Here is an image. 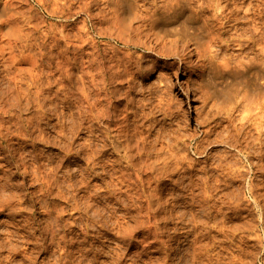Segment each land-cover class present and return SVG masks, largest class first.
Returning a JSON list of instances; mask_svg holds the SVG:
<instances>
[{
	"label": "rangeland",
	"instance_id": "374dc122",
	"mask_svg": "<svg viewBox=\"0 0 264 264\" xmlns=\"http://www.w3.org/2000/svg\"><path fill=\"white\" fill-rule=\"evenodd\" d=\"M19 1V0H18ZM16 1V5H17V7L19 6V5H21V6H19V13H18V15L16 14L14 17L16 18H14V20H15V22H14V20L12 21L13 23H11V24H14V25H12V27H16L15 29H16V31H15V29L13 30L12 29V32L14 31L15 32V34H14V32L12 33L11 31H9V32H11L13 35L12 36H10L11 34H9V32L7 33L9 36H7L5 33H3V31L4 30H6V28H4V29H2L3 31H2V35H3V37L5 38H3L2 36H1V42L3 41L4 42V40H5V42L6 43H8V45L7 44H5V42L3 43H1V48H0V50L3 48V46H7V47H4L3 48V50H1L0 51V53H1V57L2 56H4L5 58H0V62H1V60H2V62L0 63V68L1 67H3V68H1L0 69V77H1V75H3V77H1L2 79H0V80H3L4 82H3V85H2V88L4 89V91H7L8 89H12V87L14 86V88L12 89L13 91H11V94L15 91V89H19V91L21 92V89H23V90H25L26 92H28V93H25V96H26V94L28 95L27 97H25L24 95H22V96H24V98H22V96H21V101H23V102H20L19 104V106L18 105H15L14 107H11V109L12 110H10V111H8L7 113L5 112L4 113V116H3V118H1L0 117V120H2V123H3V121L5 122V123H3V128L1 129V131H0V133L2 134V136L0 137L1 139V141H0V147H7L6 145H12V147H13V151H12V154L14 155V161H16V160H19L20 158L22 159H25V160H27L29 163L28 164H30L32 167H33V163H34V161H33V159L32 158H34V156L35 155H38V157H42L41 158V160H40V162H42L41 164H42V167H41V172L46 176V175H52V173H55V174H57L58 175V177H60V176H63L64 174V176H65V178L67 179V182L65 183V184H63L62 185V187H60L59 189L57 188V186H56V184L54 185V187H52V189L50 190V193L49 194H44V193H46V191H47V187L45 186V187H43V188H39L40 186L37 184V183H35V182H32L33 180H31V178L30 177H28V181H27V183H25V186L26 187H28V189H27V196L24 198L25 200H23V205H20V207L22 206V207H24V210L21 208V209H19L20 207H19V202H17V208L15 209L14 207V209L11 207V208H9L8 206H9V204L6 202V201H2L1 200V202L2 203H0L1 205H0V207H2L3 209H4V211L5 212H7L6 214H5V212L4 211H2L3 209H1L0 208V228H1V232H3V231H5L6 229L8 230V229H10L9 227H11L8 223H6L7 221H10V219H16V218H19V215H21L23 212H25V214H27V215H29L28 217H30V218H34L33 219V221L35 222V223H33L32 225H25V227L27 226V228H28V226H29V230H30V235H32V234H34V235H32L31 237L29 236V232H26V231H28L26 228V230L24 229L23 230V232H25V234L21 231V234H19L18 235V237L19 236H21V237H19V238H14V239H8V241L9 240H11L10 241V244L11 243H13V244H11V246H13V248H10L9 250L11 251V252H9L6 248L4 249L3 248V246H1L2 247V249H3V251H2V249H1V247H0V253L2 254V257L3 258H5L7 255H9L8 253H18V255L16 256V259L15 258H13L16 262L15 263H18V262H20V261H22V259H23V261L25 262V264H29V263H31L32 262V264L34 263V264H50L51 262V264H53V261H55L54 263L55 264H77V262L78 263H80V260H81V263L80 264H141V263H143V264H170L171 262V264H197V262H198V264H219V259L222 261V263L220 262V264H225L224 262H226V264H264V194H262V193H264V176H263V174H264V160L262 159V158H264V152L261 154V152L262 151H264L263 149H264V118H263V116H264V113H263V111L262 110H258V108L257 109H255V107L253 108L252 106V109H250L251 107H250V105H254V104H256V102L255 101H258L257 102V106L259 107H262V103H264V61H263V59H264V46H263V44H264V0H198L203 6V9H205V11H204V15H206V16H209V17H211L212 19H211V24H212V28L213 29H216V30H220V31H222L223 32V39H224V43H218L216 46H217V48H216V46L214 45L213 46V48H212V50H213V53L215 54V56H216V59H218V60H221L220 59V57H221V55H224V57H223V59H222V61H227V59H228V61L229 62H226V63H228V65L226 66V67H224L223 66V69H222V67L220 68V69H218V68H216L215 66H212L210 69H208V72L204 75V76H201L198 72H194V71H185L184 70V68H182V67H179V65H176V66H173V67H168V66H166L165 65V63L162 61V59H159V57H156V56H149L148 58L146 57L145 58V63H136V56L138 55V54H142V51H137V52H135V50L134 49H131V50H127V49H125L123 46H122V44H118L114 39H112L111 37L112 36H116V34L114 35V29L111 27L110 29L108 28V27H110V26H112L113 24H112V21H111V19H109V18H111L110 16H111V12H110V10H109V7H104V5L105 6H108L107 5V3H105L106 1L105 0H70V2H69V0H65V1H62V0H21V1ZM45 1V2H44ZM56 1V2H55ZM57 1H59V3H60V5H59V3L57 2ZM61 1H62V3L63 4H61ZM67 1V2H66ZM104 1V2H103ZM196 1V0H195ZM194 1V4L197 2H195ZM205 1H207V2H205ZM218 1V2H217ZM226 1V2H225ZM236 1V2H235ZM53 2H55L54 3V5L53 4H51V3H53ZM74 2H76V3H74ZM85 2V3H84ZM92 2V3H91ZM104 3V5H103V3ZM203 2V3H202ZM206 4H205V3ZM217 2V3H216ZM58 3V4H57ZM80 3H83V5H85V6H83L82 4H80ZM89 3V4H88ZM97 3V4H96ZM99 3H101L100 5H99ZM219 3V4H218ZM222 3V5H223V3L225 4V6L223 5H220ZM25 4V5H24ZM50 4L52 5V6H50ZM197 4V3H196ZM216 4V5H215ZM31 5V6H30ZM47 7H46V6ZM27 6H30V7H27ZM45 6V7H44ZM67 6V7H66ZM93 6V7H92ZM100 6V7H99ZM217 6V7H216ZM222 7V8H224L223 10H221L219 13V15L217 14V16H213V14H214V12H215V9L217 10L218 9V7ZM50 7V8H49ZM53 9H52V8ZM101 9V10H98L99 8ZM102 7L104 8V10L105 9H107V10H105V13H104V10L102 9ZM210 7V8H209ZM213 7V8H212ZM238 7V8H237ZM28 8H30L29 10H27ZM48 8V9H47ZM92 8H96V10L95 9H92ZM229 10H228V9ZM241 8V9H240ZM247 8V9H246ZM250 8H252V9H250ZM256 8V9H255ZM52 11H50V10ZM79 9H82L81 11L83 12H81ZM85 9V10H84ZM250 9V10H249ZM21 10H23L24 12L22 13V11ZM32 10H33V12H32ZM61 10V11H60ZM26 11V12H25ZM60 11V12H59ZM79 11V13H77ZM87 11H88V13H87ZM218 11V10H217ZM246 11V12H245ZM251 11V12H250ZM21 12V13H20ZM29 14H28V13ZM68 12V13H67ZM91 12V13H90ZM97 12V13H96ZM104 13V15H106L107 17L105 18V16L103 15V13ZM245 12V13H244ZM254 12H255V14H254ZM28 15H27V14ZM64 13L66 14V15H64ZM85 13H87L88 14V16H87V14H85ZM93 13H96V14H93ZM102 15H101V14ZM109 13V14H108ZM207 13V14H206ZM71 16H70V15ZM73 14V15H72ZM226 14V15H225ZM232 14H233V17H232ZM239 14V15H238ZM27 15V16H26ZM33 17H32V16ZM228 15V16H227ZM67 16V17H66ZM85 16H86V18H85ZM96 16V17H95ZM247 16V17H246ZM22 17V18H21ZM30 17H31V19H30ZM73 17V18H72ZM98 17V18H97ZM102 17V18H101ZM104 17V18H103ZM18 18V19H17ZM26 18H27V20H26ZM65 18H67V19H65ZM185 18H186V16H185ZM257 18V19H256ZM2 19H3V17H2ZM7 18L4 16V19L3 20H6ZM25 19V20H24ZM98 19V20H97ZM106 19H109V20H106ZM244 19V20H243ZM22 20V21H21ZM31 22H30V21ZM106 20V21H105ZM180 22H182L183 20H184V17L183 18H180ZM240 20H241V22H240ZM246 20V21H245ZM250 20V21H249ZM28 21H29V23H28ZM108 21V22H107ZM194 21H196V20H194ZM194 21H190L189 23H188V25L190 26V27H192V29H197L199 26L194 22ZM230 21V22H229ZM24 22H27L28 23V25L26 24L25 25V23ZM100 22V23H99ZM102 22V23H101ZM212 22H214V24L212 23ZM221 22V23H220ZM19 23H21L20 25H19ZM73 23V24H72ZM75 23H76V27L78 28L77 30H75V28L76 27H74L75 26ZM98 23V24H97ZM104 23V24H103ZM18 24V25H17ZM30 24V25H29ZM62 24V25H61ZM220 26H219V25ZM26 27H25V26ZM50 25V26H49ZM57 25V26H56ZM84 25H85V27H84ZM99 25V26H98ZM101 25V26H100ZM103 25H105V27L103 26ZM107 25V26H106ZM21 28H20V27ZM78 26H80V27H78ZM226 26V27H225ZM29 27V28H28ZM59 27V28H58ZM61 27V28H60ZM102 27L104 28V29H102ZM114 27V26H113ZM217 27V28H216ZM18 28H20V29H18ZM26 28V29H25ZM58 30H57V29ZM72 28V29H71ZM83 28V29H82ZM99 28V29H98ZM224 28V29H223ZM235 28V29H234ZM18 29V30H17ZM50 29H51V31H50ZM62 29L64 30V31H62ZM106 29H109L108 30V32L107 33H109L108 35H107V33H106ZM226 29H229V30H226ZM24 32H23V31ZM28 30V31H27ZM30 30H32L31 32H29ZM80 30V31H79ZM82 30V31H81ZM100 30H102V32L100 31ZM233 30V35H232V31ZM236 30V31H235ZM7 31V30H6ZM27 31V32H26ZM62 31V32H61ZM197 31V30H196ZM230 31V32H229ZM247 33H246V32ZM5 32V31H4ZM26 32V33H25ZM59 32H61V33H59ZM76 32V33H75ZM81 32V33H80ZM99 32V33H98ZM104 32V33H103ZM229 32V33H228ZM236 32L238 33V35H240L241 33V36H238L237 34H236ZM241 32V33H240ZM244 32V33H243ZM253 32V33H252ZM22 34V35H20V34ZM55 33V34H54ZM59 33V34H58ZM68 33H70V34H68ZM78 33V34H77ZM89 33V34H88ZM197 33H198V36H200V31H197ZM251 33V34H250ZM258 35H257V34ZM27 34V35H26ZM57 34V35H56ZM68 34V35H67ZM74 34V35H73ZM85 34V35H84ZM88 36H87V35ZM236 34V35H235ZM245 34H246V36H245ZM14 35H15V37H14ZM31 35V36H30ZM32 35H33V37H32ZM34 35H35V37H34ZM60 35H62V36H60ZM65 35V36H64ZM83 37H82V36ZM105 35V36H104ZM107 35V36H106ZM228 35V36H227ZM244 35V36H243ZM251 35V36H250ZM256 36V38H255V36ZM25 36H27L26 38H25ZM49 36V37H48ZM51 36H53V38L54 39H51L52 37ZM56 36V37H55ZM70 36H72V37H70ZM77 36V37H76ZM85 36H86V38H85ZM259 36H261V37H259ZM9 37H11V38H9ZM23 39H22V38ZM32 39H31V38ZM78 37H80V38H78ZM88 37V38H87ZM251 40H250V39ZM7 39V40H6ZM25 39V40H24ZM58 39V40H57ZM78 39H79V41L80 40H83V42H79V45L77 44L78 43ZM84 39H86V41L84 40ZM17 40V41H16ZM52 40H54V41H52ZM57 40V41H56ZM67 40V41H66ZM71 40V41H70ZM205 40H207V38L206 39H204L203 41H205ZM233 40V41H232ZM254 40V41H253ZM8 41V42H7ZM29 41H31V42H29ZM235 41L237 42V43H235ZM240 41L242 42V44L240 43ZM246 43L247 42V44H245L244 42ZM258 41V42H257ZM259 41H260V43H259ZM9 42H10V44H9ZM12 42V43H11ZM18 42V43H17ZM21 43V46H20V43ZM58 44H57V43ZM74 42H76V44L74 43ZM110 42V43H109ZM114 42V43H113ZM225 42H227V43H225ZM229 42V43H228ZM232 42V43H231ZM250 44H249V43ZM13 43L15 44V46H14V48H12L13 47ZM4 44V45H3ZM31 44V45H30ZM73 44H75V46L73 45ZM117 44V45H116ZM233 44V45H232ZM239 44H241L242 46H240ZM244 44V45H243ZM9 45H10V48L11 49H8L9 48ZM76 45H78V46H76ZM115 47H114V46ZM230 45V46H229ZM236 45V46H235ZM250 45V46H249ZM24 46H26V47H24ZM32 48H31V47ZM52 46H53V48H52ZM55 46V47H54ZM86 46V47H85ZM111 46L113 47V50H112V48H111ZM222 46V47H221ZM245 46V47H244ZM15 47H16V49H15ZM27 47H29V48H27ZM63 47V48H62ZM77 47H79V48H77ZM95 47H97V48H95ZM226 47V48H225ZM255 47H258V48H255ZM6 48V49H5ZM72 48V49H71ZM75 48H76V50H75ZM245 48V49H244ZM48 49V50H47ZM78 49V50H77ZM115 49V50H114ZM124 49V50H123ZM222 49V52L220 51ZM224 49V50H223ZM257 49V50H256ZM9 50H10V53H9ZM32 50V51H31ZM82 50V51H81ZM84 50H85V52H84ZM109 50V51H108ZM119 50V51H118ZM42 51V52H41ZM48 51H50L49 53H47ZM63 51H65V52H63ZM77 51V52H76ZM102 51H104V52H102ZM114 51V52H113ZM124 51V52H123ZM126 51V52H125ZM215 51V52H214ZM224 51V52H223ZM243 51V52H242ZM254 51H256L255 53H254ZM262 51V52H261ZM15 52V53H14ZM40 52H41V54H40ZM88 52V53H87ZM123 52V53H122ZM220 52V53H219ZM258 52V53H257ZM259 52H261V53H259ZM51 53H53V54H51ZM65 55H64V54ZM75 53V54H74ZM129 55H127V54ZM218 53H219V55H218ZM222 53V54H221ZM251 53V54H250ZM263 53V54H262ZM11 54V55H10ZM40 54V55H39ZM44 54V55H43ZM56 54V55H55ZM78 54H80V55H78ZM82 54V55H81ZM88 54V55H87ZM95 54V55H94ZM120 54V55H119ZM122 54V55H121ZM124 54V55H123ZM131 54V55H130ZM259 54V55H258ZM262 56H261V55ZM9 55V56H8ZM12 55H14L13 56V58L11 57ZM29 55H31V56H29ZM34 55H36V56H34ZM45 55H47V56H45ZM51 55V56H50ZM97 55V56H96ZM104 55V56H103ZM106 55V56H105ZM118 55V57H115V56H117ZM242 55H243V57H244V59H243V57H242ZM245 55V56H244ZM255 55H257V56H255ZM65 56V57H64ZM68 56V57H67ZM95 56V57H94ZM123 56V57H122ZM125 56H127V57H125ZM134 56V57H133ZM217 56L219 57V58H217ZM241 56V57H240ZM252 58H251V57ZM18 57V58H17ZM33 57H35V58H33ZM45 57V58H44ZM80 57V58H79ZM82 57V58H81ZM90 57V58H89ZM130 57H131V59H130ZM235 57H237L238 58V60L235 58ZM263 57V58H262ZM9 58L13 61H10L9 60ZM16 58V59H15ZM28 60H27V59ZM99 58V59H98ZM106 58V59H105ZM113 58V59H112ZM116 58V59H115ZM125 60H124V59ZM222 58V57H221ZM225 58V59H224ZM248 59V61L250 60V58H251V60H253V62H254V66L253 67H251V68H249V69H245V68H239L240 67V65H239V60L240 61H244L245 62V59ZM258 58V59H257ZM6 59H8V61H5L4 62V60H6ZM31 59H32V61H31ZM34 59L36 60V61H34ZM48 59V60H47ZM66 59V61H64ZM69 59V60H68ZM81 61H80V60ZM84 59V60H83ZM93 59V60H92ZM121 59V62L119 61ZM127 59V60H126ZM134 59H135V61H134ZM235 59H236V61H235ZM247 59H246V61H247ZM255 59H257V61L255 60ZM20 60H22V61H20ZM53 60V61H52ZM76 60V62H74ZM89 60V61H88ZM102 62H101V61ZM112 60H114L113 62H112ZM133 60V61H132ZM154 60V61H153ZM173 60V59H172ZM261 60V61H260ZM33 61H34V63H36V65H32V64H34L33 63ZM49 61V62H48ZM70 61V62H69ZM73 61V62H72ZM78 61V62H77ZM82 61H83V65H84V69H80V68H83V65H81L82 64ZM100 61V62H99ZM110 61V62H109ZM150 61H151V63H150ZM232 61V62H231ZM255 61H256V63H255ZM263 61V62H262ZM4 62V63H3ZM7 62H12V64H8ZM21 62V63H20ZM29 62H31L30 64H29ZM45 62V63H44ZM60 64H59V63ZM97 62V63H96ZM117 62V63H116ZM124 62H125V64H124ZM134 62H135V64H134ZM153 62H155V66L152 68V69H150V70H146L145 68H143V67H146L148 64H152ZM170 62H172L171 60H168V63H170ZM231 62V63H230ZM259 62V63H258ZM5 64V65H3V64ZM16 63H18V64H16ZM65 63V64H64ZM67 63H68V65H67ZM81 63V64H80ZM101 63V64H100ZM109 65L110 64V66H108L107 64ZM112 63H114V64H112ZM121 63H123V69H122V67L120 68V66H122L121 65ZM133 63V64H132ZM16 64V65H15ZM40 64H41V66H40ZM56 64H58V66L56 65ZM72 64V65H71ZM87 64H89V65H87ZM112 64V65H111ZM130 64V65H129ZM132 64V65H131ZM8 65H10V67H8V69L7 68H5V67H7ZM39 65V66H38ZM59 65H61V66H59ZM76 65H78V66H76ZM97 67V69H96V67ZM115 65V66H114ZM134 65V66H133ZM137 65V66H136ZM233 65V66H232ZM5 66V67H4ZM32 66H34V71H33V68H31ZM47 67V68H45V67ZM65 66V67H64ZM76 66V67H75ZM80 66V67H79ZM100 66V67H99ZM106 66V67H105ZM109 68H108V67ZM112 66V67H111ZM133 66V67H132ZM237 67L236 68V70H235V72H229V69H230V67L231 68H233V67ZM20 69V70H18V73H17V70H15V69H18V68ZM53 67V68H52ZM68 67V68H67ZM72 67H73V69H72ZM111 67V68H110ZM115 67V68H114ZM117 67V68H116ZM120 69H119V68ZM136 67V69H134ZM13 68V69H12ZM27 68L29 69V70H27ZM41 68H43V69H41ZM67 68V69H66ZM70 68V69H69ZM77 68H78V70H86L87 69V71L89 72H86V71H83V72H79L78 70H77ZM89 68H91V69H89ZM126 68H128V69H126ZM258 69V71H257V69ZM10 69H11V71L13 72V74H12V72L10 71ZM26 69V70H25ZM69 69V70H68ZM75 69V70H74ZM89 69V70H88ZM94 69H95V71H94ZM100 69V70H99ZM104 69L106 70V71H104ZM110 71H109V70ZM115 69H117V70H115ZM119 69V70H118ZM126 69V70H125ZM138 69V70H137ZM212 69V70H211ZM225 69V70H224ZM227 69V70H226ZM244 69V70H243ZM2 70V71H1ZM5 70L6 71H8L7 72V74L8 75H10V76H12V77H8V75L6 76V72H5ZM36 70V71H35ZM66 70V71H65ZM72 70V71H71ZM122 70H125V71H122ZM131 70V72H129ZM137 70V71H136ZM16 72V74H15V72ZM27 71V72H26ZM43 71V72H42ZM51 71V72H50ZM65 71V72H64ZM75 71V73L73 74H71V72H74ZM78 72V74H77V72ZM92 73H91V72ZM97 71V72H96ZM99 71V72H98ZM118 71V72H117ZM119 71H121L122 72V74L120 73L119 74ZM211 71V72H210ZM221 71V72H220ZM262 71H263V74H262ZM3 72H5L4 74H3ZM31 72V73H30ZM34 72V73H33ZM40 74H39V73ZM46 72H47V74H46ZM49 72V73H48ZM68 72H70V76L71 75H73V76H69V73ZM128 74H127V73ZM255 72V73H254ZM2 73V74H1ZM29 73V74H28ZM33 73V74H32ZM37 73V74H36ZM43 73V74H42ZM84 73V74H83ZM96 73L98 74L97 76H96ZM124 73H125V75H124ZM133 73V74H132ZM228 73V74H227ZM248 73V74H247ZM31 74V75H30ZM50 74V75H49ZM57 74H59L58 75V77H57ZM66 74H67V76H66ZM80 74H83V75H80ZM90 74V75H89ZM109 74V75H108ZM112 74V76H110ZM114 74V75H113ZM118 74V75H117ZM130 74V75H129ZM132 74V75H131ZM232 74H233V76H232ZM237 74V75H236ZM20 75H21V81H20ZM44 75V76H43ZM47 75H49V76H47ZM53 75H54V77H53ZM80 75V76H79ZM86 75V76H85ZM108 75V76H107ZM129 76V78H128V76ZM134 75V76H133ZM231 75V76H230ZM243 75H245L244 77H243ZM4 76H6L7 78H4ZM17 76V77H16ZM36 76H37V78H36ZM50 76H52V77H50ZM66 76V77H65ZM77 76H79V77H77ZM94 76V77H93ZM101 76V77H100ZM118 77V78H115V77ZM125 76V77H124ZM127 76V77H126ZM133 76V77H132ZM223 76V77H222ZM235 76H236V78H235ZM242 76V77H241ZM257 76V77H256ZM260 76H261V79H260ZM263 76V77H262ZM16 78L19 82H18V84L19 85H15L14 83H11V85H12V87H10L8 84H7V81H8V78ZM23 77V78H22ZM33 77V78H32ZM57 77V78H56ZM68 77H70V78H68ZM74 77V78H73ZM77 79H76V78ZM81 77V78H80ZM87 79H86V78ZM90 77H92L91 79H90ZM113 77V78H112ZM204 77V78H203ZM232 77V78H231ZM238 77V78H237ZM4 78V79H3ZM13 78V79H14ZM55 78L57 79V80H55ZM84 78V79H83ZM98 78V79H97ZM103 80H102V79ZM110 78V79H109ZM120 78V79H119ZM122 78H124L123 80H122ZM127 78V79H126ZM132 78V79H131ZM235 78V79H234ZM7 79V80H6ZM35 79V84L33 83V80ZM50 79H51V81H50ZM58 79H59V81L61 82V83H59L58 84ZM61 79V80H60ZM66 79V80H65ZM75 79L77 80V81H75ZM78 79H79V81H78ZM81 79V80H80ZM82 79L84 80V81H82ZM93 79V80H92ZM99 79H101V80H99ZM126 79V80H125ZM208 79V80H207ZM12 80V79H11ZM42 80V81H41ZM46 80V81H45ZM49 80V81H48ZM63 80H65V81H68V83L67 82H65V81H63ZM107 80H109V81H107ZM118 80H121V81H118ZM125 80V82H123ZM207 80V81H206ZM256 80H257V82H256ZM6 81V82H5ZM29 81H30V83H29ZM37 81L39 82V84H37ZM54 81V82H53ZM58 81V82H57ZM71 81H72V83H71ZM74 81H75V84H74ZM112 81H114V82H112ZM129 81V82H128ZM130 81H131V84H129L130 83ZM166 83L167 81H170V82H168V84H171V85H173V94L175 93L176 95L178 94V92H180V89H182V91L180 92V94H178L175 98L176 99H174L175 101L174 102H176V108L178 107V105H179V107H178V109H182V111H187L186 113H185V116L183 115V116H179L176 120H171L170 119V116H168V115H166L165 117H164V115H162L161 114V112L160 111H157V112H159V113H155V116H156V118L155 119H153V120H150L149 121V119H148V117H144V116H146L145 114H148V111H149V108H148V105L147 106H145V104H147V103H151L152 102V98L154 99L153 100V104H154V102H155V104L157 103V100H158V98L159 97H157V96H153L152 97V93H151V91L149 90V88L150 87H153L154 86V88H156L157 90L159 89V87H161V84L163 83L164 84V82ZM206 81V83H204ZM233 81V82H232ZM23 82V83H22ZM45 82V83H44ZM65 82V83H64ZM83 82V83H82ZM86 82V83H85ZM100 82V83H99ZM175 82V83H174ZM227 82H229V83H227ZM43 83V84H42ZM57 83V84H56ZM76 83H77V86L79 85L80 87H79V90H81V91H79V90H77L78 89V87L76 86ZM81 83V84H80ZM89 83H90V88H89ZM121 83H124L123 85L121 84ZM179 84V87H176L175 86V84ZM192 83V84H191ZM194 83V84H193ZM210 83V84H209ZM260 85H258V84ZM5 84H7L9 87L7 88L6 87V85ZM22 84H24V85H22ZM34 84V85H33ZM40 84H41V86H40ZM51 84V85H50ZM60 84H61V86H60ZM63 84V85H62ZM67 86H65V85ZM84 84V85H83ZM87 84H88V86H87ZM94 84V85H93ZM115 84V85H114ZM131 85V86H129V85ZM134 84H135V86H134ZM137 84V85H136ZM151 84V85H150ZM156 84V85H155ZM163 84H162V87H163ZM228 84V85H227ZM5 85V87H3ZM26 85V86H25ZM44 85V86H43ZM56 85V86H55ZM74 85V86H73ZM96 86V87H94L93 88V86ZM122 85V86H121ZM150 85V86H149ZM158 85V86H157ZM180 85H181V87H180ZM188 85V86H187ZM193 85V86H192ZM263 85V86H262ZM18 86H19V88H18ZM23 86V87H22ZM55 86V87H54ZM63 86H64V89H63ZM70 86H72V87H70ZM83 86V88H81ZM92 86V87H91ZM104 86V87H103ZM119 86V87H118ZM138 86V87H137ZM144 86V87H143ZM147 86V87H146ZM155 86H157V87H155ZM195 86V87H194ZM198 86H200V88H201V90L203 89L204 91H207V92H209V95L211 96L210 97V99H209V105L207 106V107H203V109L201 108L202 107V103L201 102H194L193 101V99H194V97H195V95H196V97L198 98V96L200 95V93L198 92V91H194L193 92V90L195 89V88H197ZM225 86V87H224ZM17 87V88H16ZM27 87V88H26ZM52 87V88H51ZM77 87V88H76ZM85 87V88H84ZM101 87V88H100ZM118 87V88H117ZM123 87V88H122ZM125 87V88H124ZM129 87H130V92H129V96L127 97L128 99H130V97H131V99L133 100L132 101V104L130 105V106H128V107H125V105H126V102H124V100H125V95L128 93V91H129ZM149 87V88H148ZM190 88L191 87V89H192V91L187 95L186 94V92L184 91L186 88ZM205 87V88H204ZM217 87V88H216ZM260 87V88H259ZM69 88H71L70 90H69ZM76 88V89H75ZM140 88L141 89H143V90H140ZM146 88H148V89H146ZM218 88H220L219 90H218ZM32 89H33V91H32ZM36 89H37V91H36ZM38 89H40V91L38 92ZM57 89H58V91H57ZM75 89V90H74ZM116 89H120V91H121V89H122V91H123V93L122 92H120V91H118V90H116ZM125 89V90H124ZM137 89V90H136ZM138 89L140 90L139 92H138ZM206 89H209V90H206ZM212 89V90H211ZM226 89V90H225ZM65 90V91H64ZM86 90V91H85ZM87 90H89V91H87ZM94 90V92H92ZM96 90V91H95ZM196 90V89H195ZM218 90V91H217ZM261 90V91H260ZM263 90V91H262ZM42 91H44L43 93H42ZM48 91H50V94H49V92ZM60 91V92H59ZM66 91H69L68 93H65ZM71 91V92H70ZM72 91H73V93H72ZM83 91V92H82ZM125 91V92H124ZM133 91V92H132ZM145 91V92H144ZM214 91H216V92H218L217 93V95H220V93H221V96H222V92H225L226 93V96H225V98L226 97H228L226 100H225V102H224V104L222 103V105L221 106H223V105H226V106H234L235 105V102H238L239 103V105L238 106H236V107H234L233 108V110L232 111H230L231 112V114H232V120H227L226 118H227V115H225V113L224 112H221L220 114L221 115H219V116H217V117H213V114H214V109H212L211 110V108H212V104H214V103H212V102H218V97H217V95H215V94H213V92ZM253 91V92H252ZM47 92V93H46ZM54 92V93H53ZM79 92H81L80 94H82L83 96H84V99L82 98L83 96L82 95H80V94H77V93H79ZM88 92L90 93V95L88 94ZM91 92H92V94H91ZM105 92V93H104ZM148 92V93H147ZM183 92V93H182ZM198 92V93H197ZM229 92V93H228ZM36 94V96H34L35 94ZM58 93V94H57ZM71 94V97L69 96L70 94ZM75 93H76V95H75ZM87 93V94H86ZM98 93H99V95H98ZM118 95H117V94ZM126 93V94H125ZM134 93V94H133ZM147 93V94H146ZM185 93V94H184ZM193 93H194V95H193ZM211 93V94H210ZM252 93V94H251ZM34 94V95H33ZM37 94L39 95V96H37ZM48 94V95H47ZM56 96H55V95ZM61 94V95H60ZM63 94V95H62ZM85 94V95H84ZM101 94V95H100ZM120 94H122V95H120ZM131 94H133V95H131ZM159 94H161L160 92L159 93H157V95H159ZM33 95V96H32ZM45 95H46V98H45ZM54 95V96H53ZM86 95H88V97L86 96ZM96 97H95V96ZM135 95V96H134ZM186 95H187V97H186ZM214 95V96H213ZM245 95H247L246 97H245ZM13 96H15V94H12V97H11V100L13 99ZM42 96V97H41ZM62 98H61V97ZM68 96V97H67ZM74 96H76V98H73ZM79 96V97H78ZM82 96V97H81ZM90 96V97H89ZM91 96H93V97H91ZM114 96H117V97H114ZM121 96V97H120ZM125 96V97H124ZM253 96V97H252ZM263 96V97H262ZM36 98V99H33V98ZM43 97H44V99H43ZM49 97V98H48ZM56 97V98H55ZM58 97H59V100H57L58 99ZM81 97V98H80ZM86 97H87V99H86ZM98 97H101V99L100 98H98ZM150 97V98H149ZM156 99H155V98ZM195 97V98H196ZM217 97V99H215ZM243 97H245L244 99H243ZM251 97H252V100H250V102H252L251 104H250V102L248 101L249 99H246V98H250L251 99ZM25 98H26V101H25ZM40 98V99H39ZM51 98V99H50ZM61 98V99H60ZM72 98V99H71ZM92 98H94V99H92ZM95 98L96 99H98L97 100V102L96 101H93V100H95ZM104 98V99H103ZM120 98H123V100L121 101V100H119ZM148 98H149V100L150 101H147L148 100ZM239 98V99H238ZM242 98V99H241ZM255 98V99H254ZM263 98V99H262ZM22 99H24V100H22ZM74 99V100H73ZM76 99V100H75ZM78 99H79V101H78ZM82 99V101L84 100L86 103H87V105H86V103L84 102H80V100ZM92 99V100H91ZM103 99V100H102ZM142 99V101H140ZM146 99V100H145ZM215 99V100H214ZM254 99V100H253ZM261 99H262V101H261ZM15 101H16V98L14 99ZM55 100V101H54ZM62 100V104H61V106H60V101ZM87 100H89V101H87ZM91 100V101H90ZM106 100V101H105ZM179 102H177V101ZM248 102H247V101ZM14 101V102H15ZM31 101V102H30ZM33 101V102H32ZM35 101V102H34ZM56 101H58V103H55ZM74 101H78V102H74ZM94 102V104L93 103H91V102ZM126 101V100H125ZM134 101H136V102H134ZM138 101V102H137ZM147 101V102H146ZM229 101V102H228ZM26 102V103H25ZM48 102V103H47ZM74 102V103H73ZM103 102V103H102ZM120 102V103H119ZM142 104V102H143V105H141L140 103ZM240 102H242V103H244V104H242V103H240ZM246 102H247V104L248 105H246ZM5 103V102H4ZM44 103H45V105H44ZM46 103L48 104V105H50V107L47 105L46 106ZM56 104V107H54V106H52V104ZM65 103H66V105H65ZM75 103H77L76 105H75ZM80 105H83L84 106V108H83V106H80ZM83 103V104H82ZM95 103H98L99 104V106H98V104H95ZM102 103V104H101ZM124 104V105H121V104ZM228 103V104H227ZM231 103L233 104V105H231ZM25 105L24 107H22L23 105ZM28 104V105H27ZM36 104V105H35ZM43 106H42V105ZM58 104V105H57ZM70 106H69V105ZM71 104H72V106H71ZM73 104H74V106H73ZM85 104V105H84ZM90 104H93V105H90ZM106 105L104 108H103V106L104 105ZM115 104V105H114ZM178 104V105H177ZM27 105V106H26ZM78 105V106H77ZM94 105H96L97 107H98V109L101 107V105H102V107L99 109L101 112V114H97L98 116H96V115H94L93 113L95 112H98L99 113V110L97 111L95 108H97L96 106H94ZM117 105V106H116ZM121 105V106H120ZM136 105H138V106H136ZM142 107L141 108V110L143 111H141V110H138L137 108L138 107H140V106ZM244 105V106H243ZM36 106V107H35ZM64 106V107H63ZM69 106V107H68ZM76 106V107H75ZM113 106V107H112ZM117 108H116V107ZM124 106V107H123ZM134 106V107H133ZM182 106V107H181ZM247 106V107H246ZM255 106V105H254ZM7 107L8 106H6L5 107V109H7ZM28 107V108H27ZM47 109H46V108ZM58 107V109H56ZM61 107H62V110H61ZM65 107H67V108H65ZM75 107V108H74ZM80 107V108H79ZM94 107V108H93ZM107 107V108H106ZM122 107V108H121ZM130 107V108H129ZM144 107V108H143ZM145 107H146V109H145ZM10 108V106L8 107V109ZM18 108V109H17ZM31 108V109H30ZM56 109V111L54 110V109ZM76 111V110H78L79 112H74V110ZM78 108V109H77ZM82 108H83V112H82ZM89 108V109H88ZM103 108V109H102ZM107 110H106V109ZM111 110H110V109ZM119 108V109H118ZM123 109V110H121V109ZM127 108H129L130 110H132L131 112L129 111V109H127ZM134 108L136 109L135 111H136V116L133 114V112H135L134 111ZM187 109V110H185V109ZM201 108V109H200ZM241 108H242V110L243 109H247V111L246 112H250V114L248 113H246V114H244L245 113V110L242 112V111H240L241 110ZM7 109V110H8ZM18 111H16V110ZM65 109V111H63ZM68 109V110H67ZM69 109H71V111H73V115H72V112H70L69 111ZM79 109H81V110H79ZM88 109V110H87ZM116 109V110H115ZM184 109V110H183ZM197 109L198 110H200V113L199 114H201V117H204L205 115H206V112L208 111V110H211V113H208L209 114V121L207 122V123H205V124H203V126H205V127H201V129H200V127H197V124H195V121H196V117H197ZM205 109H208V110H205ZM235 109V110H234ZM248 109L249 110H253L254 109V111H252L253 113H256L257 111L259 112V117L261 116L262 118L260 119V118H258L257 119V117L255 116V114H254V116H253V113L251 112V111H248ZM14 110V111H13ZM32 110V111H31ZM52 112H51V111ZM57 110H60L59 111V113H58V111ZM95 110V111H94ZM106 110V111H105ZM112 110L113 111H115V112H112ZM148 110V111H147ZM13 111V112H12ZM16 111V112H15ZM62 111V112H61ZM88 111V112H87ZM93 111V112H92ZM116 111H118L117 113H116ZM119 111H121L122 113L124 112L125 113V115H124V113L123 114H121V112H119ZM201 111H203V112H201ZM10 112H11V114H10ZM25 112V113H24ZM31 112V113H30ZM56 112H57V114L58 115H55L56 114ZM67 112V113H66ZM103 112L107 115V117L103 114ZM109 112V113H108ZM129 112V113H128ZM140 114H139V113ZM230 112H228V113H230ZM241 112H242V114H244V115H241ZM14 113V114H13ZM17 113H18V115L19 116H17ZM24 113V114H23ZM52 113V114H51ZM64 113V114H63ZM69 113H71V115H69ZM83 113V114H82ZM142 113H144V114H142ZM203 113H205V114H203ZM252 113V114H251ZM42 114V115H41ZM48 114V115H47ZM69 116H71V117H69ZM122 116H121V115ZM129 114V115H128ZM169 114V113H168ZM263 116H262V115ZM61 115V118H63V119H60V117L58 118V116H60ZM64 115V116H63ZM77 115L79 116L80 115V117H77ZM83 115V116H82ZM88 115H90V116H88V118H87V116ZM100 115V116H99ZM111 117H110V116ZM112 115H114V116H112ZM123 115H124V117H123ZM140 115V116H139ZM141 115H142V117H141ZM16 116V117H15ZM30 117V120H29V117ZM63 116V117H62ZM69 118H68V117ZM73 116V117H72ZM82 116V117H81ZM105 116V117H104ZM132 116V117H131ZM161 116V117H160ZM163 116V117H162ZM207 116V115H206ZM210 116H211V118L212 119H210ZM226 116V117H225ZM249 117V118H247V117ZM251 116V117H250ZM6 117H7V119H6ZM12 117V118H11ZM18 117V118H17ZM32 117V118H31ZM54 117V118H53ZM57 117V118H56ZM75 117H77V118H75ZM97 117H100V119L99 118H97ZM130 119H129V118ZM160 117V118H159ZM184 117V118H183ZM186 117V118H185ZM221 117H223V118H221ZM241 117H243V118H241ZM36 118V119H35ZM46 118V119H45ZM50 118V119H49ZM67 118V119H66ZM70 118H72V120H73V122H71V121H69V120H71ZM132 118V119H131ZM136 118H138V119H136ZM139 118H140V120L141 121H139ZM158 118V119H157ZM238 120H237V119ZM254 118H256V119H254ZM16 119V120H15ZM43 119V120H42ZM77 120V122H78V120H79V122L77 123V122H75L76 120ZM123 119V120H122ZM126 119V120H125ZM130 121H129V120ZM144 119V120H143ZM163 119H165V120H163ZM167 119V120H166ZM181 119V120H180ZM195 119V120H194ZM219 119V120H218ZM222 119V120H221ZM240 119V120H239ZM242 119V120H241ZM246 119V120H245ZM260 119V120H259ZM6 120V121H5ZM15 120V121H14ZM33 122H32V121ZM49 120V121H48ZM75 120V121H74ZM101 120H102V122H101ZM110 120V121H109ZM122 120V121H121ZM125 120V121H124ZM131 120H132V122H131ZM147 120V121H146ZM157 120V121H156ZM159 120H162V121H160L159 123H161L160 124V126H158L159 125V123H158V121ZM180 120V121H179ZM183 120H184V122H183ZM221 120V121H220ZM224 120V121H223ZM227 120V121H226ZM234 120H236V121H234ZM243 120H245V122L243 121ZM249 120V121H248ZM12 121V122H11ZM46 121V122H45ZM55 121V122H54ZM67 121H69V122H67ZM100 121V122H99ZM176 121V123H174ZM177 121H178V123H177ZM182 121V122H181ZM213 121V122H212ZM218 122V124H220L221 122V124H220V126H218V125H215V124H217V122ZM230 121H232V122H230ZM234 121V122H233ZM36 122H37V124H36ZM54 122V123H53ZM61 122V123H60ZM81 122V123H80ZM106 122H108V123H106ZM115 122V123H114ZM123 122V123H122ZM130 122V123H129ZM145 122V123H144ZM166 122H167V124H166ZM215 122V123H214ZM19 123V124H18ZM34 125H33V124ZM44 125H43V124ZM56 123V125H54ZM67 123V124H66ZM69 123V124H68ZM72 123V124H71ZM77 125H76V124ZM80 123V124H79ZM97 125H96V124ZM98 123H100V124H98ZM125 123V124H124ZM127 123H129V126H130V129H132V130H134V127L132 128L131 126H134L135 124H137V126L135 127L136 129H137V131H138V140H136V143L137 144H135L134 142L132 143V145H133V149H132V151H127L128 149H126V147H125V145L122 143V142H120V140H124L125 139V137H123V139H121L122 137H119V139H115L114 138V134L116 133V131H122V130H124V129H126V127L124 126V125H126ZM134 125H133V124ZM140 123V124H139ZM143 123L145 124V125H143ZM182 123H183V125H182ZM197 123V122H196ZM213 123V124H212ZM230 123H231V126H230ZM233 123H236V124H233ZM15 124V125H14ZM41 124V125H40ZM62 124V125H61ZM97 126V127H95V125ZM106 124V126H104V125ZM109 124V125H108ZM114 124V125H113ZM118 125V126H116V125ZM124 124V125H123ZM188 124V125H187ZM207 124H208V126H207ZM210 124H212V125H210ZM229 124V125H228ZM239 124H240V126H239ZM250 124V125H249ZM5 125H7L6 127H5ZM16 125H17V127H16ZM35 125H37V127H35ZM69 125H71V127H73V128H76V129H74L73 130V128H71V127H68ZM73 125V126H72ZM75 125V126H74ZM102 125V126H101ZM123 125L124 127H121V126ZM151 125H153V126H151ZM166 125V126H165ZM168 125H170V126H168ZM224 125H228V126H230L229 128H228V126H227V128H226V126H224ZM232 125L234 126L233 127V129H232ZM33 126V127H32ZM50 126V127H49ZM52 126V127H51ZM56 128H55V127ZM62 126V127H61ZM99 126V127H98ZM111 126V127H110ZM140 126V127H139ZM150 126V127H149ZM159 128H158V127ZM166 127V129H167V131H166V133H165V127ZM194 126H196V127H194ZM211 126H216V127H218V128H216V132L215 133H217V132H221V134H220V137H223L222 135H224V136H229L230 138L233 136V134H234V131H236V130H240V135L237 137L236 136V141L237 142H234V143H237L236 144V147L235 146H233L232 147V145H235L234 143H232V145L230 146V144H228V143H226L225 141H227V139H225V141H223V143L222 142H217V143H219V145L216 143V141H213L214 140V138H215V135L216 134H214L212 137H211V139H209L211 142L213 141V142H215V143H213V145H212V143H210V144H208V145H206V143H208V141L209 140H204V142H203V140H202V138L201 137H199V136H201V134H199L200 133V131H202V130H204V128L205 129H207V128H210ZM243 126V127H242ZM248 126H249V129H250V131L248 130L247 131V133L249 132L250 134H251V137H250V134L248 133V134H246L245 133V131H246V129L248 128ZM250 126L252 127V128H250ZM19 127V128H18ZM31 127V128H30ZM85 127H87V128H85ZM119 127H121V128H124V129H119ZM173 127V128H172ZM185 127V129H183ZM187 127V128H186ZM221 127H222V129L223 130H221ZM238 127V128H237ZM240 127V128H239ZM242 127V128H241ZM256 127V129L258 130V132H257V130L255 131V130H253L254 128ZM5 128L7 129V130H5ZM23 128V129H22ZM35 128H37L36 130H35ZM39 128V129H38ZM51 128H54V130H52ZM68 128H70V129H72L73 130V132L70 130V129H68ZM92 128V129H91ZM95 128L97 129V128H99V129H97L96 131H95ZM110 128H114V129H110ZM151 128V129H150ZM156 128V129H155ZM162 129V131H164V133L161 131V129ZM173 130H172V129ZM176 128V129H175ZM178 128V129H177ZM203 128V129H202ZM261 128V129H260ZM20 129H21V132H20ZM25 129H27L28 130V132L31 134V133H33L32 135V137H30V136H28L27 135V133L25 132ZM42 129V130H41ZM45 129V130H44ZM62 130L63 131V134H60V133H62L61 131H59V130ZM89 129V130H88ZM103 129V130H102ZM109 129V130H108ZM116 129V130H115ZM139 129H141V130H139ZM160 129V130H159ZM164 129V130H163ZM170 129H171V131H170ZM217 129H218V131H217ZM228 129H231V130H228ZM260 129V130H259ZM5 130V131H4ZM11 130H13V131H11ZM22 130H24V131H22ZM35 130V131H34ZM98 130H100L99 132H98ZM112 130V131H111ZM147 130V131H146ZM152 130V131H151ZM156 130V131H155ZM159 130V131H158ZM177 130H180V133H182V134H180L179 133V131L177 132L178 133V135H180L179 137L181 138H179V141H178V143H177V135H176V139H175V134H177V133H175ZM183 130L185 131V132H183ZM189 130H193V131H189ZM198 130V131H197ZM227 130V131H226ZM245 130V131H244ZM9 131V132H8ZM19 131V132H18ZM37 131H38V135H36L37 134ZM41 131H43V132H41ZM55 131H56V133H55ZM58 131V132H57ZM102 131V132H101ZM114 131H115V133H114ZM145 131V132H144ZM175 131V132H174ZM195 131V132H194ZM7 132V133H6ZM35 132V133H34ZM41 132V133H40ZM114 133L113 135L111 134V133ZM117 132V133H118ZM143 132V133H142ZM150 132V133H149ZM188 132L190 133V135H191V133H192V135L190 136V135H187L188 134ZM199 132V133H198ZM222 132H224V134L222 133ZM252 132V133H251ZM262 132V133H261ZM13 133H14V135H13ZM23 133V134H22ZM56 136H60V137H55V135ZM59 133V134H58ZM82 133V134H81ZM99 135H98V134ZM106 133V134H105ZM142 133V138H141V136H140V134ZM145 133V134H144ZM149 135H148V134ZM158 133H160V134H158ZM169 133H171V134H169ZM173 133H174V135H173ZM193 133H195V135L193 134ZM226 133V134H225ZM231 133V135H229ZM244 133H245V135H244ZM44 134V135H43ZM58 134V135H57ZM146 134H147V136H146ZM152 134V135H151ZM162 134H169L170 135V137H169V135L168 136H166L167 137V139H166V137L165 136H163ZM186 134V135H185ZM252 134H253V137H252ZM255 134H257V135H255ZM10 135V136H9ZM20 135V136H19ZM40 135H42V136H40ZM46 135H48V137H46ZM51 135H52V137H53V139H52V137H51ZM69 135V136H68ZM160 135V136H159ZM243 135V136H242ZM249 137H248V136ZM255 135V136H254ZM35 136V137H34ZM38 136H40L39 138H38ZM44 136V137H43ZM103 136V137H102ZM111 137V139H110V137ZM146 136V137H145ZM155 136H157V137H155ZM162 136H163V139H164V137H165V139H164V141L162 140ZM190 136V137H189ZM198 136V137H197ZM240 136L242 137V138H240ZM14 137V138H13ZM22 137V138H21ZM62 137H63V139H62ZM69 137H71V138H69ZM98 137V138H97ZM160 137V138H159ZM172 137V138H171ZM258 138L256 141H255V139L256 138ZM263 137V138H262ZM20 138H21V140H20ZM45 138V139H44ZM57 138V139H56ZM102 138H104V140L102 139ZM107 138H109L108 140H107ZM143 138H147L146 140L145 139H143ZM150 140H149V139ZM155 138V139H154ZM171 138V139H170ZM213 138V139H212ZM246 139V140H249V138L250 139H252L253 140V138H254V140L252 141H246L245 142V140L244 139ZM248 138V139H247ZM8 139V140H7ZM32 139L34 140V142L32 141ZM43 139H44V141H43ZM51 139V140H50ZM55 139V140H54ZM66 141H65V140ZM79 139V140H78ZM85 139H87L86 140V142H85ZM152 139V140H151ZM173 139V140H172ZM11 140V141H10ZM53 140V141H52ZM58 140V141H57ZM60 140V141H59ZM76 142H75V141ZM83 140V141H82ZM92 142H91V141ZM117 140V141H116ZM142 140V141H141ZM154 140V141H153ZM156 140V141H155ZM172 140V141H171ZM193 140V141H192ZM202 140V142H200ZM24 141V142H23ZM62 141V142H61ZM64 141V142H63ZM112 141V146L110 145V142ZM147 141H148V143H147ZM159 141H163L165 144H164V146L166 147V144H168V142L170 143V145L169 146H167L166 148H172L174 151H172V149L170 150V154H169V151H168V149H163V150H161L160 151V153H158L156 150H158L160 147H161V145L159 144ZM176 141V142H175ZM199 141V142H198ZM243 141V142H242ZM17 142V143H16ZM31 142V143H30ZM41 142V144L42 145H39L38 143H40ZM60 142V143H59ZM66 142H67V144H66ZM72 142H74V143H72ZM82 142H83V144H82ZM87 143V146L85 145V143ZM139 142V143H138ZM158 142V143H157ZM173 142V143H172ZM184 142V143H183ZM196 142L198 143V144H196ZM252 142V143H251ZM262 142V143H261ZM6 143V144H5ZM21 143V144H20ZM23 143V144H22ZM26 143V144H25ZM37 143V144H36ZM92 143V144H91ZM94 143H95V145H94ZM97 143V144H96ZM106 143V145L108 146H105V148H104V151L102 152V154L100 155V154H98L99 153V150L101 149V145H103V144H105ZM114 143V144H113ZM118 143V144H117ZM141 143V144H140ZM146 143V144H145ZM149 143H150V145H149ZM152 143V144H151ZM154 143V144H153ZM200 143H202V145L200 144ZM223 144V145H221V144ZM242 143V144H241ZM246 143V145H243V144H245ZM252 145H251V144ZM258 143H259V146H258ZM5 144V145H4ZM20 144V145H19ZM28 144V145H27ZM60 144V145H59ZM124 145V147H123V145ZM158 144V145H157ZM172 144V145H171ZM179 146H177V145ZM186 146H184V145ZM187 144V145H186ZM217 144V145H216ZM228 144V145H227ZM241 144V145H240ZM249 144V145H248ZM256 144V145H255ZM261 144H262V146H261ZM21 145H23V147H25V149H23V148H21L20 146ZM84 145V146H83ZM93 145V146H92ZM97 145V146H96ZM118 145H122V147L121 146H118ZM135 145V146H134ZM137 145V146H136ZM138 145L140 146V147H138ZM146 145L148 146V147H146ZM156 145V149L154 150V146ZM180 145H182V146H180ZM191 145V146H190ZM196 145H200V146H198V150H200L201 152L204 150L203 149V147L202 146H209V147H207V149L206 150H204L205 152L203 153H201V155H199L198 154V152H197V154L198 155H196V153H195V147H196ZM34 146V147H33ZM86 146V147H85ZM89 146V148L88 149H86L87 147ZM91 146V147H90ZM95 146L97 147L95 150H94V148H95ZM116 147V148H112V147ZM153 146V147H152ZM160 146V147H159ZM189 146V147H188ZM224 146H226V148L224 147ZM238 146V147H237ZM240 146V147H239ZM242 146V147H241ZM244 146H246V147H244ZM247 146H248V148H247ZM260 148V149H257L258 147ZM15 147V148H14ZM17 147V148H16ZM74 147V148H73ZM77 147H78V149H77ZM81 147L83 148V149H81ZM99 147V148H98ZM150 147V148H149ZM229 147V148H228ZM235 147V148H234ZM250 147V148H249ZM253 147V148H252ZM38 148V149H37ZM91 148V149H90ZM92 148H93V151H92ZM124 148V149H123ZM135 148H136V150H135ZM141 148V149H140ZM146 148H148L149 150H147ZM187 148V149H186ZM213 148V149H212ZM228 148V149H227ZM246 148V149H245ZM254 149V150H252V149ZM23 151H22V150ZM26 149H27V151H26ZM40 149V150H39ZM63 149V150H62ZM67 149V150H66ZM84 149H85V151H84ZM122 149H123V152H121L122 151ZM146 151H144V150ZM209 149H212V150H209ZM220 149V150H219ZM225 149H226V151H225ZM237 149V150H236ZM262 149V150H261ZM16 150V151H15ZM70 150H71V152H70ZM83 150V151H82ZM90 152H89V151ZM97 150V151H96ZM105 150H106V152H105ZM111 150V151H110ZM121 150V151H120ZM138 150V151H137ZM142 150V151H141ZM154 152H153V151ZM167 151V153H166V151ZM181 150H183V152H184V154H183V152H181ZM213 150H214V152H215V155L213 154L214 152H213ZM218 150V151H217ZM221 150H223V151H221ZM236 150V151H235ZM261 150V152H259ZM18 151V152H17ZM20 151V152H19ZM57 151H59V152H57ZM130 154V155H132L133 154V156L134 157H132V159H133V162H134V165L135 166H137L138 165V163H139V165H138V167H136V168H138V171H133V169H131L130 168V166L128 165V159H124V158H121L122 156H124L125 155V153H127V152ZM135 151V152H134ZM152 151V152H151ZM179 151L181 152V153H179ZM199 151V152H200ZM231 151V152H230ZM255 151V152H254ZM256 151H257V153H256ZM22 152V153H21ZM25 152V153H24ZM28 152V153H27ZM41 152H43V153H41ZM54 152V153H53ZM80 152V153H79ZM87 152H89V156H87L88 155V153ZM91 152H93V154H91ZM98 152V153H97ZM111 152L113 153V154H111ZM149 152V153H148ZM164 152L165 154H166V157H165V154L162 153ZM171 152L173 153V155L175 154V157L177 156H181V155H183V156H181V157H178V159L177 160H179L178 162H177V160H176V158L175 157H173V156H171L172 154H171ZM179 153V155L177 154V153ZM217 152V153H216ZM220 152V153H219ZM222 152V153H221ZM235 152V153H234ZM237 152V153H236ZM16 153V154H15ZM28 155H27V154ZM41 153V154H40ZM56 153H57V158H56ZM84 153V154H83ZM95 153H97V155H95ZM121 153V154H120ZM134 153H136V154H134ZM146 153V154H145ZM154 153V154H153ZM190 153H191V155H190ZM208 153V154H207ZM213 155H212V154ZM218 153H219V155H221V156H218ZM225 153L227 154V153H229V154H227V155H229V157H231V158H233V159H231V158H229L227 155H225ZM252 155H251V154ZM32 154V155H31ZM48 154V155H47ZM71 154V155H70ZM83 154V155H82ZM108 154V155H107ZM144 154V155H143ZM150 154V155H149ZM160 156H158V155ZM162 154V155H161ZM177 154V155H176ZM203 154V155H202ZM209 154H210V156H209ZM235 154V155H234ZM247 154V155H246ZM16 155V156H15ZM21 155V157H19V156ZM26 155V156H25ZM29 155L31 156L30 158H29ZM41 155V156H40ZM43 155V156H42ZM69 155V156H68ZM90 157V159H88L87 157ZM90 155H92V156H90ZM103 155V156H102ZM142 155V156H141ZM155 155V156H154ZM164 155V156H163ZM185 155V156H184ZM212 155V156H211ZM224 155H225V157H224ZM231 155V156H230ZM260 155H262V156H260ZM3 156H5V155H3ZM2 156V158H4ZM27 156H28V158H27ZM33 156V157H32ZM52 156V157H51ZM55 156V157H54ZM60 156V157H59ZM75 156H77L76 158H75ZM83 158H82V157ZM85 156V157H84ZM113 156V157H112ZM153 157L152 159H151V161H156L157 159H158V161L157 162H155V163H153L152 165H154V166H152V165H150L149 167H146V168H144L143 167V165L145 164V159H148L147 160V162H151L149 159H150V157ZM156 156L158 157L157 159H156ZM161 156H163L162 157V162H161V160H160V158H161ZM200 156V157H199ZM249 156V157H248ZM256 156H258V157H256ZM25 157V158H24ZM58 157H59V160H58ZM64 157V158H63ZM79 157V158H78ZM91 157L93 158V160L91 159ZM119 157H120V160H119V163H117L119 166H116V164L114 163V161L118 158L119 159ZM141 157H143V159H142V162L140 161L141 160ZM146 157V158H145ZM148 157V158H147ZM154 157H155V159H154ZM164 157H165V159H164ZM171 157V158H170ZM202 157V158H201ZM212 157H214V158H212ZM217 159H216V158ZM223 157V160L221 159ZM252 157H254V158H252ZM259 157H261V159L259 158ZM47 158V159H46ZM48 158H50V159H48ZM99 159V161H98V159ZM100 158H102V159H100ZM109 158V159H108ZM113 158V159H112ZM139 158V159H138ZM169 158V159H168ZM174 158V159H173ZM180 158V159H179ZM192 158V159H191ZM227 158V159H226ZM240 158V159H239ZM55 159V160H54ZM73 159V160H72ZM103 159H107L106 161L107 162H109V161H112V164H111V162H109V163H106V161L105 160H103ZM112 159V160H111ZM166 160V163H165V161L164 160ZM172 159V160H171ZM198 159H201V160H198ZM215 159V160H214ZM219 159H221V160H219ZM225 159V160H224ZM236 159V160H235ZM237 159L239 160V161H237ZM45 162H43V161ZM60 160H61V169L59 168H57V164H60ZM65 160V161H64ZM126 161V163H124L125 161ZM135 160V161H134ZM137 160V161H136ZM169 160L171 161V162H169ZM173 160H176L175 161V163H176V165H178V166H176L175 165V163H173L174 161ZM183 160V161H182ZM195 162H194V161ZM197 160V161H196ZM233 160V161H232ZM251 160V161H250ZM253 160V161H252ZM3 161H4V159H2V161H0V164L2 165L3 164ZM57 161V162H56ZM86 161V162H85ZM88 161V162H87ZM105 161V162H104ZM168 161V162H167ZM181 161V162H180ZM190 161V162H189ZM198 161L200 162V163H198ZM213 161H215V163L213 162ZM224 161V162H223ZM246 161V162H245ZM53 162V163H52ZM123 162V163H122ZM137 162V163H136ZM186 162V163H185ZM203 164H202V163ZM219 162H220V164H219ZM222 162V163H221ZM231 162V163H230ZM236 162H237V164H236ZM240 162V163H239ZM255 162V163H254ZM65 163V165H63ZM74 163V164H73ZM77 165H76V164ZM95 165H94V164ZM100 163V164H99ZM159 163H161V164H159ZM169 163V164H168ZM188 163V165H186ZM198 163V164H197ZM217 163H218V165H217ZM225 163V164H224ZM227 163V164H226ZM235 163V165L233 166V164ZM103 164H106V165H104L103 166ZM114 164V165H113ZM127 165V166H124V165ZM149 164H151V163H149ZM157 164V165H156ZM165 164H167V165H165ZM179 164L181 165V167L179 166ZM186 166H185V165ZM202 164V165H201ZM210 164V165H209ZM213 164H214V167H213ZM229 164V165H228ZM248 164V165H247ZM259 166V167H257V165ZM43 165H45V166H43ZM54 165L56 166V167H54ZM67 165H69V166H67ZM81 165H82V167H81ZM110 165V166H109ZM113 165V166H112ZM157 166V168H156V166ZM159 165H160V167H159ZM169 165V166H168ZM173 165V166H172ZM218 166V167H216V166ZM221 165V166H220ZM226 165V166H225ZM246 165V166H245ZM256 165V166H255ZM263 165V166H262ZM48 166H50V167H48ZM70 166H72V167H70ZM79 166V167H78ZM98 166H100V167H98ZM139 166H141V167H139ZM152 166V167H151ZM162 166H164L163 168H162ZM168 166V167H167ZM171 166V167H170ZM185 166V167H184ZM189 166V167H188ZM195 166V167H194ZM197 166V167H196ZM209 166V167H208ZM224 166V167H223ZM243 166V167H242ZM105 169H104V168ZM109 167H111V168H109ZM113 167L116 169H113ZM120 167L122 168V170L120 169ZM124 167H125V169H124ZM155 167V168H154ZM178 167V168H177ZM189 169H188V168ZM193 167V168H192ZM208 167V168H207ZM210 167H212V169L210 168ZM227 167V168H226ZM250 167V168H249ZM255 167H257V169L255 168ZM4 168V169H3ZM44 168V169H43ZM46 168V169H45ZM54 168L56 169L55 171H54ZM65 168H66V170H65ZM71 168V169H70ZM83 168V169H82ZM93 168V169H92ZM126 168H128L127 170L129 171H126ZM152 168V169H151ZM158 168H159V170H158ZM165 168V169H164ZM178 170H177V169ZM185 168V170H183ZM196 170H195V169ZM200 168V169H199ZM205 170V172H204V170ZM216 168H217V172H216ZM222 168L224 169V168H226V169H224L223 171H222ZM242 168V169H241ZM244 168V169H243ZM248 168V169H247ZM258 168H260V169H258ZM5 169H7L6 167H4L3 165H2V168L0 169V173H1V171H3V170H5ZM102 171H101V170ZM113 169V170H112ZM153 169H154V171H153ZM157 169V170H156ZM162 169V170H161ZM167 169V170H166ZM182 169V170H181ZM187 169V170H186ZM191 169V170H190ZM198 169H199V172H198ZM239 169V170H238ZM255 169V170H254ZM262 169V170H261ZM33 171H34V168L32 169ZM43 170H44V172H45V170H47L46 171V173H44L43 172ZM68 170H69V172H68ZM96 172H95V171ZM126 172H125V171ZM140 170V171H139ZM156 170V171H155ZM189 170V171H188ZM208 170H210V171H208ZM213 170V171H212ZM221 170V171H220ZM243 172H241V171ZM244 170H246V171H244ZM249 170V171H248ZM252 170V171H251ZM52 173H51V172ZM85 171H87V173H85ZM106 171V172H105ZM120 171H122V172H120ZM130 171H132V172H130ZM179 171V172H178ZM193 173H192V172ZM220 171V172H219ZM227 171H229V173L227 172ZM14 172H16V171H14ZM50 172V173H49ZM77 172V173H76ZM79 172H80V174H79ZM110 172H111V176L110 175H108V173L110 174ZM114 172V173H113ZM120 172V173H119ZM195 172V173H194ZM234 172V173H233ZM73 173V174H72ZM75 173V174H74ZM84 173V174H83ZM113 173V174H112ZM124 173V174H123ZM138 173H139V175H138ZM148 173H150V174H148ZM186 174V176H184L185 174ZM198 173V174H197ZM213 173V174H212ZM216 173V174H215ZM222 173H224V174H222ZM233 173V174H232ZM250 173V174H249ZM257 173V174H256ZM259 173H262V174H260L259 175ZM86 174V175H85ZM115 174V175H114ZM120 174V175H119ZM125 174H127V177H126V175ZM128 174H130V175H128ZM154 174V175H153ZM190 174V175H189ZM213 176H212V175ZM221 174V175H220ZM237 176H236V175ZM241 174V175H240ZM243 174H244V176H243ZM77 175V176H76ZM80 175V176H79ZM113 175V176H112ZM122 175H124V177H121ZM133 175V176H132ZM136 175H138L139 176V179H138V177H136L135 178V176ZM141 175V176H140ZM144 175H145V178H144ZM153 175V176H152ZM155 175H156V177H155ZM183 175V176H182ZM187 175H189V176H187ZM216 176V178H215V176ZM225 175V177H223ZM258 175V176H257ZM1 176V175H0ZM88 176V177H87ZM91 176V177H90ZM119 178H118V177ZM149 176V177H148ZM158 176H160L159 177V179H157L158 178ZM163 176V177H162ZM219 176L221 177L220 179H221V181H220V179H219ZM227 176V177H226ZM236 176V177H235ZM242 176V177H241ZM260 176V177H259ZM263 176V177H262ZM70 177V178H69ZM75 177H76V179H75ZM81 177V178H80ZM111 177H113V179L111 178ZM118 179H117V178ZM134 178V180H133V178ZM141 177H142V179H141ZM163 179H162V178ZM179 177V178H178ZM186 177V178H185ZM188 177V178H187ZM190 177V178H189ZM218 177V178H217ZM230 177V179H228ZM19 178H21V177H19ZM18 177L16 178V179H19ZM71 178H73V179H71ZM102 178V179H101ZM110 178V179H109ZM115 178V179H114ZM129 178V179H128ZM146 178H148V179H146ZM149 178H151V179H149ZM161 178V179H160ZM165 178V179H164ZM176 178V179H175ZM184 178V179H183ZM195 178H197V179H195ZM233 178V179H232ZM255 178V179H254ZM80 179H81V182H82V180L84 179V182L83 183H85L86 184V187H85V185H83V183H81L80 182ZM109 179V180H108ZM117 179V180H116ZM120 179V181L119 182H117L118 180ZM131 179V181H129ZM180 180V183H179V180ZM199 179V180H198ZM213 179V180H212ZM217 179V180H216ZM219 179V180H218ZM227 179L229 180L228 182H227ZM236 179H238V180H236ZM258 179V180H257ZM72 180H73V182H72ZM78 180V181H77ZM87 180V181H86ZM124 180V181H123ZM127 180H128V182H127ZM144 180H145V183H144ZM147 180H148V182H147ZM163 180V181H162ZM170 180V181H169ZM174 180V181H173ZM177 180H178V182H177ZM185 180V181H184ZM189 180V181H188ZM195 181V183L196 184H194V182L193 181ZM260 180V181H259ZM76 181H77V184L75 185V183H76ZM87 183H86V182ZM143 181V182H142ZM168 181V182H167ZM190 181H192V182H190ZM197 181V182H196ZM208 181L211 183V185H213V187L210 185L209 186V184L210 183H208ZM214 183H213V182ZM247 181V182H246ZM29 182H32V183H29ZM69 182V183H68ZM114 182H116V183H114ZM124 182V183H123ZM149 182H150V185H149ZM161 183V185H159L160 183ZM184 184H186V185H184ZM186 182V183H185ZM200 183V185H199V183ZM220 184H218V183ZM224 182V183H223ZM230 182V183H229ZM240 182V183H239ZM242 182V183H241ZM257 182V183H256ZM72 183H74L73 185H72ZM109 183H110V185H109ZM119 183H122L121 185L119 184ZM128 183H130V185L128 184ZM152 183V184H151ZM182 183V184H181ZM191 183H193V185L191 184ZM197 183H198V185H197ZM208 183V184H207ZM213 183V184H212ZM223 185H222V184ZM239 183V185H237ZM0 184H3L2 182L0 183ZM32 184V185H31ZM69 184H71V185H69ZM91 184V185H90ZM93 184V185H92ZM98 184H100V185H98ZM114 184V185H113ZM126 184V185H125ZM128 184V185H127ZM145 184H146V186H145ZM155 184H156V186H155ZM166 184V185H165ZM174 184V185H173ZM216 184V185H215ZM218 184V185H217ZM242 184L244 185V186H242ZM256 184V185H255ZM258 184H259V186L261 185V186H263V187H259L258 188ZM263 184V185H262ZM69 185V186H68ZM80 185H81V187H80ZM108 185V186H107ZM116 185V186H115ZM133 187H132V186ZM135 185V186H134ZM139 185V186H138ZM152 185V186H151ZM158 185V186H157ZM178 187H177V186ZM181 185V186H180ZM201 185H202V187H201ZM227 185V186H226ZM245 185H246V187H245ZM37 186V187H36ZM71 186V187H70ZM74 186H76V187H74ZM89 186V187H88ZM91 186V187H90ZM101 186V187H100ZM103 186V187H102ZM113 186V187H112ZM121 186H123V187H125V188H123V187H121ZM132 187V188H130V187ZM155 188H154V187ZM166 186V187H165ZM173 186V187H172ZM183 186V187H182ZM200 187V188H193V187ZM208 186V187H207ZM217 186H218V188H217ZM230 186V187H229ZM241 186V187H240ZM118 187V188H117ZM119 187H120V189L122 190V192H121V190L119 189ZM138 187H140V188H138ZM146 187V188H145ZM184 187H186L185 188V190H188L186 193H188L189 191V195H187L186 193H185V190H184ZM190 187V188H189ZM212 187V188H211ZM215 187H216V189H215ZM220 187H221V191H220ZM223 187V188H222ZM237 187V188H236ZM252 187V188H251ZM36 188V189H35ZM78 188V189H77ZM90 188V189H89ZM116 188V189H115ZM130 188V189H129ZM158 188V189H157ZM178 188V189H177ZM203 188V189H202ZM231 188V189H230ZM235 190H238V189H240L241 188V191L240 190H238V191H235ZM251 188V189H250ZM39 189L41 190V192L39 191ZM63 189H66V190H64V191H62ZM74 189L76 190V192L74 191ZM125 189H127L126 191H125ZM128 189H129V192H128ZM132 189H134L135 191H137V193L136 192H133L134 190H132ZM151 189V190H150ZM154 189V190H153ZM160 189V190H159ZM171 189V190H170ZM182 189V190H181ZM193 189H194V193H196V194H193L194 196H192V193H193ZM198 189V190H197ZM215 189V190H214ZM225 189H226V191H225ZM230 189V190H229ZM232 189H233V191H232ZM257 189V190H256ZM79 190V191H78ZM84 190V191H83ZM87 190V191H86ZM89 190H90V192H89ZM146 190H147V192H146ZM157 190H159V191H157ZM162 190V191H161ZM168 190H170V191H168ZM177 190H178V192H177ZM192 190V191H191ZM197 190V191H196ZM201 190H205L204 192L203 191H201ZM209 190H212V191H210V192H212V193H210L209 192ZM213 190H214V192H213ZM227 190H228V192H227ZM259 190V191H258ZM33 191H34V193H36V194H34L33 193ZM36 191V192H35ZM57 191V192H56ZM59 191V192H58ZM82 191V192H81ZM117 191H120V192H118L117 193ZM131 191H132V193L133 194H131ZM160 191H161V193H160ZM170 192V193H168V192ZM180 191V192H179ZM183 191V192H182ZM200 191V192H199ZM230 191H231V193H230ZM241 193H240V192ZM33 194H32V193ZM43 192V193H42ZM53 192H54V194H53ZM66 192V193H65ZM70 192L72 193V192H75V193H72L71 195H70ZM127 192L129 193V194H127ZM152 192V193H151ZM153 192H155V193H153ZM157 192V193H156ZM164 192V193H163ZM203 192V193H202ZM215 192H218V194L217 193H215ZM222 192V194H220ZM227 194H226V193ZM41 193V194H40ZM55 193H57V195L55 194ZM60 193V194H59ZM64 193V194H63ZM77 193V194H76ZM87 193H90V194H87ZM116 193V194H115ZM120 193V194H119ZM126 193V194H125ZM135 193V194H134ZM149 193H151L152 194V196L151 195H149L148 196V194ZM166 193V194H165ZM200 193V194H199ZM235 194V195H233V194ZM254 193V194H253ZM58 194H59V196H58ZM66 194V195H65ZM68 194V195H67ZM74 194H75V197H74ZM82 194V195H81ZM109 194V195H108ZM154 194V195H153ZM186 194V195H185ZM206 194V195H205ZM210 194V195H209ZM217 194V195H216ZM230 194V195H229ZM240 196H239V195ZM242 194V195H241ZM257 194V195H256ZM50 195V196H49ZM61 195V196H60ZM65 195V196H64ZM84 195V196H83ZM86 195V196H85ZM89 196V198H87L88 196ZM106 195H108L107 197H106ZM138 196V197H136V196ZM155 195H156V197H155ZM160 196V198H158L157 196ZM181 195V196H180ZM184 195V196H183ZM191 195V196H190ZM205 195V196H204ZM216 197H215V196ZM220 195V196H219ZM31 196V197H30ZM42 196V197H41ZM49 196V197H48ZM53 196V197H52ZM72 196V197H71ZM82 196V197H81ZM92 196V197H91ZM100 196V197H99ZM101 196H103L104 197V199H103V197H101ZM110 196V197H109ZM127 196H130V197H127ZM141 196V197H140ZM153 196H154V198H153ZM166 196V197H165ZM179 196V197H178ZM203 196V197H202ZM210 196H211V198H210ZM228 196V197H227ZM229 196H230V198H229ZM234 196H236V197H234ZM237 196H238V199H237ZM244 196V197H243ZM28 197V198H27ZM39 197H40V199H39ZM43 197H45V198H43ZM57 197V198H56ZM62 197L64 198V199H62ZM74 197V198H73ZM84 197H86V198H84ZM132 197H134V198H132ZM178 197V198H177ZM191 197V198H190ZM197 197H199V199L197 198ZM214 197V198H213ZM218 197V198H217ZM220 197H224V198H220ZM240 197V198H239ZM32 198V199H31ZM61 198V199H60ZM92 198V200H90ZM94 198V199H93ZM107 198H109V200H107ZM111 198V199H110ZM114 198V199H113ZM119 198V199H118ZM131 198V199H130ZM140 200H139V199ZM151 198H152V200H154L153 202H155V204L154 203H150V202H152L151 201ZM157 198V199H156ZM161 198H163V200L161 199ZM168 198V199H167ZM174 198V199H173ZM189 200H188V199ZM193 198V199H192ZM202 198V199H201ZM231 198H232V200H231ZM262 198V199H261ZM27 199L29 200V201H27ZM33 201H31V200ZM50 199V200H49ZM75 199H77V200H75ZM88 200V201H86V200ZM125 199V200H124ZM143 199V200H142ZM147 201H146V200ZM156 199V200H155ZM177 199V200H176ZM197 199V200H196ZM214 199V200H213ZM219 199H221V202L219 203ZM246 199V200H245ZM43 200H44V202L47 204H45L44 202H43ZM52 200V201H51ZM72 200V201H71ZM81 200H82V202H81ZM101 200H103V201H101ZM111 200V201H110ZM134 200V202H132ZM137 200V201H136ZM166 200V201H165ZM170 200V201H169ZM179 200V201H178ZM187 200H188V202H187ZM190 200H191V203H190ZM195 200V201H194ZM199 200V201H198ZM224 200V201H223ZM253 200V201H252ZM25 201L27 202V203H25ZM40 202V203H38V202ZM73 201H74V204H73ZM76 201V202H75ZM93 201H94V203H93ZM129 201V202H128ZM159 202V205H158V202ZM161 201V202H160ZM163 201V202H162ZM168 201V202H167ZM172 201V202H171ZM197 201L198 202H200L199 204L197 203ZM204 201H205V204H204ZM210 201H211V203H210ZM245 201V202H244ZM56 202V203H55ZM60 202V203H59ZM61 202H63L62 204H61ZM77 202H79V203H77ZM90 202V203H89ZM97 202V203H96ZM99 202V203H98ZM108 202V203H107ZM111 202H112V204H111ZM124 202V203H123ZM132 202V203H131ZM143 202V203H142ZM165 202V203H164ZM167 202V203H166ZM196 202V203H195ZM218 202V203H217ZM225 202H229V204L227 203V205H226V203ZM232 202V203H231ZM29 203V204H28ZM69 203V205H67ZM84 203H86L85 205H84ZM105 203V204H104ZM126 203H127V205H126ZM130 205H129V204ZM140 203V204H139ZM157 203V204H156ZM171 203H172V205H171ZM178 203H179V205H178ZM185 205H184V204ZM187 203H189V205H190V208H189V205L187 204ZM194 203H195V205H194ZM203 203V204H202ZM214 203H216V204H214ZM231 203V204H230ZM244 203H245V205H244ZM255 203V204H254ZM8 204V205H7ZM52 205V206H54L53 204H55V206L54 207H57V206H59V204L61 205V207L59 206V208H61V209H59L58 207V209L60 210V212L62 213L65 209V213L63 212L62 214H61V216H60V222H61V226L60 227H58L57 228V225H52V228L54 229V230H52L51 229V227L50 228H48V225L45 223L46 221H47V216H46V211H44V210H46V207L47 206H50V205ZM58 204V205H57ZM79 204V205H78ZM82 204V205H81ZM100 204V205H99ZM125 204V205H124ZM138 204V205H137ZM150 204H151V206H150ZM152 204H153V207H154V209L152 208ZM177 204V205H176ZM213 206H212V205ZM242 204V205H241ZM248 204V205H247ZM251 204V205H250ZM24 205H27V206H24ZM45 205V206H44ZM62 205H63V207H62ZM78 205V206H77ZM84 205V206H83ZM96 205H98V206H96ZM102 205L104 206V208L102 207ZM118 205V206H117ZM120 205V206H119ZM164 205V206H163ZM187 205V206H186ZM200 205H205V207H201ZM237 205V206H236ZM5 206H7V207H5ZM41 206V207H40ZM64 206H65V209H64ZM69 206H70V209L72 210L74 207H75V209H73V211H71V210H69ZM82 206V207H81ZM96 206V208H97V210L95 209L94 210V207ZM123 206V207H122ZM133 206V208H130V207H132ZM156 206H157V208H156ZM167 206V207H166ZM173 206V207H172ZM180 206V207H179ZM186 206V207H185ZM192 206V207H191ZM212 208H211V207ZM221 206V207H220ZM225 206V207H224ZM243 206V207H242ZM26 207V208H25ZM37 207V208H36ZM86 207V208H85ZM92 207H93V209H92ZM107 207V208H106ZM115 207V208H114ZM126 207V208H125ZM175 207H176V209H175ZM193 207H194V209H193ZM214 207V208H213ZM218 207V209H216V208ZM232 208V210H231V208ZM246 209H245V208ZM249 207H251V208H249ZM6 208V209H5ZM39 208H40V211H39ZM41 208H44V209H41ZM99 208V209H98ZM103 208V209H102ZM114 208V209H113ZM125 208V209H124ZM128 208V209H127ZM143 208V209H142ZM146 208V209H145ZM161 209V211H160V209ZM186 208V209H185ZM196 208H198L197 210L199 211H197V210H195ZM226 208V209H225ZM230 208V209H229ZM238 208V209H237ZM249 208V209H248ZM9 209H12V210H9ZM27 209V210H26ZM64 209V210H63ZM68 209V210H67ZM90 209H92V210H90ZM104 209H105V211H104ZM136 209H137V211H136ZM139 209V210H138ZM153 209V210H152ZM162 209H163V211H162ZM179 210V212H178V210ZM181 209H182V211H181ZM215 209V210H214ZM240 209V210H239ZM247 209H248V211H247ZM252 209V210H251ZM8 210V211H7ZM88 210V211H87ZM111 210H113L112 212H111ZM131 210V211H130ZM132 210H133V212H132ZM148 210V211H147ZM159 212H158V211ZM190 212V213H188V211ZM190 210H192V211H190ZM194 210H195V212H194ZM200 210H202L201 212L202 213H200ZM211 210H212V212H211ZM226 210V211H225ZM9 211H13L12 212V215H14L15 217L14 218H12V217H8L9 215H11V212L9 213ZM92 211V212H91ZM139 211H140V213H141V216L140 215H138V214H140L139 213ZM153 211V212H152ZM185 211V212H184ZM205 211V212H204ZM221 213V211H222V213H223V211H224V213L222 214H220L219 212ZM229 211H231V212H229ZM242 211V212H241ZM251 211H252V213H251ZM4 212V213H3ZM16 212V213H15ZM83 212V213H82ZM87 212V213H86ZM90 212V213H89ZM94 212V213H93ZM101 212H103V213H101ZM110 212V213H109ZM162 212V213H161ZM183 212V213H182ZM193 212V213H192ZM198 214H197V213ZM237 212V213H236ZM253 212H255V214L253 213ZM114 213V214H113ZM117 213V214H116ZM129 213V214H128ZM132 213H135V214H132ZM174 213H175V215H174ZM185 213V214H184ZM194 213H196V214H194ZM199 213H200V215H199ZM233 213V214H232ZM241 215H243V216H240V214ZM245 213V214H244ZM16 214V215H15ZM37 214V215H36ZM43 214V215H42ZM76 214V215H75ZM78 214H79V218L77 217L78 216ZM91 214V215H90ZM98 214V215H97ZM100 214V215H99ZM110 214V216L111 217H108V215ZM124 214V215H123ZM137 214V215H136ZM181 214V215H180ZM187 214V215H186ZM190 214V217L188 216ZM202 214V215H201ZM209 214V215H208ZM214 214V215H213ZM230 214V215H229ZM33 215H34V217H33ZM45 215V216H44ZM67 215V216H66ZM73 215V216H72ZM107 215V216H106ZM113 215V216H112ZM128 215V216H127ZM130 215V216H129ZM132 215V216H131ZM159 215V216H158ZM179 215V216H178ZM195 215V216H194ZM219 215H223L222 217L220 216V218H219ZM229 215V217H227ZM234 215V216H233ZM260 215V216H259ZM8 218H7V217ZM53 216H57L56 214H53ZM65 216V217H64ZM102 216V217H101ZM124 216H125V218H124ZM155 216V217H154ZM182 216V217H181ZM186 216V217H185ZM187 216H188V218H187ZM193 216V217H192ZM197 216V217H196ZM199 216V217H198ZM216 218H214V217ZM249 216V217H248ZM251 216H253V217H251ZM256 216V217H255ZM5 217V218H4ZM66 217H68V218H66ZM76 217V218H75ZM95 217V218H94ZM97 217H99V219L97 218ZM113 217V218H112ZM116 217V218H115ZM120 217V218H119ZM130 217V218H129ZM135 217V218H134ZM141 217H143V218H141ZM146 217V218H145ZM180 217H181V219L182 220H180ZM195 217H196V219H195ZM232 217H234V218H232ZM251 217V218H250ZM2 218H3V221H2ZM74 218V219H73ZM78 218V219H77ZM132 218V219H131ZM137 218V220H135ZM138 218H140V219H138ZM179 218V219H178ZM194 218V219H193ZM213 218V219H212ZM230 218H232V219H230ZM245 220H244V219ZM247 218L249 219L248 221H247ZM41 219V220H40ZM65 219H66V221H67V219H69L68 220V222H69V224H70V226H69V224H68V222H66L65 221ZM109 221H108V220ZM122 219H124V220H122ZM129 219H130V221H129ZM187 219V220H186ZM209 219V220H208ZM218 219V220H217ZM219 219H220V221H219ZM223 219V220H222ZM229 219V220H228ZM245 221V224H246V222H248L246 225L244 224V222H243V220ZM250 219H252V220H250ZM256 221H255V220ZM262 219V220H261ZM38 220V221H37ZM63 220L65 221V222H63ZM76 220H78L79 221V223H78V221H76ZM90 220V221H89ZM110 220L111 221H114V223L116 222V220L118 221H120V222H118L119 223V225H117L118 223H115V226H114V224L112 223V225L113 226H110L111 225V223H110ZM141 220V221H140ZM186 220V221H185ZM189 220V221H188ZM197 220V221H196ZM202 220V221H201ZM208 220V221H207ZM256 222V223H254V221ZM89 221V222H88ZM93 221V222H92ZM98 221H99V223H98ZM103 221V222H102ZM122 221H123V224H122ZM131 221H132V223H131ZM137 221H138V223H137ZM140 221V222H139ZM149 221V222H148ZM192 221V222H191ZM196 221V222H195ZM200 221V223H197V222H199ZM226 221V222H225ZM232 221V222H231ZM3 222V223H2ZM41 222V223H40ZM76 224H75V223ZM91 222V223H90ZM107 224H105V223ZM109 224H108V223ZM125 222V223H124ZM126 222H127V224H126ZM136 222V223H135ZM194 222V223H193ZM201 222H203V223H201ZM209 222V223H208ZM211 222V223H210ZM214 222H215V224H214ZM220 222V223H219ZM230 222V223H229ZM233 222H234V224L235 225H233ZM252 222V223H251ZM64 223V224H63ZM67 223V224H66ZM93 223V224H92ZM101 223V224H100ZM104 225H103V224ZM135 223V224H134ZM147 223V224H146ZM187 223V224H186ZM205 223V224H204ZM225 225H224V224ZM236 223H237V225H236ZM240 223V224H239ZM245 225H243V224ZM36 224V225H35ZM43 224H46V225H44V226H42ZM90 224H92V225H94V226H92V225H90ZM125 224V225H124ZM129 224V225H128ZM176 224V225H175ZM183 226H182V225ZM195 224V225H194ZM217 224V225H216ZM227 224V225H226ZM229 224H232V225H229ZM252 225V228H251V225ZM3 226V228H2V226ZM66 225V226H65ZM122 225H123V228H122ZM127 225V226H126ZM130 225H131V227H130ZM132 225H133V227H132ZM136 225H138V226H136ZM181 227H180V226ZM191 225V226H190ZM214 225H216V226H214ZM240 227H239V226ZM243 225V226H242ZM30 226H32V227H34V228H36L37 230H33V228H30ZM41 226V227H40ZM46 226V227H45ZM54 226V227H53ZM68 226V227H67ZM79 226V227H78ZM119 226V227H118ZM143 226V227H142ZM176 226V227H175ZM193 226H195V228H193ZM197 226V227H196ZM222 227V229H223V231H222V229H220V227ZM223 226H225L224 228H223ZM227 226V227H226ZM236 226V227H235ZM243 228H242V227ZM247 226V227H246ZM248 226H250V227H248ZM44 228V229H41V228ZM55 227H56V229H55ZM63 227V228H62ZM65 227V228H64ZM84 227V228H83ZM95 227V228H94ZM105 227H108V229H109V231H108V229L107 228H105ZM111 227V228H110ZM125 227L127 228V229H125ZM135 227H138V229L136 228L135 229ZM157 227V228H156ZM192 227V228H191ZM200 227H201V229L203 228H205L204 230L202 229H200ZM215 227V228H214ZM234 227H235V229H234ZM239 227V228H238ZM261 227V228H260ZM5 228V229H4ZM39 228V229H38ZM71 230H70V229ZM77 228V229H76ZM80 228V229H79ZM82 228V229H81ZM89 228V229H88ZM93 228H94V230H93ZM114 228H116L119 232H117V230L116 229H114V230H116L115 232H113L114 230L113 229ZM134 228V229H133ZM177 228V229H176ZM186 228H187V230H186ZM230 228V229H229ZM245 228V229H244ZM248 228V229H247ZM256 228H257V230H256ZM46 229H47V231H46ZM50 229V230H49ZM68 229H69V232H68ZM74 229H76V230H74ZM102 231H101V230ZM125 229V230H124ZM155 229H157V230H155ZM179 229V230H178ZM183 229V230H182ZM190 229V230H189ZM193 229V230H192ZM201 230V231H199V230ZM218 229V230H217ZM226 229V230H225ZM255 229V230H254ZM3 230V231H2ZM10 230H14V232L16 231V229H10ZM42 230H43V232H42ZM61 232V233H58L59 231ZM63 230H65V231H63ZM74 230V231H73ZM81 230H83L82 232H81ZM139 230V231H138ZM176 230V231H175ZM208 230H210L209 232H208ZM217 230V231H216ZM228 230V231H227ZM233 230H235V231H233V233H231ZM51 232V234L52 233H54L53 235H50L49 233ZM67 231V232H66ZM70 231H71V233H70ZM75 231H77V232H75ZM89 231V232H88ZM108 231V232H107ZM123 232V234L122 235H120L122 232ZM129 233H128V232ZM135 231V232H134ZM158 231V232H157ZM189 231V232H188ZM191 231H192V233H191ZM198 231V232H197ZM213 231V232H212ZM216 231V232H215ZM225 231L226 232H228V234L227 233H225ZM244 231V232H243ZM256 231V232H255ZM32 232V233H31ZM47 232V233H46ZM98 232V233H97ZM102 232V233H101ZM126 234H125V233ZM152 232H154V233H152ZM156 232V233H155ZM187 232H188V234H187ZM202 233V235H204V236H201V234L200 233ZM219 233V235H218V233ZM248 232V233H247ZM250 232V233H249ZM258 232V233H257ZM26 233H27V235H26ZM46 235H45V234ZM77 233V234H76ZM80 233H82V234H80ZM85 233V234H84ZM94 235H93V234ZM97 233V234H96ZM100 233V234H99ZM105 233V234H104ZM116 233V234H115ZM128 233V234H127ZM131 233H133V234H131ZM159 233V234H158ZM204 233V234H203ZM214 233V234H213ZM216 233H217V235H216ZM222 233V234H221ZM224 233V234H223ZM242 233V236L240 235V234ZM256 233V234H255ZM2 234V233H1ZM36 234V235H35ZM41 234V235H40ZM66 234V235H65ZM72 234V235H71ZM75 234V235H74ZM112 235V237H110L111 235ZM151 234V235H150ZM194 234V235H193ZM211 234V235H210ZM230 234H231V236H230ZM246 234V235H245ZM259 234V236H256V235H258ZM57 235V236H56ZM68 235L70 236V238L68 237ZM84 235V236H83ZM90 235V236H89ZM95 235H96V237H95ZM97 235H99V236H97ZM104 235V236H103ZM150 235V236H149ZM181 235V236H180ZM187 235V236H186ZM191 235V236H190ZM193 235V236H192ZM198 235V236H197ZM216 235V236H215ZM235 235V236H234ZM2 236V235H1ZM4 237H5V235H3ZM26 236V237H25ZM34 236V237H33ZM51 236H52V238H51ZM61 236V237H60ZM83 236V237H82ZM155 238H154V237ZM196 236L198 237V241H197V238H196ZM210 236L212 237V240H214L213 241V243H212V240H211V238H210ZM254 236H255V239H253L254 238ZM48 237H50V238H47ZM58 237V238H57ZM75 237V238H74ZM91 237V238H90ZM93 237V238H92ZM102 237V238H101ZM172 237L174 238V240L172 239ZM206 237H207V240H206ZM214 237V238H213ZM231 237V238H230ZM258 239H257V238ZM85 238V240L83 241V239ZM122 238H124V240L122 239ZM127 238H128V240H127ZM188 238V239H187ZM209 238V239H208ZM216 238V239H215ZM243 238V239H242ZM247 238V239H246ZM250 238V239H249ZM20 239H21V243H20ZM31 241V239L32 240H34L35 239V241H29V240ZM37 239V240H36ZM57 239V240H56ZM61 239H63V240H61ZM70 239V240H69ZM79 239V240H78ZM96 239V240H95ZM126 239V240H125ZM179 239H180V241H179ZM201 239V240H200ZM222 239V240H221ZM236 239V241H234ZM238 239V240H237ZM240 239V240H239ZM15 240H17V241H15ZM22 240H24V241H22ZM28 240V241H27ZM40 240V241H39ZM50 240H52V241H50ZM83 242H82V241ZM178 240V241H177ZM185 241V242H183V241ZM221 240V241H220ZM232 240V241H231ZM245 242H244V241ZM4 241H5V243H7L8 241H7V239H4ZM3 241V242H4ZM13 241V242H12ZM47 243H46V242ZM49 241V242H48ZM61 241V242H60ZM63 241H64V243H63ZM95 241V242H94ZM99 241V242H98ZM182 241V242H181ZM202 241V242H201ZM15 242V243H14ZM33 242V243H32ZM53 242V243H52ZM74 242V243H73ZM77 242V243H76ZM79 242V243H78ZM93 242V243H92ZM195 242V243H194ZM197 242V243H196ZM211 242V243H210ZM227 242V243H226ZM18 243H20V244H18ZM41 244V246H40V244ZM50 243V244H49ZM61 243V244H60ZM68 243V244H67ZM71 243V244H70ZM179 243V244H178ZM200 243H202L203 244V246L205 245L206 247H203L202 245H200ZM223 243V244H222ZM232 243V244H231ZM243 243V244H242ZM7 244H9V243H7ZM16 244V247H18L17 248V250H16V247L14 246ZM18 244V245H17ZM25 244V245H24ZM27 244V245H26ZM42 244L46 247H44V246H42ZM47 244V245H46ZM66 244V245H65ZM95 244H96V247H97V245L99 246V247H95ZM198 244V245H197ZM216 244H217V246H216ZM237 244H239V245H237ZM242 244V245H241ZM20 245V246H19ZM24 245V246H23ZM30 245V246H29ZM36 247H35V246ZM51 246L50 248H51V250H50V248H49V246ZM56 245H58V246H56ZM61 245V246H60ZM63 245V246H62ZM77 245H79V246H77ZM104 245V246H103ZM145 245V246H144ZM181 245V246H180ZM194 245V246H193ZM219 245V246H218ZM8 247L10 246V245H7ZM22 246V247H21ZM29 246V247H28ZM65 246V247H64ZM72 246V247H71ZM81 246V247H80ZM87 246V247H86ZM178 246V247H177ZM197 246H198V248H197ZM213 246H214V248H213ZM221 246H223L222 248H221ZM225 246H226V248H225ZM245 246V247H244ZM31 247V248H30ZM38 247V248H37ZM39 247H41V249L39 248ZM44 247V248H43ZM60 247H61V249H60ZM64 247V249H62ZM83 247V248H82ZM85 247V248H84ZM93 247V248H92ZM95 247V248H94ZM114 247H115V250L119 253V255H118V253L117 252H115V250H114ZM193 247V248H192ZM195 247V248H194ZM227 247H229V248H227ZM241 247V248H240ZM243 247H244V249H243ZM14 248H15V251H14ZM21 250H20V249ZM37 248V249H36ZM42 248H43V251H42ZM53 248H54V250H53ZM82 248V249H81ZM112 248V249H111ZM181 248V249H180ZM196 248H197V250H196ZM201 250H200V249ZM238 248H239V250H238ZM13 249V250H12ZM23 249H25V252H24V250ZM29 249H32L33 251H31V250H29ZM49 249V250H48ZM72 249V250H71ZM80 249H81V251H80ZM84 249V250H83ZM94 249V250H93ZM232 251H231V250ZM243 249V250H242ZM246 249V250H245ZM7 250V251H6ZM20 250V251H19ZM64 250V251H63ZM112 250V251H111ZM121 250H122V255H121ZM181 250V251H180ZM183 250V251H182ZM194 250V251H193ZM200 250V251H199ZM204 250V251H203ZM210 250V251H209ZM223 250V251H222ZM226 250V252H224ZM230 250V251H229ZM242 250V251H241ZM5 251L7 252L6 253V256H3L4 255V253H5ZM49 251V252H48ZM66 251V252H65ZM71 251V252H70ZM80 251V252H79ZM84 251H86L84 254H83V252ZM88 251V252H87ZM97 251V252H96ZM103 251H105V253L103 252ZM120 251V252H119ZM180 251V252H179ZM195 251L197 252L196 253V255H195ZM218 251V252H217ZM221 251V252H220ZM245 251V252H244ZM22 252V253H21ZM27 252V253H26ZM30 252H31V254H30ZM35 252H36V254H35ZM41 252V253H40ZM46 252V253H45ZM51 252V253H50ZM53 252H54V254H53ZM57 252V253H56ZM75 252V253H74ZM78 252V253H77ZM111 252H113V253H111ZM136 252V253H135ZM176 252V253H175ZM182 252V253H181ZM200 252V253H199ZM224 252V253H223ZM228 252H229V254H228ZM233 252V253H232ZM236 254H235V253ZM242 252H243V254H242ZM20 253H21V255H20ZM23 253H26V254H28L26 257H24V255L25 254H23ZM32 253H34V254H32ZM38 253V254H37ZM63 253H65V255L63 254ZM69 255H68V254ZM71 253V254H70ZM87 253V254H86ZM89 253V254H88ZM104 253V254H103ZM116 253V254H115ZM143 253V254H142ZM149 253V254H148ZM162 255H161V254ZM168 253V254H167ZM181 253V254H180ZM186 253V254H185ZM189 253V254H188ZM193 254V256H192V254ZM204 253V254H203ZM213 255H212V254ZM253 253V254H252ZM53 254V255H52ZM56 254V255H55ZM63 254V255H62ZM74 254V255H73ZM76 254H80L79 256L78 255H76ZM93 254V255H92ZM98 254V255H97ZM108 256H107V255ZM124 254V255H123ZM139 254V255H138ZM148 254V255H147ZM179 254V255H178ZM188 254V255H187ZM205 254H206V256H205ZM223 254H225V255H223ZM234 254V255H233ZM248 254H251V255H248ZM257 254V255H256ZM259 254V255H258ZM37 255H38V258H37ZM43 255V256H42ZM48 255H49V257H48ZM51 255V256H50ZM71 255H73V258L74 259H72V256ZM84 255L86 256V257H84ZM89 255V256H88ZM90 255H91V257H93V258H91L90 257ZM105 255V256H104ZM132 255V256H131ZM135 255V256H134ZM139 256L138 258H136L137 256ZM150 255V256H149ZM165 257H164V256ZM175 255V256H174ZM232 255L233 256H236V258L235 257H233L232 258ZM241 255V256H240ZM20 256V257H19ZM29 256V257H28ZM55 258H54V257ZM75 256V257H74ZM113 256V257H112ZM145 258H143V257ZM147 256V257H146ZM176 256H178V257H176ZM198 256V261L196 260V257ZM199 256H201V257H199ZM202 256H204L203 257V259L201 260V259H199V258H202ZM215 256V257H214ZM225 256H226V258H225ZM258 256V257H257ZM19 257V258H18ZM24 257V258H23ZM41 257V258H40ZM52 259H51V258ZM64 257H66L67 259H69V260H65V258ZM77 257H79V258H77ZM82 257V258H81ZM89 257H90V259H89ZM100 257V258H99ZM109 257V258H108ZM125 257V258H124ZM131 257V258H130ZM152 257V258H151ZM156 257V259H154ZM160 257V258H159ZM180 257V258H179ZM191 257V258H190ZM194 259H193V258ZM214 257V258H213ZM222 259H221V258ZM228 257H230L229 258V260H228ZM250 257V258H249ZM253 257V258H252ZM263 257V258H262ZM44 258V259H43ZM53 258H54V260H53ZM64 258V259H63ZM87 258V259H86ZM113 260H112V259ZM116 258V259H115ZM118 258H119V260H118ZM121 258H122V260H121ZM140 258V259H139ZM143 258V259H142ZM147 258V259H146ZM149 258V259H148ZM159 258V259H158ZM161 258H162V260H161ZM163 258H164V260H163ZM186 258H188V260H185ZM218 258V259H217ZM255 258V259H254ZM58 261H57V260ZM84 259V261L86 262V260H87V263H85V262H82V260ZM89 259V260H88ZM100 259V260H99ZM103 259V260H102ZM142 259V260H141ZM151 259V260H150ZM155 260V262H156V260H157V262L156 263H153L154 262V260ZM172 259V260H171ZM183 259V260H182ZM213 259V260H212ZM216 259H217V261H216ZM224 259V260H223ZM237 259H239V260H237ZM243 259V260H242ZM245 259H246V261L247 262H245ZM252 259V260H251ZM263 259V260H262ZM27 260V261H26ZM32 260V261H31ZM52 260V261H51ZM64 260V261H63ZM74 260H76L75 262H73ZM91 260V261H90ZM111 260H112V262H111ZM115 260V261H114ZM118 262H117V261ZM148 260L150 261L149 263H148ZM193 262H191V261ZM204 260H206V261H204ZM208 260V261H207ZM212 260V261H211ZM215 260V261H214ZM226 260V261H225ZM233 260V261H232ZM237 260V261H236ZM30 261V262H29ZM35 261V262H34ZM41 261V262H40ZM48 261V262H47ZM69 261V262H68ZM91 262V263H89V262ZM102 261H104V262H102ZM129 261V262H128ZM139 261V262H138ZM145 261V262H144ZM161 261L163 262V263H161ZM168 261V262H167ZM189 261V262H188ZM195 261H197V262H195ZM201 261V262H200ZM219 261V262H218ZM229 261V262H228ZM231 261H232V263H231ZM7 263L9 262V260L8 261H6ZM27 262V263H26ZM44 262V263H43ZM57 262V263H56ZM97 262V263H96ZM132 262V263H131ZM134 262V263H133ZM141 262V263H140ZM160 262V263H159ZM170 262V263H169ZM174 262V263H173ZM182 262V263H181ZM188 262V263H187ZM204 262V263H203ZM207 262V263H206ZM235 262V263H234ZM7 263H5L4 262V264H7ZM8 264H10V263H8Z\"/></svg>",
	"mask_w": 264,
	"mask_h": 264
},
{
	"label": "bare ground",
	"instance_id": "6f19581e",
	"mask_svg": "<svg viewBox=\"0 0 264 264\" xmlns=\"http://www.w3.org/2000/svg\"><path fill=\"white\" fill-rule=\"evenodd\" d=\"M16 1H18V0H0V38H1V36L3 37V35H2V29H4V28H6V30H4L3 31V33H5L7 36H9L7 33L9 32V31H11L12 32V29L14 30L16 27H12V25H14V24H11V23H13L12 21L14 20V16L17 14L18 15V13H19V6H21V5H19L18 7H17V5H16ZM19 1H21V0H19ZM18 1V2H19ZM23 1V0H22ZM37 1V0H36ZM39 1V0H38ZM41 1V0H40ZM39 1V2H40ZM62 1H65V0H62ZM62 1H61V4H63L62 3ZM72 1V0H71ZM74 1V0H73ZM80 1V0H79ZM83 1V0H82ZM88 1V0H87ZM106 2L105 3H107V5L108 6H105L104 5V1L102 2L103 3V5H104V7L106 8V7H109V10H110V12H111V18H109V19H111V21H112V26H110V27H108L109 29L112 27L113 29H114V35L116 34V36H112L111 38L112 39H114L118 44H122V46L125 48V49H127V50H131V49H134L135 50V52H137V51H142V54H138L137 56H136V63H145V58L147 57H151V56H156V57H159V59H162V61L165 63V65L166 66H168V67H173V66H176V65H179V67H182V68H184V70L185 71H194V72H198L201 76H204L207 72H208V69H210L212 66H215L216 68H218V69H220L221 67H222V69H223V66L224 67H226L227 65H228V63H226V62H229L228 61V59H227V61L225 62V61H222V59H223V57H224V55H221V57H220V59L221 60H218V59H216V56H215V54L213 53V50H212V48H213V46L215 45H217L218 43H224V39H223V32L222 31H220V30H216V29H213L212 28V24H211V17H209V16H206V15H204L205 13H204V11H205V9H203V5L198 1V0H105ZM194 1L197 3H195L194 4ZM201 1V0H200ZM203 1V0H202ZM212 1V0H211ZM219 1V0H218ZM217 1V2H218ZM227 1V0H226ZM225 1V2H226ZM45 2V1H44ZM56 2V1H55ZM55 2H53V3H51V4H53L54 5V3ZM58 3H59V1H57ZM67 2V1H66ZM69 2H70V0H69ZM205 2H207V1H205ZM204 2V3H205ZM216 2V3H217ZM236 2V1H235ZM57 3V4H58ZM74 3H76V2H74ZM85 3V2H84ZM92 3V2H91ZM203 3V2H202ZM208 3V2H207ZM50 4V6H52ZM77 4V3H76ZM80 4H82L83 5V3H80ZM89 4V3H88ZM97 4V3H96ZM101 3H99V5H100ZM206 4V3H205ZM209 4V3H208ZM219 4V3H218ZM25 5V4H24ZM59 5H60V3H59ZM216 5V4H215ZM220 5H222V3L220 4ZM223 5L225 6V4L223 3ZM222 5V6H223ZM31 6V5H30ZM30 6H27V7H30ZM46 6V5H45ZM44 6V7H45ZM83 6H85V5H83ZM47 7V6H46ZM67 7V6H66ZM93 7V6H92ZM100 7V6H99ZM98 7V8H99ZM217 7V6H216ZM50 8V7H49ZM52 8V7H51ZM210 8V7H209ZM213 8V7H212ZM238 8V7H237ZM30 8H28L27 10H29ZM48 9V8H47ZM53 9V8H52ZM92 9H95L96 10V8H92ZM102 9L104 10V8L102 7ZM224 8H222V7H218V11L215 9V12H214V14H213V16H217V14L219 15L220 13V11L221 10H223ZM228 9V8H227ZM241 9V8H240ZM247 9V8H246ZM250 9H252V8H250ZM249 9V10H250ZM256 9V8H255ZM50 10V9H49ZM80 11L82 10V9H79ZM85 10V9H84ZM98 10H101L100 8L98 9ZM105 10H107V9H105ZM105 10H104V13H105ZM229 10V9H228ZM22 11V13L24 12L23 10H21ZM51 11V10H50ZM53 11V10H52ZM51 11V12H52ZM61 11V10H60ZM59 11V12H60ZM97 11V10H96ZM26 12V11H25ZM32 12H33V10H32ZM82 12V11H81ZM246 12V11H245ZM244 12V13H245ZM251 12V11H250ZM21 13V12H20ZM28 13V12H27ZM26 13V14H27ZM68 13V12H67ZM66 13V14H67ZM77 13H79V11L77 12ZM83 13V12H82ZM87 13H88V11H87ZM87 13H85V14H87ZM91 13V12H90ZM97 13V12H96ZM96 13H93V14H96ZM103 13V12H102ZM104 13H103V15H104ZM29 14V13H28ZM27 14V15H28ZM65 13H64V15H66ZM101 14V13H100ZM106 14V13H105ZM109 14V13H108ZM207 14V13H206ZM254 14H255V12H254ZM26 15V16H27ZM70 15V14H69ZM73 15V14H72ZM102 15V14H101ZM226 15V14H225ZM239 15V14H238ZM4 16L7 18L6 20H3L4 19ZM19 16V15H18ZM32 16V15H31ZM71 16V15H70ZM87 16H88V14H87ZM105 16V18L107 17L106 15H104ZM185 16H186V18H185ZM228 16V15H227ZM2 17H3V19H2ZM33 17V16H32ZM67 17V16H66ZM96 17V16H95ZM184 17V20L182 21V22H180L181 20H180V18H183ZM232 17H233V14H232ZM247 17V16H246ZM22 18V17H21ZM73 18V17H72ZM85 18H86V16H85ZM98 18V17H97ZM102 18V17H101ZM104 18V17H103ZM16 19V18H15ZM18 19V18H17ZM30 19H31V17H30ZM65 19H67V18H65ZM109 19H106V20H109ZM257 19V18H256ZM25 20V19H24ZM26 20H27V18H26ZM98 20V19H97ZM105 20V21H106ZM194 20H196V21H194ZM244 20V19H243ZM22 21V20H21ZM30 21V20H29ZM29 21H28V23H29ZM190 21H194L199 27L197 28V29H192V27H190L189 25H188V23L190 22ZM246 21V20H245ZM250 21V20H249ZM14 22H15V20H14ZM31 22V21H30ZM108 22V21H107ZM230 22V21H229ZM240 22H241V20H240ZM25 23V25L27 24L28 25V23L27 22H24ZM100 23V22H99ZM102 23V22H101ZM213 24H214V22H212ZM221 23V22H220ZM21 23H19V25H20ZM73 24V23H72ZM98 24V23H97ZM104 24V23H103ZM216 24V23H215ZM214 24V25H215ZM18 25V24H17ZM24 25V26H25ZM30 25V24H29ZM62 25V24H61ZM219 25V24H218ZM50 26V25H49ZM57 26V25H56ZM99 26V25H98ZM101 26V25H100ZM104 27H105V25H103ZM107 26V25H106ZM114 26V27H113ZM220 26V25H219ZM20 27V26H19ZM26 27V26H25ZM74 27H76V23H75V26ZM78 27H80V26H78ZM84 27H85V25H84ZM226 27V26H225ZM21 28V27H20ZM20 28H18V29H20ZM29 28V27H28ZM59 28V27H58ZM61 28V27H60ZM106 28V27H105ZM217 28V27H216ZM17 29V30H18ZM26 29V28H25ZM57 29V28H56ZM72 29V28H71ZM78 28L76 27L75 28V30H77ZM83 29V28H82ZM99 29V28H98ZM102 29H104L103 27H102ZM109 29H106L107 31H106V33L108 32V30ZM224 29V28H223ZM235 29V28H234ZM58 30V29H57ZM200 31V36H198V33H197V31ZM226 30H229V29H226ZM15 31H16V29H15ZM23 31V30H22ZM28 31V30H27ZM26 31V32H27ZM32 30H30L29 32H31ZM50 31H51V29H50ZM62 31H64L63 29H62ZM61 31V32H62ZM78 31V30H77ZM80 31V30H79ZM82 31V30H81ZM101 32H102V30H100ZM110 31V30H109ZM236 31V30H235ZM11 32H9V34H11L10 36H12L13 34V32L11 33ZM24 32V31H23ZM25 32V33H26ZM61 32H59V33H61ZM230 32V31H229ZM228 32V33H229ZM232 32V35H233V30L231 31ZM246 32V31H245ZM58 33V34H59ZM76 33V32H75ZM81 33V32H80ZM99 33V32H98ZM104 33V32H103ZM241 33V32H240ZM244 33V32H243ZM247 33V32H246ZM253 33V32H252ZM14 34H15V32H14ZM20 34V33H19ZM55 34V33H54ZM68 34H70V33H68ZM67 34V35H68ZM78 34V33H77ZM89 34V33H88ZM109 33H107V35H108ZM236 34L238 35V33L236 32ZM235 34V35H236ZM242 34V33H241ZM241 34L240 35H238V36H241ZM251 34V33H250ZM257 34V33H256ZM20 35H22V34H20ZM27 35V34H26ZM57 35V34H56ZM74 35V34H73ZM85 35V34H84ZM87 35V34H86ZM106 35V36H107ZM110 35V34H109ZM258 35V34H257ZM23 36V35H22ZM31 36V35H30ZM60 36H62V35H60ZM65 36V35H64ZM82 36V35H81ZM88 36V35H87ZM105 36V35H104ZM228 36V35H227ZM244 36V35H243ZM245 36H246V34H245ZM251 36V35H250ZM255 36V35H254ZM14 37H15V35H14ZM24 37V36H23ZM27 36H25V38H26ZM32 37H33V35H32ZM34 37H35V35H34ZM49 37V36H48ZM52 38L51 39H54L53 38V36H51ZM56 37V36H55ZM70 37H72V36H70ZM77 37V36H76ZM83 37V36H82ZM259 37H261V36H259ZM4 38V37H3ZM9 38H11V37H9ZM22 38V37H21ZM31 38V37H30ZM78 38H80V37H78ZM85 38H86V36H85ZM88 38V37H87ZM207 38V40H205V41H203L204 39H206ZM255 38H256V36H255ZM5 39V38H4ZM23 39V38H22ZM32 39V38H31ZM250 39V38H249ZM1 40V39H0ZM7 40V39H6ZM25 40V39H24ZM58 40V39H57ZM56 40V41H57ZM85 41H86V39H84ZM251 40V39H250ZM264 40V39H263ZM17 41V40H16ZM52 41H54V40H52ZM67 41V40H66ZM71 41V40H70ZM81 42H83V40H80ZM79 39H78V45H79ZM233 41V40H232ZM254 41V40H253ZM1 42V41H0ZM3 42V41H2ZM1 42V43H2ZM4 42H5V40H4ZM3 42V43H4ZM8 42V41H7ZM29 42H31V41H29ZM244 42V41H243ZM258 42V41H257ZM1 43H0V45H1ZM12 43V42H11ZM18 43V42H17ZM20 43V42H19ZM32 43V42H31ZM57 43V42H56ZM75 44H76V42H74ZM110 43V42H109ZM114 43V42H113ZM225 43H227V42H225ZM229 43V42H228ZM232 43V42H231ZM235 43H237L236 41H235ZM240 43L242 44V42L240 41ZM245 43V42H244ZM249 43V42H248ZM259 43H260V41H259ZM5 44H7L8 45V43H6L5 42ZM9 44H10V42H9ZM16 44V43H15ZM15 44L13 43V47L12 48H14V46H15ZM58 44V43H57ZM75 44H73L74 46H75ZM241 44H239L240 46H242ZM245 44H247V42L245 43ZM250 44V43H249ZM4 45V44H3ZM31 45V44H30ZM78 45H76V46H78ZM117 45V44H116ZM233 45V44H232ZM244 45V44H243ZM20 46H21V43H20ZM80 46V45H79ZM114 46V45H113ZM230 46V45H229ZM236 46V45H235ZM250 46V45H249ZM263 46H264V44H263ZM4 47H7V46H3V48ZM24 47H26V46H24ZM31 47V46H30ZM55 47V46H54ZM86 47V46H85ZM115 47V46H114ZM222 47V46H221ZM243 47V46H242ZM245 47V46H244ZM0 48H1V46H0ZM3 48L1 49V50H3ZM27 48H29V47H27ZM32 48V47H31ZM52 48H53V46H52ZM63 48V47H62ZM77 48H79V47H77ZM95 48H97V47H95ZM111 48H112V50H113V47L111 46ZM216 48H217V46H216ZM226 48V47H225ZM255 48H258V47H255ZM6 49V48H5ZM8 49H11L10 48V45H9V48ZM15 49H16V47H15ZM30 49V48H29ZM72 49V48H71ZM245 49V48H244ZM0 50V51H1ZM48 50V49H47ZM75 50H76V48H75ZM78 50V49H77ZM115 50V49H114ZM124 50V49H123ZM224 50V49H223ZM257 50V49H256ZM32 51V50H31ZM82 51V50H81ZM109 51V50H108ZM119 51V50H118ZM221 52H222V49L220 50ZM42 52V51H41ZM41 52H40V54H41ZM50 51H48L47 53H49ZM63 52H65V51H63ZM77 52V51H76ZM84 52H85V50H84ZM102 52H104V51H102ZM114 52V51H113ZM124 52V51H123ZM122 52V53H123ZM126 52V51H125ZM215 52V51H214ZM224 52V51H223ZM243 52V51H242ZM256 51H254V53H255ZM262 52V51H261ZM261 52H259V53H261ZM9 53H10V50H9ZM15 53V52H14ZM88 53V52H87ZM220 53V52H219ZM219 53H218V55H219ZM258 53V52H257ZM39 54V55H40ZM51 54H53V53H51ZM64 54V53H63ZM75 54V53H74ZM127 54V53H126ZM129 54V53H128ZM127 54V55H128ZM222 54V53H221ZM251 54V53H250ZM256 54V53H255ZM263 54V53H262ZM0 55H1V53H0ZM11 55V54H10ZM44 55V54H43ZM56 55V54H55ZM65 55V54H64ZM78 55H80V54H78ZM82 55V54H81ZM88 55V54H87ZM95 55V54H94ZM120 55V54H119ZM122 55V54H121ZM124 55V54H123ZM131 55V54H130ZM259 55V54H258ZM261 55V54H260ZM9 56V55H8ZM13 56L14 55H12L11 57L13 58ZM29 56H31V55H29ZM34 56H36V55H34ZM45 56H47V55H45ZM51 56V55H50ZM97 56V55H96ZM104 56V55H103ZM106 56V55H105ZM129 56V55H128ZM245 56V55H244ZM255 56H257V55H255ZM262 56V55H261ZM65 57V56H64ZM68 57V56H67ZM95 57V56H94ZM115 57H118V55L117 56H115ZM123 57V56H122ZM125 57H127V56H125ZM134 57V56H133ZM241 57V56H240ZM242 57H243V55H242ZM251 57V56H250ZM0 58H5L4 56H0ZM11 58V59H12ZM18 58V57H17ZM33 58H35V57H33ZM45 58V57H44ZM80 58V57H79ZM82 58V57H81ZM90 58V57H89ZM119 58V57H118ZM217 58H219L218 56H217ZM237 60H238V58L237 57H235ZM252 58V57H251ZM251 58H250V60L248 61V59H247V61H246V59H245V62L244 61H240L239 60V65H240V67L239 68H245V69H249V68H251V67H253L254 66V62H253V60H251ZM263 58V57H262ZM10 58H9V60L10 61H12ZM14 59V58H13ZM16 59V58H15ZM27 59V58H26ZM99 59V58H98ZM106 59V58H105ZM113 59V58H112ZM116 59V58H115ZM124 59V58H123ZM130 59H131V57H130ZM173 59V60H172ZM225 59V58H224ZM236 59H235V61H236ZM243 59H244V57H243ZM258 59V58H257ZM257 59H255L256 61H257ZM28 60V59H27ZM48 60V59H47ZM69 60V59H68ZM80 60V59H79ZM82 60V59H81ZM80 60V61H81ZM84 60V59H83ZM93 60V59H92ZM125 60V59H124ZM127 60V59H126ZM168 60H171L172 62H170V63H168ZM5 61H8V59H6V60H4V62ZM20 61H22V60H20ZM31 61H32V59H31ZM34 61H36L35 59H34ZM34 61H33V63H34ZM53 61V60H52ZM64 61H66V59L64 60ZM89 61V60H88ZM101 61V60H100ZM99 61V62H100ZM114 60H112V62H113ZM120 62H121V59L119 60ZM133 61V60H132ZM134 61H135V59H134ZM154 61V60H153ZM256 61H255V63H256ZM261 61V60H260ZM263 61H264V59H263ZM262 61V62H263ZM1 62H2V60H1ZM0 62V63H1ZM3 62V63H4ZM13 62V61H12ZM12 62L10 63V62H7L8 64L10 63V64H12ZM23 62V61H22ZM49 62V61H48ZM70 62V61H69ZM73 62V61H72ZM74 62H76V60L74 61ZM78 62V61H77ZM102 62V61H101ZM110 62V61H109ZM232 62V61H231ZM230 62V63H231ZM2 63V64H3ZM6 63V62H5ZM21 63V62H20ZM31 62H29V64H30ZM45 63V62H44ZM59 63V62H58ZM97 63V62H96ZM117 63V62H116ZM150 63H151V61H150ZM259 63V62H258ZM16 64H18V63H16ZM15 64V65H16ZM60 64V63H59ZM65 64V63H64ZM81 64V63H80ZM84 63H83V61H82V64L81 65H83ZM101 64V63H100ZM107 64V63H106ZM112 64H114V63H112ZM111 64V65H112ZM124 64H125V62H124ZM133 64V63H132ZM131 64V65H132ZM134 64H135V62H134ZM3 65H5V64H3ZM32 65H36V63H34V64H32ZM57 66H58V64H56ZM67 65H68V63H67ZM72 65V64H71ZM87 65H89V64H87ZM108 65V64H107ZM121 65L122 66H120V68L122 67V69H123V63H121ZM130 65V64H129ZM7 66V65H6ZM39 66V65H38ZM40 66H41V64H40ZM59 66H61V65H59ZM76 66H78V65H76ZM75 66V67H76ZM90 66V65H89ZM95 66V65H94ZM108 66H110V64L108 65ZM107 66V67H108ZM115 66V65H114ZM134 66V65H133ZM132 66V67H133ZM137 66V65H136ZM155 66V62H153L152 64H148L146 67H143V68H145L146 70H150V69H152L153 67ZM233 66V65H232ZM5 67V66H4ZM8 67H10V65H8L7 67H5V68H7L8 69ZM45 67V66H44ZM65 67V66H64ZM80 67V66H79ZM96 67V66H95ZM100 67V66H99ZM106 67V66H105ZM112 67V66H111ZM110 67V68H111ZM238 67V66H237ZM237 67H233V68H231L230 67V69H229V72H235V70H236V68ZM1 68H3V67H1ZM0 68V69H1ZM18 68V67H17ZM31 68H33V71H34V66H32ZM45 68H47V67H45ZM53 68V67H52ZM68 68V67H67ZM66 68V69H67ZM109 68V67H108ZM115 68V67H114ZM117 68V67H116ZM119 68V67H118ZM119 68V69H120ZM13 69V68H12ZM41 69H43V68H41ZM70 69V68H69ZM68 69V70H69ZM72 69H73V67H72ZM80 69H84V65H83V68H80ZM89 69H91V68H89ZM88 69V70H89ZM96 69H97V67H96ZM118 69V70H119ZM126 69H128V68H126ZM125 69V70H126ZM134 69H136V67L134 68ZM257 69V68H256ZM15 70H17V73H18V70H20L19 68L18 69H15ZM26 70V69H25ZM27 70H29L28 68H27ZM75 70V69H74ZM77 70H78V68H77ZM100 70V69H99ZM107 70V69H106ZM105 69H104V71H106ZM109 70V69H108ZM115 70H117V69H115ZM125 70H122V71H125ZM138 70V69H137ZM136 70V71H137ZM212 70V69H211ZM225 70V69H224ZM227 70V69H226ZM244 70V69H243ZM2 71V70H1ZM10 71H11V69H10ZM36 71V70H35ZM66 71V70H65ZM64 71V72H65ZM72 71V70H71ZM79 72L81 71V72H83V71H86V72H88L87 71V69L86 70H78ZM94 71H95V69H94ZM110 71V70H109ZM257 71H258V69H257ZM6 72V73H5ZM5 72H3V74L5 73L6 74V76L8 75L7 74V72L8 71H6L5 70ZM12 72V71H11ZM15 72V71H14ZM27 72V71H26ZM43 72V71H42ZM51 72V71H50ZM77 72V71H76ZM80 72V73H81ZM91 72V71H90ZM97 72V71H96ZM99 72V71H98ZM118 72V71H117ZM129 72H131V70L129 71ZM211 72V71H210ZM221 72V71H220ZM31 73V72H30ZM34 73V72H33ZM32 73V74H33ZM39 73V72H38ZM49 73V72H48ZM69 73V76H70V72H68ZM74 74L75 73V71L74 72H71V74ZM89 73V72H88ZM92 73V72H91ZM122 74V72L121 71H119V74ZM127 73V72H126ZM255 73V72H254ZM2 74V73H1ZM12 74H13V72H12ZM15 74H16V72H15ZM29 74V73H28ZM37 74V73H36ZM40 74V73H39ZM43 74V73H42ZM46 74H47V72H46ZM77 74H78V72H77ZM84 74V73H83ZM83 74H80V75H83ZM128 74V73H127ZM133 74V73H132ZM131 74V75H132ZM228 74V73H227ZM248 74V73H247ZM262 74H263V71H262ZM31 75V74H30ZM50 75V74H49ZM49 75H47V76H49ZM58 75L59 74H57V77H58ZM79 75V76H80ZM90 75V74H89ZM98 74L96 73V76H97ZM109 75V74H108ZM107 75V76H108ZM114 75V74H113ZM118 75V74H117ZM124 75H125V73H124ZM130 75V74H129ZM237 75V74H236ZM6 76H4V78H7ZM10 75H8V77H9ZM13 76V75H12ZM12 76H10V77H12ZM44 76V75H43ZM66 76H67V74H66ZM65 76V77H66ZM71 76H73V75H71ZM70 76V77H71ZM79 76H77V77H79ZM86 76V75H85ZM110 76H112V74L110 75ZM128 76V75H127ZM126 76V77H127ZM134 76V75H133ZM132 76V77H133ZM231 76V75H230ZM232 76H233V74H232ZM245 75H243V77H244ZM1 77H3V75H1ZM0 77V79H2ZM17 77V76H16ZM50 77H52V76H50ZM53 77H54V75H53ZM56 77V78H57ZM70 77H68V78H70ZM94 77V76H93ZM101 77V76H100ZM125 77V76H124ZM223 77V76H222ZM242 77V76H241ZM257 77V76H256ZM263 77V76H262ZM3 78V79H4ZM14 78V77H13ZM8 78V81H7V84L10 86V87H12V85H11V83H14L16 86L17 85H19L18 84V80L16 79V78ZM23 78V77H22ZM33 78V77H32ZM36 78H37V76H36ZM55 78V80H57ZM74 78V77H73ZM76 78V77H75ZM81 78V77H80ZM86 78V77H85ZM88 78V77H87ZM86 78V79H87ZM92 77H90V79H91ZM113 78V77H112ZM115 78H118L117 76L115 77ZM128 78H129V76H128ZM204 78V77H203ZM232 78V77H231ZM235 78H236V76H235ZM234 78V79H235ZM238 78V77H237ZM12 79V80H11ZM77 79V78H76ZM75 79V81H77ZM84 79V78H83ZM82 79V81H84ZM98 79V78H97ZM102 79V78H101ZM101 79H99V80H101ZM110 79V78H109ZM120 79V78H119ZM124 78H122V80H123ZM127 79V78H126ZM125 79V80H126ZM132 79V78H131ZM260 79H261V76H260ZM7 80V79H6ZM61 80V79H60ZM66 80V79H65ZM65 80H63V81H65ZM81 80V79H80ZM93 80V79H92ZM103 80V79H102ZM101 80V81H102ZM125 80L123 81V82H125ZM208 80V79H207ZM206 80V81H207ZM20 81H21V75H20ZM42 81V80H41ZM46 81V80H45ZM49 81V80H48ZM50 81H51V79H50ZM58 81H59V79H58ZM57 81V82H58ZM75 81H74V84H75ZM78 81H79V79H78ZM107 81H109V80H107ZM118 81H121V80H118ZM206 81L204 82V83H206ZM3 80H0V117L1 118H3V116H4V113L6 112H8V111H10V110H12L11 109V107H14L15 105H20L19 103L20 102H23V101H21V96L22 95H24L25 96V93H28V92H26L25 90H23V89H21V92L19 91V89H15V91L12 93V94H15V96H13V99L11 100V97H12V94H11V91H13L12 89L14 88V86L12 87V89H8L7 91H4V89L2 88V85H3ZM6 82V81H5ZM35 82V79L33 80V83ZM52 82V81H51ZM54 82V81H53ZM65 82H67L68 83V81H65ZM64 82V83H65ZM110 82V81H109ZM112 82H114V81H112ZM129 82V81H128ZM164 82V81H163ZM168 82H170V81H167L166 83L164 82V84H163V87H162V84H161V87H159V89L157 90L156 88H154V86L153 87H148L149 88V90L151 91V93H152V97L153 96H157V97H159L158 98V100H157V103L155 104V102H154V104L152 103L153 102V98H152V102L151 103H147V104H145V106H147L148 105V108H149V111H148V114H145L146 116H144V117H148V119H149V121L150 120H153V119H155L156 118V116H155V113H159V112H157V111H160L161 112V114L162 115H164V117L166 116V115H168V116H170V119L171 120H176L179 116H185V113L187 112H185V111H182V109H178V107H179V105H178V107L176 108V102H174L175 100L174 99H176L177 97V95L178 94H180V92L182 91V89H180V92H178V94L176 95L175 93L173 94V85H171V84H168ZM233 82V81H232ZM256 82H257V80H256ZM20 83V82H19ZM23 83V82H22ZM29 83H30V81H29ZM36 83V82H35ZM34 83V84H35ZM45 83V82H44ZM59 83H61L60 81L58 82V84ZM71 83H72V81H71ZM83 83V82H82ZM86 83V82H85ZM100 83V82H99ZM171 83V82H170ZM175 83V82H174ZM227 83H229V82H227ZM7 84H5L6 85V87L8 88L9 86L7 85ZM33 84V85H34ZM37 84H39V82L37 81ZM43 84V83H42ZM57 84V83H56ZM81 84V83H80ZM122 85L124 84V83H121ZM129 84H131V81H130V83ZM128 84V85H129ZM192 84V83H191ZM194 84V83H193ZM210 84V83H209ZM258 84V83H257ZM5 85L3 86V87H5ZM22 85H24V84H22ZM51 85V84H50ZM63 85V84H62ZM65 85V84H64ZM67 85V84H66ZM65 85V86H66ZM84 85V84H83ZM94 85V84H93ZM92 85V86H93ZM115 85V84H114ZM121 85V86H122ZM125 85V84H124ZM137 85V84H136ZM151 85V84H150ZM149 85V86H150ZM156 85V84H155ZM228 85V84H227ZM259 85V84H258ZM26 86V85H25ZM40 86H41V84H40ZM44 86V85H43ZM56 86V85H55ZM54 86V87H55ZM60 86H61V84H60ZM68 86V85H67ZM66 86V87H67ZM74 86V85H73ZM76 86H77V83H76ZM87 86H88V84H87ZM91 86V87H92ZM129 86H131V85H129ZM134 86H135V84H134ZM158 86V85H157ZM157 86H155V87H157ZM175 86L176 87H179V84L177 83V84H175ZM188 86V85H187ZM193 86V85H192ZM260 86V85H259ZM263 86V85H262ZM23 87V86H22ZM70 87H72V86H70ZM78 87V89L77 90H79V85L77 86ZM76 87V88H77ZM94 87H96V86H93V88ZM104 87V86H103ZM119 87V86H118ZM117 87V88H118ZM132 87V86H131ZM138 87V86H137ZM144 87V86H143ZM147 87V86H146ZM180 87H181V85H180ZM195 87V86H194ZM225 87V86H224ZM17 88V87H16ZM18 88H19V86H18ZM27 88V87H26ZM52 88V87H51ZM75 88V89H76ZM81 88H83V86L81 87ZM85 88V87H84ZM89 88H90V83H89ZM101 88V87H100ZM123 88V87H122ZM125 88V87H124ZM133 88V87H132ZM148 88H146V89H148ZM205 88V87H204ZM217 88V87H216ZM260 88V87H259ZM63 89H64V86H63ZM71 88H69V90H70ZM74 89V90H75ZM196 89V90H195ZM194 90H193V92L194 91H198L199 93H200V95L198 96V98L196 97V95H195V97H194V99H193V101L194 102H201L202 103V109H203V107L205 106V107H207L208 105H209V99H210V95H209V92H207V91H204L203 89L201 90V88H200V86H198L197 88H195ZM220 88H218V90H219ZM116 90H118V91H120V89H116ZM125 90V89H124ZM137 90V89H136ZM140 90H143V89H141L140 88ZM139 89H138V92L140 91ZM206 90H209V89H206ZM212 90V89H211ZM217 90V91H218ZM226 90V89H225ZM32 91H33V89H32ZM36 91H37V89H36ZM40 91V89H38V92ZM57 91H58V89H57ZM65 91V90H64ZM79 91H81V90H79ZM86 91V90H85ZM87 91H89V90H87ZM96 91V90H95ZM131 90H130V87H129V91H128V93L124 96L125 97V100H124V102H126V105H125V107H128V106H130L131 104H132V99H131V97H130V99H128L127 97L129 96V92H130ZM185 92H186V94L188 95L191 91H192V89H191V87L189 88H186L185 90H184ZM220 91V90H219ZM261 91V90H260ZM263 91V90H262ZM44 91H42V93H43ZM49 92V94H50V91H48ZM60 92V91H59ZM69 91H66L65 93H68ZM71 92V91H70ZM83 92V91H82ZM92 92H94V90L92 91ZM92 92H91V94H92ZM120 92H122L123 93V91H122V89H121V91ZM125 92V91H124ZM133 92V91H132ZM145 92V91H144ZM161 93V94H159V95H157V93ZM197 92V93H198ZM253 92V91H252ZM47 93V92H46ZM54 93V92H53ZM72 93H73V91H72ZM81 92H79V93H77V94H80ZM105 93V92H104ZM140 93V92H139ZM148 93V92H147ZM146 93V94H147ZM183 93V92H182ZM217 93L218 92H216V91H214L213 92V94H215V95H217ZM229 93V92H228ZM35 94V93H34ZM33 94V95H34ZM58 94V93H57ZM70 94V93H69ZM74 94V93H73ZM87 94V93H86ZM88 94L90 95V93L88 92ZM117 94V93H116ZM134 94V93H133ZM133 94H131V95H133ZM185 94V93H184ZM211 94V93H210ZM219 94V93H218ZM252 94V93H251ZM32 95V96H33ZM48 95V94H47ZM55 95V94H54ZM53 95V96H54ZM61 95V94H60ZM63 95V94H62ZM75 95H76V93H75ZM80 95H82V94H80ZM85 95V94H84ZM98 95H99V93H98ZM101 95V94H100ZM118 95V94H117ZM120 95H122V94H120ZM187 95H186V97H187ZM193 95H194V93H193ZM24 96H22V98H24ZM28 95L26 94V96L25 97H27ZM34 96H36V94L34 95ZM37 96H39L38 94H37ZM56 96V95H55ZM70 97H71V94L69 95ZM83 96V95H82ZM81 96V97H82ZM87 97H88V95H86ZM95 96V95H94ZM135 96V95H134ZM214 96V95H213ZM225 96H226V93L225 92H222V96H221V93H220V95H217V97H218V102H212V103H214V104H212V108H211V110L212 109H214V114H213V117H217V116H219V115H221L220 113L221 112H224L225 113V115H227V120L229 119V120H232V114H231V112L230 111H232L233 110V108L234 107H236V106H238L239 105V103L238 102H235V105L234 106H226V105H223V106H221L222 105V103L224 104V102H225V100L228 98V97H226L225 98ZM247 95H245V97H246ZM42 97V96H41ZM61 97V96H60ZM68 97V96H67ZM79 97V96H78ZM80 97V98H81ZM87 97H86V99H87ZM90 97V96H89ZM91 97H93V96H91ZM96 97V96H95ZM114 97H117V96H114ZM121 97V96H120ZM176 97V98H175ZM217 97L215 98V99H217ZM245 97H243V99L245 98ZM253 97V96H252ZM252 97H251V99L250 98H246V99H249L248 101L250 102V100H252ZM263 97V96H262ZM16 98V101L14 100ZM45 98H46V95H45ZM49 98V97H48ZM56 98V97H55ZM62 98V97H61ZM60 98V99H61ZM73 98H76V96H74ZM83 99H84V96L82 97ZM98 98H100L101 99V97H98ZM150 98V97H149ZM149 98H148V100L147 101H150L149 100ZM155 98V97H154ZM33 99H36L35 97L33 98ZM40 99V98H39ZM43 99H44V97H43ZM51 99V98H50ZM72 99V98H71ZM92 99H94V98H92ZM91 99V100H92ZM104 99V98H103ZM102 99V100H103ZM156 99V98H155ZM214 99V100H215ZM239 99V98H238ZM242 99V98H241ZM255 99V98H254ZM253 99V100H254ZM263 99V98H262ZM262 99H261V101H262ZM22 100H24V99H22ZM57 100H59V97H58V99ZM74 100V99H73ZM76 100V99H75ZM90 100V101H91ZM97 100L98 99H96L95 98V100H93V101H96L97 102ZM119 100H123V98H120ZM146 100V99H145ZM15 101V102H14ZM25 101H26V98H25ZM55 101V100H54ZM78 101H79V99H78ZM78 101H74V102H78ZM82 101V99L80 100V102ZM84 101V100H83ZM82 101V102H83ZM87 101H89V100H87ZM91 102V103H93L94 104V102ZM106 101V100H105ZM140 101H142V99L140 100ZM146 101V102H147ZM177 101V100H176ZM247 101V100H246ZM247 101V102H248ZM259 101V100H258ZM258 101H255L256 102V104H257V102ZM5 102V103H4ZM27 102V101H26ZM25 102V103H26ZM31 102V101H30ZM33 102V101H32ZM35 102V101H34ZM62 102V100L60 101V106H61V103ZM73 102V103H74ZM85 102V101H84ZM83 102V103H84ZM134 102H136V101H134ZM138 102V101H137ZM178 102V101H177ZM229 102V101H228ZM247 102H246V105H248L247 104ZM253 102V101H252ZM252 102H250V104L252 103ZM24 103V102H23ZM48 103V102H47ZM46 103V106L48 105ZM55 103H58V101H56ZM82 103V104H83ZM86 103V102H85ZM103 103V102H102ZM101 103V104H102ZM120 103V102H119ZM140 103V102H139ZM179 103V102H178ZM240 103H242V102H240ZM77 103H75V105H76ZM79 104V103H78ZM93 104H90V105H93ZM95 104H98V103H95ZM141 104V103H140ZM228 104V103H227ZM242 104H244V103H242ZM256 104H254V105H250V107L252 106L253 108L255 107V109H257L258 108V110L260 109V110H262L263 111V113H264V103H262V107H258ZM23 105V104H22ZM28 105V104H27ZM26 105V106H27ZM36 105V104H35ZM42 105V104H41ZM44 105H45V103H44ZM55 105V106H54ZM58 105V104H57ZM65 105H66V103H65ZM69 105V104H68ZM80 105V104H79ZM85 105V104H84ZM86 105H87V103H86ZM104 105V104H103ZM115 105V104H114ZM121 105H124L123 103L121 104ZM120 105V106H121ZM141 105H143V102H142V104ZM231 105H233L232 103H231ZM6 106H10V108L8 109V107H7V109H5V107ZM25 105H23L22 107H24ZM43 106V105H42ZM49 107H50V105H48ZM52 106H54V107H56V104H52ZM70 106V105H69ZM68 106V107H69ZM71 106H72V104H71ZM73 106H74V104H73ZM78 106V105H77ZM80 106H83V105H80ZM94 106H96V105H94ZM98 106H99V104H98ZM106 105H104L103 106V108L105 107ZM117 106V105H116ZM115 106V107H116ZM136 106H138V105H136ZM140 106V105H139ZM244 106V105H243ZM36 107V106H35ZM64 107V106H63ZM76 107V106H75ZM74 107V108H75ZM97 107V106H96ZM101 107H102V105H101ZM100 107V108H101ZM113 107V106H112ZM124 107V106H123ZM134 107V106H133ZM182 107V106H181ZM204 107V108H205ZM247 107V106H246ZM252 107L250 108V109H252ZM28 108V107H27ZM46 108V107H45ZM65 108H67V107H65ZM80 108V107H79ZM83 108H84V106H83ZM83 108H82V112H83ZM94 108V107H93ZM99 108V109H100ZM102 108V109H103ZM107 108V107H106ZM105 108V109H106ZM117 108V107H116ZM122 108V107H121ZM120 108V109H121ZM130 108V107H129ZM129 108H127V109H129ZM141 106L140 107H138L137 109L138 110H141ZM144 108V107H143ZM200 108V109H201ZM208 108V107H207ZM18 109V108H17ZM31 109V108H30ZM47 109V108H46ZM54 109V108H53ZM56 109H58V107L56 108ZM56 109H54L55 111H56ZM73 109V108H72ZM78 109V108H77ZM85 109V108H84ZM89 109V108H88ZM87 109V110H88ZM97 111L99 110L98 109V107L97 108H95ZM110 109V108H109ZM119 109V108H118ZM124 109V108H123ZM123 109H121V110H123ZM145 109H146V107H145ZM185 109V108H184ZM183 109V110H184ZM209 109V108H208ZM208 109H205V110H208ZM16 110V109H15ZM61 110H62V107H61ZM68 110V109H67ZM74 110V109H73ZM79 110H81V109H79ZM107 110V109H106ZM105 110V111H106ZM111 110V109H110ZM116 110V109H115ZM136 109L134 108V111H135ZM185 110H187V109H185ZM211 110H208L207 112H206V115L204 116V117H201V114H199L200 113V110H198L197 109V117H196V121H195V124H197V127H200V129H201V127H205V126H203V124H205V123H207L208 121H209V114L208 113H211ZM235 110V109H234ZM245 109H243L242 110V108H241V110L240 111H244ZM14 111V110H13ZM12 111V112H13ZM17 111V110H16ZM15 111V112H16ZM32 111V110H31ZM51 111V110H50ZM58 111V113H59V111L60 110H57ZM63 111H65V109L63 110ZM69 111L70 112H72V115L74 114L73 113V111H71V109H69ZM77 112H79L78 110H76ZM75 110H74V112H76ZM95 111V110H94ZM129 111L131 112L132 110H130L129 109ZM142 111V110H141ZM247 111V109L245 110V113L244 114H250V112H246ZM248 111H251V110H249L248 109ZM252 111H254V109L252 110ZM251 111V112H252ZM18 112V111H17ZM52 112V111H51ZM62 112V111H61ZM88 112V111H87ZM93 112V111H92ZM101 111L99 110V113L98 112H94L93 114L94 115H96V116H98L97 114H101L100 113ZM112 112H115V111H113L112 110ZM118 111H116V113H117ZM119 112H121V111H119ZM143 112V111H142ZM201 112H203V111H201ZM228 112H230V113H228ZM242 112H241V115H244V114H242ZM255 112V111H254ZM25 113V112H24ZM23 113V114H24ZM31 113V112H30ZM67 113V112H66ZM106 113V112H105ZM104 112H103V114L107 117V113L105 114ZM109 113V112H108ZM124 113V112H123ZM122 112H121V114H123ZM129 113V112H128ZM139 113V112H138ZM169 113V114H168ZM253 113V112H252ZM251 113V114H252ZM10 114H11V112H10ZM14 114V113H13ZM52 114V113H51ZM64 114V113H63ZM83 114V113H82ZM120 114V115H121ZM133 114L135 115L136 114V111L135 112H133ZM140 114V113H139ZM142 114H144V113H142ZM187 114V113H186ZM203 114H205V113H203ZM254 114H255V116L257 117V119L258 118H262L261 116L259 117V112L257 111L256 113H253V116H254ZM42 115V114H41ZM48 115V114H47ZM55 115H58L57 114V112H56V114ZM68 115V114H67ZM69 115H71V113H69ZM68 115V116H69ZM124 115H125V113H124ZM124 115H123V117H124ZM129 115V114H128ZM137 115V114H136ZM135 115V116H136ZM262 115V114H261ZM17 116H19L18 115V113H17ZM64 116V115H63ZM62 116V117H63ZM67 116V117H68ZM83 116V115H82ZM81 116V117H82ZM87 116V115H86ZM88 116H90V115H88ZM88 116H87V118H88ZM100 116V115H99ZM104 116V117H105ZM110 116V115H109ZM112 116H114V115H112ZM122 116V115H121ZM140 116V115H139ZM263 116V115H262ZM16 117V116H15ZM29 117V116H28ZM60 117V119H63V118H61V115L60 116H58V118ZM69 117H71V116H69ZM68 117V118H69ZM73 117V116H72ZM77 117H80V115L78 116L77 115ZM77 117H75V118H77ZM111 117V116H110ZM132 117V116H131ZM137 117V116H136ZM141 117H142V115H141ZM161 117V116H160ZM159 117V118H160ZM163 117V116H162ZM226 117V116H225ZM247 117V116H246ZM251 117V116H250ZM12 118V117H11ZM18 118V117H17ZM32 118V117H31ZM54 118V117H53ZM57 118V117H56ZM97 118H99L100 119V117H97ZM129 118V117H128ZM184 118V117H183ZM186 118V117H185ZM221 118H223V117H221ZM241 118H243V117H241ZM247 118H249V117H247ZM263 118H264V116H263ZM262 118V119H263ZM6 119H7V117H6ZM36 119V118H35ZM46 119V118H45ZM50 119V118H49ZM65 119V118H64ZM63 119V120H64ZM67 119V118H66ZM71 120H69V121H71V122H73V120H72V118H70ZM130 119V118H129ZM128 119V120H129ZM132 119V118H131ZM136 119H138V118H136ZM158 119V118H157ZM210 119H212L211 118V116H210ZM237 119V118H236ZM254 119H256V118H254ZM259 119V120H260ZM16 120V119H15ZM14 120V121H15ZM29 120H30V117H29ZM43 120V119H42ZM76 120V119H75ZM74 120V121H75ZM80 120V119H79ZM79 120H78V122H79ZM123 120V119H122ZM121 120V121H122ZM126 120V119H125ZM124 120V121H125ZM144 120V119H143ZM163 120H165V119H163ZM167 120V119H166ZM181 120V119H180ZM179 120V121H180ZM195 120V119H194ZM219 120V119H218ZM222 120V119H221ZM220 120V121H221ZM226 120V121H227ZM238 120V119H237ZM240 120V119H239ZM242 120V119H241ZM246 120V119H245ZM245 120H243L244 122H245ZM6 121V120H5ZM32 121V120H31ZM49 121V120H48ZM69 121H67V122H69ZM110 121V120H109ZM130 121V120H129ZM139 121H141L140 120V118H139ZM147 121V120H146ZM157 121V120H156ZM160 121H162V120H159L158 121V123L160 122ZM224 121V120H223ZM234 121H236V120H234ZM233 121V122H234ZM249 121V120H248ZM12 122V121H11ZM33 122V121H32ZM46 122V121H45ZM55 122V121H54ZM53 122V123H54ZM75 122H77V120L75 121ZM77 122V123H78ZM100 122V121H99ZM101 122H102V120H101ZM131 122H132V120H131ZM182 122V121H181ZM183 122H184V120H183ZM197 122V123H196ZM213 122V121H212ZM217 122V121H216ZM230 122H232V121H230ZM237 122V121H236ZM3 123H5L4 121H3ZM3 123H2V120H0V131H1V129L3 128ZM61 123V122H60ZM74 123V122H73ZM81 123V122H80ZM79 123V124H80ZM106 123H108V122H106ZM115 123V122H114ZM123 123V122H122ZM130 123V122H129ZM129 123H127L126 125H124L125 127H126V129H124V128H121V127H124L123 125L121 126V127H119V129L121 128V129H124V130H122L121 132L119 131H116V133H115V131H114V133L112 132L111 134L113 135L114 134V138L115 139H119V137H122L121 139H123V137H125V139L124 140H120V142H122L124 145H125V147H126V149H128L127 151H132V149L134 148L133 147V145H132V143L134 142L135 144H137L136 143V140H138V131H137V129L135 128L136 126H137V124H133L134 126H131L132 128L134 127V130H132V129H130V126H129ZM145 123V122H144ZM143 123V125H145ZM174 123H176V121L174 122ZM177 123H178V121H177ZM180 123V122H179ZM178 123V124H179ZM185 123V122H184ZM215 123V122H214ZM222 123V122H221ZM220 123V124H221ZM19 124V123H18ZM33 124V123H32ZM36 124H37V122H36ZM43 124V123H42ZM67 124V123H66ZM69 124V123H68ZM72 124V123H71ZM76 124V123H75ZM96 124V123H95ZM94 124V125H95ZM98 124H100V123H98ZM140 124V123H139ZM160 124L161 123H159V125L158 126H160ZM166 124H167V122H166ZM213 124V123H212ZM212 124H210V125H212ZM220 124H218V122H217V124H215V125H218V126H220ZM233 124H236V123H233ZM15 125V124H14ZM34 125V124H33ZM41 125V124H40ZM44 125V124H43ZM54 125H56V123L54 124ZM62 125V124H61ZM77 125V124H76ZM97 125V124H96ZM95 125V127H97ZM104 125V124H103ZM109 125V124H108ZM114 125V124H113ZM116 125V124H115ZM182 125H183V123H182ZM188 125V124H187ZM229 125V124H228ZM227 125V126H228ZM250 125V124H249ZM7 125H5V127H6ZM73 126V125H72ZM75 126V125H74ZM102 126V125H101ZM104 126H106V124L104 125ZM116 126H118V125H116ZM151 126H153V125H151ZM157 126V127H158ZM166 126V125H165ZM164 126V127H165ZM168 126H170V125H168ZM207 126H208V124H207ZM224 126H226V125H224ZM227 126H226V128H227ZM230 126H231V123H230ZM230 126H228V128L230 127ZM239 126H240V124H239ZM16 127H17V125H16ZM33 127V126H32ZM35 127H37V125H35ZM50 127V126H49ZM52 127V126H51ZM55 127V126H54ZM62 127V126H61ZM68 127H71V125H69ZM99 127V126H98ZM111 127V126H110ZM140 127V126H139ZM150 127V126H149ZM154 127V126H153ZM161 127V126H160ZM194 127H196V126H194ZM233 125H232V129H233ZM243 127V126H242ZM241 127V128H242ZM19 128V127H18ZM31 128V127H30ZM56 128V127H55ZM71 128H73V127H71ZM85 128H87V127H85ZM159 128V127H158ZM173 128V127H172ZM171 128V129H172ZM187 128V127H186ZM216 128H218V127H216V126H211L210 128H207V129H205L204 128V130H202V131H200V133L199 134H201V136H199V137H201L202 138V140H203V142H204V140H209V139H211V137L214 135V134H216L215 135V138H214V140L213 141H216V143L217 142H222L223 143V141H225V139H227V141H225L226 143H228V144H230V146L232 145V143H234V142H237L235 139H236V136L238 137L241 133H240V130L238 131V130H236V131H234V134H233V136L230 138L229 136H224V135H222L223 137H220V134H221V132H217V133H215L216 131ZM238 128V127H237ZM240 128V127H239ZM250 128H252L251 126H250ZM23 129V128H22ZM37 128H35V130H36ZM39 129V128H38ZM52 130H54V128H51ZM68 129H70V128H68ZM74 129H76V128H73V130ZM92 129V128H91ZM97 129H99V128H97ZM96 128H95V131L97 130ZM110 129H114V128H110ZM120 129V130H121ZM151 129V128H150ZM156 129V128H155ZM161 129V128H160ZM159 129V130H160ZM168 129V128H167ZM167 129H166V127H165V133H166V131H167ZM171 129H170V131H171ZM176 129V128H175ZM178 129V128H177ZM183 129H185V127L183 128ZM203 129V128H202ZM224 129V128H223ZM222 129V127H221V130H223ZM256 129V127L253 129V130H255ZM261 129V128H260ZM259 129V130H260ZM5 130H7L6 128H5ZM4 130V131H5ZM34 130V131H35ZM42 130V129H41ZM45 130V129H44ZM59 130V129H58ZM72 132H73V130L72 129H70ZM89 130V129H88ZM103 130V129H102ZM109 130V129H108ZM116 130V129H115ZM139 130H141V129H139ZM158 130V131H159ZM173 130V129H172ZM225 130V129H224ZM228 130H231V129H228ZM234 130V129H233ZM250 131V129H249V126H248V128L246 129V131H245V133L246 134H248L247 133V131ZM257 130V129H256ZM255 130V131H256ZM11 131H13V130H11ZM22 131H24V130H22ZM59 131H61L62 133H60V134H63V131L62 130H59ZM75 131V130H74ZM100 130H98V132H99ZM112 131V130H111ZM147 131V130H146ZM152 131V130H151ZM156 131V130H155ZM161 131H162V129H161ZM164 131H162L163 133H164ZM179 131V133H180V130H177L175 133H177ZM189 131H193V130H189ZM198 131V130H197ZM217 131H218V129H217ZM227 131V130H226ZM9 132V131H8ZM19 132V131H18ZM20 132H21V129H20ZM25 132L27 133V135L28 136H30V137H32L33 135V133H29L28 132V130L27 129H25ZM41 132H43V131H41ZM40 132V133H41ZM58 132V131H57ZM102 132V131H101ZM118 132V133H117ZM145 132V131H144ZM168 132V131H167ZM183 132H185L184 130H183ZM195 132V131H194ZM257 132H258V130H257ZM7 133V132H6ZM35 133V132H34ZM55 133H56V131H55ZM74 133V132H73ZM143 133V132H142ZM142 133L140 134V136H141V138H142ZM150 133V132H149ZM223 134H224V132H222ZM245 133H244V135H245ZM252 133V132H251ZM262 133V132H261ZM23 134V133H22ZM54 134V133H53ZM59 134V133H58ZM57 134V135H58ZM82 134V133H81ZM98 134V133H97ZM106 134V133H105ZM145 134V133H144ZM148 134V133H147ZM147 134H146V136H147ZM158 134H160V133H158ZM169 134H171V133H169ZM169 134H162L163 136H168ZM180 134H182V133H180ZM194 135H195V133H193ZM226 134V133H225ZM250 134V133H249ZM13 135H14V133H13ZM36 135H38V131H37V134ZM44 135V134H43ZM55 135V134H54ZM99 135V134H98ZM149 135V134H148ZM152 135V134H151ZM173 135H174V133H173ZM176 135H177V143H178V141H179V136L180 135H178V133L177 134H175L174 136H175V139H176ZM186 135V134H185ZM187 135H190V133L188 132V134ZM191 135H192V133H191ZM190 135V136H191ZM229 135H231V133L229 134ZM255 135H257V134H255ZM254 135V136H255ZM264 135V134H263ZM2 136V134L0 133V137ZM10 136V135H9ZM15 136V135H14ZM20 136V135H19ZM40 136H42V135H40ZM40 136H38V138L40 137ZM69 136V135H68ZM145 136V137H146ZM160 136V135H159ZM163 136H162V140L164 141V139H165V137H164V139H163ZM189 136V137H190ZM243 136V135H242ZM248 136V135H247ZM35 137V136H34ZM44 137V136H43ZM46 137H48V135H46ZM51 137H52V135H51ZM55 137H60V136H56L55 135ZM103 137V136H102ZM110 137V136H109ZM155 137H157V136H155ZM169 137H170V135H169ZM198 137V136H197ZM249 137V136H248ZM250 137H251V134H250ZM252 137H253V134H252ZM14 138V137H13ZM22 138V137H21ZM21 138H20V140H21ZM61 138V137H60ZM69 138H71V137H69ZM98 138V137H97ZM160 138V137H159ZM172 138V137H171ZM170 138V139H171ZM182 138V137H181ZM180 138V139H181ZM240 138H242L241 136H240ZM256 138V137H255ZM263 138V137H262ZM1 139V138H0ZM40 139V138H39ZM45 139V138H44ZM44 139H43V141H44ZM52 139H53V137H52ZM57 139V138H56ZM62 139H63V137H62ZM103 140H104V138H102ZM109 138H107V140H108ZM110 139H111V137H110ZM143 139H145V138H143ZM147 139V138H146ZM145 139V140H146ZM149 139V138H148ZM155 139V138H154ZM166 139H167V137H166ZM213 139V138H212ZM244 139V138H243ZM248 139V138H247ZM258 138H256L255 139V141L257 140ZM264 139V138H263ZM8 140V139H7ZM51 140V139H50ZM55 140V139H54ZM65 140V139H64ZM79 140V139H78ZM86 140L87 139H85V142H86ZM150 140V139H149ZM152 140V139H151ZM168 140V139H167ZM173 140V139H172ZM171 140V141H172ZM202 140L200 141V142H202ZM245 140V142L246 141H251L252 139H250L249 138V140H246V139H244ZM253 140H254V138H253ZM252 140V141H253ZM1 141V140H0ZM11 141V140H10ZM32 141L34 142V140L32 139ZM53 141V140H52ZM58 141V140H57ZM60 141V140H59ZM66 141V140H65ZM75 141V140H74ZM83 141V140H82ZM91 141V140H90ZM117 141V140H116ZM142 141V140H141ZM154 141V140H153ZM156 141V140H155ZM163 141H159V144L161 145V147L158 149V150H156L158 153H160V151L161 150H163L164 148L165 149H168V151H169V154H170V150L172 149H170V148H166L167 146H169L170 145V141L168 142V144H166V147L164 146V144L166 143H164ZM193 141V140H192ZM212 141V142H213ZM264 141V140H263ZM24 142V141H23ZM62 142V141H61ZM64 142V141H63ZM76 142V141H75ZM84 142V143H85ZM92 142V141H91ZM176 142V141H175ZM199 142V141H198ZM210 140L208 141V143H206V145H208V144H210V143H212ZM232 142V143H231ZM243 142V141H242ZM17 143V142H16ZM31 143V142H30ZM60 143V142H59ZM72 143H74V142H72ZM139 143V142H138ZM147 143H148V141H147ZM158 143V142H157ZM173 143V142H172ZM184 143V142H183ZM213 143H215V142H213ZM213 143H212V145H213ZM247 143V142H246ZM246 143L245 144H243V145H246ZM252 143V142H251ZM250 143V144H251ZM262 143V142H261ZM6 144V143H5ZM4 144V145H5ZM21 144V143H20ZM19 144V145H20ZM23 144V143H22ZM26 144V143H25ZM37 144V143H36ZM39 145H42L41 144V142L40 143H38ZM66 144H67V142H66ZM75 144V143H74ZM82 144H83V142H82ZM92 144V143H91ZM97 144V143H96ZM114 144V143H113ZM118 144V143H117ZM122 144V145H123ZM141 144V143H140ZM146 144V143H145ZM152 144V143H151ZM154 144V143H153ZM179 144V143H178ZM196 144H198L197 142H196ZM201 145H202V143H200ZM218 145H219V143H217ZM216 144V145H217ZM221 144V143H220ZM227 144V145H228ZM235 145H232V147L233 146H235L236 147V144L237 143H234ZM242 144V143H241ZM240 144V145H241ZM13 145V144H12ZM12 145L10 146L9 144L8 145H6L7 147H0V161H2V159H4V161H3V166L4 167H6L7 169H5V170H3V171H1V173H0V183L2 182L3 184H0V203H2L1 202V200L3 201H6L8 204H9V208H15L16 206H17V202H19V207H20V205H23L24 203H23V200H25L24 198L27 196V189H28V187H26L25 186V183H27V181H28V177H30L31 178V180H33L32 182H35V183H37L40 187L39 188H43V187H47V191H46V193H44V194H49L50 193V190L52 189V187H54V185L56 184V186H57V188L59 189L60 187H62V185L63 184H65L66 182H67V179L65 178V174L63 175V176H60V177H58V175L57 174H55V173H52L51 171V173H52V175L50 176V175H44L42 172H41V167H42V162H40V160H41V158L42 157H38V155H35L34 156V158H32L33 159V161H34V163L32 164L33 165V167L30 165V164H28L29 162L27 161V160H25V159H19V160H16V161H14V155L12 154V151H13V147H12ZM28 145V144H27ZM60 145V144H59ZM85 145L87 146V143H85ZM94 145H95V143H94ZM110 145L112 146V141L110 142ZM122 145H118V146H121L122 147ZM124 145H123V147H124ZM149 145H150V143H149ZM158 145V144H157ZM172 145V144H171ZM177 145V144H176ZM184 145V144H183ZM187 145V144H186ZM221 145H223V144H221ZM249 145V144H248ZM252 145V144H251ZM256 145V144H255ZM264 145V144H263ZM84 146V145H83ZM85 146V147H86ZM93 146V145H92ZM97 146V145H96ZM95 146V148H94V150L97 148ZM105 146H107L106 145V143L105 144H103V145H101L100 147H101V149L99 150V153L98 154H102V152L104 151V148H105ZM135 146V145H134ZM137 146V145H136ZM141 146V145H140ZM139 145H138V147H140ZM178 146V145H177ZM180 146H182V145H180ZM185 146V145H184ZM191 146V145H190ZM198 146H200V145H196V147L194 148L195 149V153H196V155H201V153L203 152H205L204 150H206L207 149V147H209V146H202L203 147V151L201 152L200 150H198ZM214 146V145H213ZM258 146H259V143H258ZM257 146V147H258ZM261 146H262V144H261ZM21 148H23V149H25V147H23V145H21L20 146ZM34 147V146H33ZM91 147V146H90ZM108 147V146H107ZM142 147V146H141ZM146 147H148L147 145H146ZM153 147V146H152ZM155 148H154V150L156 149V145L154 146ZM179 147V146H178ZM186 147V146H185ZM189 147V146H188ZM201 147V146H200ZM225 148H226V146H224ZM234 147V148H235ZM238 147V146H237ZM240 147V146H239ZM242 147V146H241ZM244 147H246V146H244ZM264 147V146H263ZM15 148V147H14ZM17 148V147H16ZM74 148V147H73ZM84 148V147H83ZM82 147H81V149H83ZM89 148V146L86 148V149H88ZM99 148V147H98ZM112 148H116V147H112ZM150 148V147H149ZM229 148V147H228ZM227 148V149H228ZM247 148H248V146H247ZM250 148V147H249ZM253 148V147H252ZM251 148V149H252ZM38 149V148H37ZM77 149H78V147H77ZM91 149V148H90ZM106 149V148H105ZM124 149V148H123ZM123 149H122V151L121 152H123ZM141 149V148H140ZM147 150H149L148 148H146ZM170 149V150H169ZM187 149V148H186ZM213 149V148H212ZM212 149H209V150H212ZM246 149V148H245ZM255 149V148H254ZM254 149H252V150H254ZM257 149H260L259 147L257 148ZM22 150V149H21ZM40 150V149H39ZM63 150V149H62ZM67 150V149H66ZM134 150V149H133ZM135 150H136V148H135ZM144 150V149H143ZM220 150V149H219ZM237 150V149H236ZM235 150V151H236ZM262 150V149H261ZM261 150L259 151V152H261ZM264 150V149H263ZM16 151V150H15ZM23 151V150H22ZM26 151H27V149H26ZM83 151V150H82ZM84 151H85V149H84ZM89 151V150H88ZM91 151V150H90ZM89 151V152H90ZM92 151H93V148H92ZM97 151V150H96ZM111 151V150H110ZM126 151V152H127ZM138 151V150H137ZM142 151V150H141ZM145 151V150H144ZM153 151V150H152ZM151 151V152H152ZM166 151V150H165ZM172 151H174L173 149H172ZM200 151V152H199ZM218 151V150H217ZM221 151H223V150H221ZM225 151H226V149H225ZM18 152V151H17ZM20 152V151H19ZM57 152H59V151H57ZM70 152H71V150H70ZM89 152H87L88 153V155L87 156H89ZM105 152H106V150H105ZM135 152V151H134ZM146 152V151H145ZM154 152V151H153ZM181 152H183V150H181ZM180 151H179V153H181ZM197 152H198V154H197ZM213 152H214V150H213ZM231 152V151H230ZM255 152V151H254ZM264 151H262L261 152V154L263 153ZM22 153V152H21ZM25 153V152H24ZM28 153V152H27ZM26 153V154H27ZM41 153H43V152H41ZM40 153V154H41ZM54 153V152H53ZM80 153V152H79ZM97 153H95V155H97ZM149 153V152H148ZM162 153V152H161ZM164 153V152H163ZM162 153V154H163ZM166 153H167V151H166ZM174 153V152H173ZM173 153L171 152V156H173V157H175V154L173 155ZM177 153V152H176ZM179 153H177L178 155H179ZM206 153V152H205ZM217 153V152H216ZM220 153V152H219ZM219 153H218V156H221V155H219ZM222 153V152H221ZM235 153V152H234ZM237 153V152H236ZM256 153H257V151H256ZM16 154V153H15ZM84 154V153H83ZM82 154V155H83ZM91 154H93V152H91ZM111 154H113L112 152H111ZM121 154V153H120ZM134 154H136V153H134ZM146 154V153H145ZM154 154V153H153ZM161 154V155H162ZM165 154V153H164ZM176 154V155H177ZM183 154H184V152H183ZM208 154V153H207ZM212 154V153H211ZM214 155H215V152L213 153ZM212 154V155H213ZM227 154H229V153H227ZM226 153H225V155H227ZM251 154V153H250ZM3 155H5V156H3ZM28 155V154H27ZM32 155V154H31ZM48 155V154H47ZM71 155V154H70ZM108 155V154H107ZM137 155V154H136ZM144 155V154H143ZM150 155V154H149ZM158 155V154H157ZM190 155H191V153H190ZM203 155V154H202ZM211 155V156H212ZM225 155H224V157H225ZM235 155V154H234ZM247 155V154H246ZM252 155V154H251ZM2 156L4 157V158H2ZM16 156V155H15ZM19 156V155H18ZM26 156V155H25ZM41 156V155H40ZM43 156V155H42ZM69 156V155H68ZM86 156V155H85ZM84 156V157H85ZM86 156V157H87ZM90 156H92V155H90ZM103 156V155H102ZM135 156V155H134ZM133 156V154L132 155H130L128 152L127 153H125V155L124 156H122L121 158H124V159H128V165L130 166V168L131 169H133V171H138V168H136V167H138V165H139V163H138V165L137 166H135L134 165V162H133V159H132V157H134ZM142 156V155H141ZM155 156V155H154ZM159 156V155H158ZM164 156V155H163ZM163 156H161V158H160V160H161V162H162V157ZM181 156H183V155H181ZM180 155L178 156V157H181ZM185 156V155H184ZM209 156H210V154H209ZM223 156V155H222ZM228 157H229V155H227ZM231 156V155H230ZM260 156H262V155H260ZM19 157H21V155L19 156ZM31 156L29 155V158H30ZM33 157V156H32ZM52 157V156H51ZM55 157V156H54ZM60 157V156H59ZM59 157H58V160H59ZM77 156H75V158H76ZM82 157V156H81ZM113 157V156H112ZM160 157V156H159ZM165 157H166V154H165ZM165 157H164V159H165ZM177 157V156H176ZM175 157V158H176ZM178 157L176 158V160L178 159ZM200 157V156H199ZM249 157V156H248ZM256 157H258V156H256ZM27 158H28V156H27ZM56 158H57V153H56ZM64 158V157H63ZM79 158V157H78ZM83 158V157H82ZM88 159H90V157H87ZM146 158V157H145ZM148 158V157H147ZM153 157L151 156L150 157V161H151V159H152ZM158 157L156 156V159H157ZM171 158V157H170ZM202 158V157H201ZM212 158H214V157H212ZM216 158V157H215ZM218 158V157H217ZM216 158V159H217ZM229 158H231V157H229ZM252 158H254V157H252ZM260 159H261V157H259ZM31 159V158H30ZM47 159V158H46ZM48 159H50V158H48ZM77 159V158H76ZM91 159L93 160V158L91 157ZM98 159V158H97ZM100 159H102V158H100ZM109 159V158H108ZM113 159V158H112ZM111 159V160H112ZM139 159V158H138ZM142 159H143V157H141V162H142ZM154 159H155V157H154ZM163 159V160H164ZM169 159V158H168ZM174 159V158H173ZM180 159V158H179ZM192 159V158H191ZM222 160H223V157L221 158ZM221 159H219V160H221ZM227 159V158H226ZM231 159H233V158H231ZM240 159V158H239ZM263 160H264V158H262ZM261 159V160H262ZM55 160V159H54ZM73 160V159H72ZM103 160H105V159H103ZM107 160V159H106ZM105 160V161H106ZM119 160H120V157H119V159L117 158L115 161H114V163L116 164V166H119L117 163H119ZM147 160L148 159H145V164L143 165V167L144 168H146V167H149L150 165H152L153 163H155V162H157L158 161V159L156 160V161H151V162H147ZM153 160V159H152ZM172 160V159H171ZM176 160H173L174 162L173 163H175V161ZM198 160H201V159H198ZM215 160V159H214ZM225 160V159H224ZM236 160V159H235ZM43 161V160H42ZM65 161V160H64ZM94 161V160H93ZM98 161H99V159H98ZM104 161V162H105ZM125 161V160H124ZM135 161V160H134ZM137 161V160H136ZM165 161V163H166V160H164ZM179 160H177V162H178ZM183 161V160H182ZM194 161V160H193ZM197 161V160H196ZM233 161V160H232ZM237 161H239L238 159H237ZM251 161V160H250ZM253 161V160H252ZM44 162V161H43ZM57 162V161H56ZM86 162V161H85ZM88 162V161H87ZM109 162H111V164H112V161H109ZM109 162H107L106 161V163H109ZM168 162V161H167ZM169 162H171L170 160H169ZM181 162V161H180ZM190 162V161H189ZM195 162V161H194ZM214 163H215V161H213ZM224 162V161H223ZM246 162V161H245ZM45 163V162H44ZM53 163V162H52ZM123 163V162H122ZM124 163H126V161L124 162ZM137 163V162H136ZM149 163H151V164H149ZM186 163V162H185ZM198 163H200L199 161H198ZM197 163V164H198ZM202 163V162H201ZM222 163V162H221ZM231 163V162H230ZM240 163V162H239ZM255 163V162H254ZM74 164V163H73ZM76 164V163H75ZM94 164V163H93ZM100 164V163H99ZM159 164H161V163H159ZM169 164V163H168ZM203 164V163H202ZM201 164V165H202ZM219 164H220V162H219ZM225 164V163H224ZM227 164V163H226ZM236 164H237V162H236ZM2 165L0 164V169L2 168ZM63 165H65V163L63 164ZM77 165V164H76ZM95 165V164H94ZM104 165H106V164H103V166ZM114 165V164H113ZM112 165V166H113ZM124 165V164H123ZM157 165V164H156ZM155 165V166H156ZM165 165H167V164H165ZM175 165H176V163H175ZM185 165V164H184ZM186 165H188V163L186 164ZM185 165V166H186ZM210 165V164H209ZM217 165H218V163H217ZM229 165V164H228ZM235 165V163L233 164V166ZM248 165V164H247ZM257 165V164H256ZM255 165V166H256ZM264 165V164H263ZM262 165V166H263ZM43 166H45V165H43ZM57 166V168L59 169H61V160H60V164H57L56 165ZM55 165H54V167H56ZM66 166V165H65ZM67 166H69V165H67ZM110 166V165H109ZM124 166H127V165H124ZM152 166H154V165H152ZM151 166V167H152ZM169 166V165H168ZM167 166V167H168ZM173 166V165H172ZM176 166H178V165H176ZM179 166L181 167V165L179 164ZM184 166V167H185ZM216 166V165H215ZM221 166V165H220ZM226 166V165H225ZM246 166V165H245ZM46 167V166H45ZM48 167H50V166H48ZM70 167H72V166H70ZM79 167V166H78ZM81 167H82V165H81ZM98 167H100V166H98ZM139 167H141V166H139ZM159 167H160V165H159ZM164 166H162V168H163ZM171 167V166H170ZM189 167V166H188ZM187 167V168H188ZM195 167V166H194ZM197 167V166H196ZM209 167V166H208ZM207 167V168H208ZM213 167H214V164H213ZM216 167H218V166H216ZM224 167V166H223ZM243 167V166H242ZM257 167H259L258 165H257ZM257 167H255L256 169H257ZM34 168V171L32 170ZM104 168V167H103ZM109 168H111V167H109ZM155 168V167H154ZM156 168H157V166H156ZM178 168V167H177ZM176 168V169H177ZM193 168V167H192ZM211 169H212V167H210ZM215 168V167H214ZM227 168V167H226ZM226 168H224V169H226ZM250 168V167H249ZM4 169V168H3ZM44 169V168H43ZM46 169V168H45ZM71 169V168H70ZM83 169V168H82ZM93 169V168H92ZM105 169V168H104ZM113 169H115L114 167H113ZM112 169V170H113ZM120 169L122 170V168L120 167ZM124 169H125V167H124ZM128 168H126V171H128L127 170ZM152 169V168H151ZM165 169V168H164ZM189 169V168H188ZM195 169V168H194ZM200 169V168H199ZM199 169H198V172H199ZM203 169V168H202ZM223 168H222V171L224 170ZM242 169V168H241ZM244 169V168H243ZM248 169V168H247ZM258 169H260V168H258ZM56 169L54 168V171H55ZM65 170H66V168H65ZM101 170V169H100ZM116 170V169H115ZM157 170V169H156ZM155 170V171H156ZM158 170H159V168H158ZM162 170V169H161ZM167 170V169H166ZM178 170V169H177ZM182 170V169H181ZM183 170H185V168L183 169ZM187 170V169H186ZM191 170V169H190ZM196 170V169H195ZM204 170V169H203ZM239 170V169H238ZM255 170V169H254ZM262 170V169H261ZM14 171H16V172H14ZM46 171L47 170H45V172H44V170H43V172L44 173H46ZM95 171V170H94ZM97 171V170H96ZM95 171V172H96ZM102 171V170H101ZM125 171V170H124ZM125 171V172H126ZM140 171V170H139ZM153 171H154V169H153ZM189 171V170H188ZM208 171H210V170H208ZM213 171V170H212ZM218 170H217V168H216V172H217ZM221 171V170H220ZM219 171V172H220ZM241 171V170H240ZM244 171H246V170H244ZM249 171V170H248ZM252 171V170H251ZM49 172V173H50ZM68 172H69V170H68ZM106 172V171H105ZM120 172H122V171H120ZM119 172V173H120ZM129 172V171H128ZM130 172H132V171H130ZM179 172V171H178ZM192 172V171H191ZM204 172H205V170H204ZM228 173H229V171H227ZM242 172V171H241ZM247 172V171H246ZM77 173V172H76ZM85 173H87V171H85ZM114 173V172H113ZM112 173V174H113ZM193 173V172H192ZM195 173V172H194ZM218 173V172H217ZM234 173V172H233ZM232 173V174H233ZM243 173V172H242ZM73 174V173H72ZM75 174V173H74ZM79 174H80V172H79ZM84 174V173H83ZM124 174V173H123ZM148 174H150V173H148ZM185 174V173H184ZM198 174V173H197ZM213 174V173H212ZM211 174V175H212ZM216 174V173H215ZM222 174H224V173H222ZM250 174V173H249ZM257 174V173H256ZM260 174H262V173H259V175ZM86 175V174H85ZM108 175H110L111 176V172H110V174L108 173ZM115 175V174H114ZM120 175V174H119ZM126 175V177H127V174H125ZM128 175H130V174H128ZM138 175H139V173H138ZM138 175H136L135 176V178L136 177H138V179H139V176ZM154 175V174H153ZM152 175V176H153ZM190 175V174H189ZM189 175H187V176H189ZM221 175V174H220ZM236 175V174H235ZM241 175V174H240ZM77 176V175H76ZM80 176V175H79ZM113 176V175H112ZM133 176V175H132ZM141 176V175H140ZM183 176V175H182ZM184 176H186V174L184 175ZM213 176V175H212ZM215 176V175H214ZM237 176V175H236ZM235 176V177H236ZM243 176H244V174H243ZM258 176V175H257ZM263 176H264V174H263ZM262 176V177H263ZM19 178V177H21V178H19V179H16V178ZM88 177V176H87ZM91 177V176H90ZM118 177V176H117ZM116 177V178H117ZM120 177V176H119ZM118 177V178H119ZM121 177H124V175H122ZM149 177V176H148ZM155 177H156V175H155ZM159 177L160 176H158V178L157 179H159ZM163 177V176H162ZM161 177V178H162ZM223 177H225V175L223 176ZM227 177V176H226ZM242 177V176H241ZM260 177V176H259ZM70 178V177H69ZM81 178V177H80ZM112 179H113V177H111ZM117 178V179H118ZM125 178V177H124ZM133 178V177H132ZM144 178H145V175H144ZM160 178V179H161ZM179 178V177H178ZM186 178V177H185ZM188 178V177H187ZM190 178V177H189ZM215 178H216V176H215ZM218 178V177H217ZM221 177L219 176V179H220ZM71 179H73V178H71ZM75 179H76V177H75ZM102 179V178H101ZM110 179V178H109ZM108 179V180H109ZM115 179V178H114ZM116 179V180H117ZM129 179V178H128ZM141 179H142V177H141ZM146 179H148V178H146ZM149 179H151V178H149ZM163 179V178H162ZM165 179V178H164ZM176 179V178H175ZM184 179V178H183ZM195 179H197V178H195ZM218 179V180H219ZM228 179H230V177L228 178ZM227 179V182L229 181ZM233 179V178H232ZM255 179V178H254ZM74 180V179H73ZM73 180H72V182H73ZM133 180H134V178H133ZM179 180V179H178ZM178 180H177V182H178ZM199 180V179H198ZM213 180V179H212ZM217 180V179H216ZM236 180H238V179H236ZM258 180V179H257ZM78 181V180H77ZM77 181H76V183H75V185L77 184ZM87 181V180H86ZM85 181V182H86ZM120 181V179L117 181V182H119ZM124 181V180H123ZM129 181H131V179L129 180ZM163 181V180H162ZM170 181V180H169ZM174 181V180H173ZM185 181V180H184ZM189 181V180H188ZM193 181V180H192ZM192 181H190V182H192ZM220 181H221V179H220ZM260 181V180H259ZM264 181V180H263ZM32 182H29V183H32ZM80 182H81V179H80ZM84 182V179L82 180V182L81 183H83ZM121 182V181H120ZM127 182H128V180H127ZM143 182V181H142ZM147 182H148V180H147ZM168 182V181H167ZM194 182V184H196L195 183V181H193ZM197 182V181H196ZM213 182V181H212ZM222 182V181H221ZM247 182V181H246ZM69 183V182H68ZM87 183V182H86ZM114 183H116V182H114ZM124 183V182H123ZM144 183H145V180H144ZM160 183V182H159ZM179 183H180V180H179ZM183 183V182H182ZM181 183V184H182ZM186 183V182H185ZM199 183V182H198ZM198 183H197V185H198ZM208 183H210L209 181H208ZM207 183V184H208ZM214 183V182H213ZM212 183V184H213ZM218 183V182H217ZM224 183V182H223ZM230 183V182H229ZM240 183V182H239ZM239 183L237 184V185H239ZM242 183V182H241ZM257 183V182H256ZM33 184V183H32ZM31 184V185H32ZM74 183H72V185H73ZM120 185L122 184V183H119ZM129 185H130V183H128ZM127 184V185H128ZM152 184V183H151ZM184 184V183H183ZM187 184V183H186ZM186 184H184V185H186ZM192 185H193V183H191ZM219 184V183H218ZM217 184V185H218ZM222 184V183H221ZM69 185H71V184H69ZM68 185V186H69ZM83 185H85V187H86V184L85 183H83ZM91 185V184H90ZM93 185V184H92ZM98 185H100V184H98ZM109 185H110V183H109ZM114 185V184H113ZM126 185V184H125ZM149 185H150V182H149ZM159 185H161V183L159 184ZM166 185V184H165ZM174 185V184H173ZM199 185H200V183H199ZM211 185V183L209 184V186ZM216 185V184H215ZM220 185V184H219ZM223 185V184H222ZM256 185V184H255ZM263 185V184H262ZM108 186V185H107ZM111 186V185H110ZM116 186V185H115ZM132 186V185H131ZM135 186V185H134ZM139 186V185H138ZM145 186H146V184H145ZM152 186V185H151ZM155 186H156V184H155ZM158 186V185H157ZM177 186V185H176ZM181 186V185H180ZM212 187H213V185H211ZM227 186V185H226ZM242 186H244L243 184H242ZM37 187V186H36ZM71 187V186H70ZM74 187H76V186H74ZM80 187H81V185H80ZM89 187V186H88ZM91 187V186H90ZM101 187V186H100ZM103 187V186H102ZM113 187V186H112ZM121 187H123V186H121ZM126 187V186H125ZM125 187H123V188H125ZM130 187V186H129ZM133 187V186H132ZM132 187H130V188H132ZM154 187V186H153ZM166 187V186H165ZM173 187V186H172ZM178 187V186H177ZM183 187V186H182ZM198 187V186H197ZM196 186L195 187H193V188H197ZM201 187H202V185H201ZM208 187V186H207ZM211 187V188H212ZM230 187V186H229ZM241 187V186H240ZM245 187H246V185H245ZM259 187H263V186H259V184H258V188ZM118 188V187H117ZM129 188V189H130ZM138 188H140V187H138ZM146 188V187H145ZM155 188V187H154ZM185 188L186 187H184V190H185ZM190 188V187H189ZM198 188H200V187H198ZM214 188V187H213ZM217 188H218V186H217ZM223 188V187H222ZM237 188V187H236ZM252 188V187H251ZM250 188V189H251ZM36 189V188H35ZM78 189V188H77ZM76 189V190H77ZM90 189V188H89ZM116 189V188H115ZM119 189H120V187H119ZM129 189H128V192H129ZM158 189V188H157ZM178 189V188H177ZM201 189V188H200ZM203 189V188H202ZM215 189H216V187H215ZM214 189V190H215ZM231 189V188H230ZM229 189V190H230ZM234 189V188H233ZM233 189H232V191H233ZM64 190H66V189H63L62 191H64ZM76 190L74 189V191L76 192ZM121 190V189H120ZM127 189H125V191H126ZM132 190H134V189H132ZM151 190V189H150ZM154 190V189H153ZM160 190V189H159ZM159 190H157V191H159ZM171 190V189H170ZM170 190H168V191H170ZM182 190V189H181ZM198 190V189H197ZM196 190V191H197ZM214 190H213V192H214ZM217 190V189H216ZM235 190V189H234ZM238 190H240L241 191V188L240 189H238ZM238 190H235V191H238ZM257 190V189H256ZM39 191L41 192V190L39 189ZM79 191V190H78ZM84 191V190H83ZM87 191V190H86ZM162 191V190H161ZM161 191H160V193H161ZM167 191V192H168ZM188 190H185V193L187 192ZM192 191V190H191ZM201 191H203V190H201ZM205 191V190H204ZM203 191V192H204ZM210 191H212V190H209V192ZM220 191H221V187H220ZM225 191H226V189H225ZM239 191V192H240ZM259 191V190H258ZM36 192V191H35ZM57 192V191H56ZM59 192V191H58ZM75 192H72V193H75ZM82 192V191H81ZM89 192H90V190H89ZM118 192H120V191H117V193ZM121 192H122V190H121ZM127 192V194H129ZM133 192H136L137 193V191H133ZM146 192H147V190H146ZM177 192H178V190H177ZM180 192V191H179ZM183 192V191H182ZM190 192V191H189ZM188 192V193H189ZM200 192V191H199ZM202 192V193H203ZM227 192H228V190H227ZM32 193V192H31ZM33 193H34V191H33ZM32 193V194H33ZM43 193V192H42ZM66 193V192H65ZM71 192H70V195L72 194ZM148 193V192H147ZM152 193V192H151ZM151 193H149L148 194V196L149 195H151L152 196V194ZM153 193H155V192H153ZM157 193V192H156ZM164 193V192H163ZM168 193H170V192H168ZM188 193H186L187 195H189ZM210 193H212V192H210ZM215 193H217L218 194V192H215ZM226 193V192H225ZM230 193H231V191H230ZM241 193V192H240ZM34 194H36V193H34ZM41 194V193H40ZM53 194H54V192H53ZM56 195H57V193H55ZM60 194V193H59ZM59 194H58V196H59ZM64 194V193H63ZM77 194V193H76ZM87 194H90V193H87ZM116 194V193H115ZM120 194V193H119ZM126 194V193H125ZM131 194H133L132 193V191H131ZM135 194V193H134ZM166 194V193H165ZM185 194V195H186ZM193 194H196V193H194V189H193V193H192V196H194ZM200 194V193H199ZM216 194V195H217ZM220 194H222V192L220 193ZM224 194V193H223ZM222 194V195H223ZM227 194V193H226ZM233 194V193H232ZM254 194V193H253ZM262 194H264V193H262ZM66 195V194H65ZM64 195V196H65ZM68 195V194H67ZM82 195V194H81ZM109 195V194H108ZM108 195H106V197L108 196ZM154 195V194H153ZM206 195V194H205ZM204 195V196H205ZM210 195V194H209ZM230 195V194H229ZM233 195H235V194H233ZM239 195V194H238ZM242 195V194H241ZM257 195V194H256ZM50 196V195H49ZM48 196V197H49ZM61 196V195H60ZM84 196V195H83ZM86 196V195H85ZM88 196V195H87ZM136 196V195H135ZM181 196V195H180ZM184 196V195H183ZM191 196V195H190ZM215 196V195H214ZM220 196V195H219ZM240 196V195H239ZM31 197V196H30ZM42 197V196H41ZM53 197V196H52ZM72 197V196H71ZM74 197H75V194H74ZM73 197V198H74ZM82 197V196H81ZM92 197V196H91ZM100 197V196H99ZM101 197H103V196H101ZM110 197V196H109ZM127 197H130V196H127ZM136 197H138V196H136ZM141 197V196H140ZM150 197V196H149ZM155 197H156V195H155ZM158 198H160V196L158 195L157 196ZM166 197V196H165ZM179 197V196H178ZM177 197V198H178ZM203 197V196H202ZM216 197V196H215ZM228 197V196H227ZM234 197H236V196H234ZM244 197V196H243ZM28 198V197H27ZM43 198H45V197H43ZM57 198V197H56ZM65 198V197H64ZM63 197H62V199H64ZM76 198V197H75ZM84 198H86V197H84ZM87 198H89V196L87 197ZM132 198H134V197H132ZM153 198H154V196H153ZM191 198V197H190ZM198 199H199V197H197ZM210 198H211V196H210ZM214 198V197H213ZM218 198V197H217ZM220 198H224V197H220ZM229 198H230V196H229ZM240 198V197H239ZM32 199V198H31ZM30 199V200H31ZM39 199H40V197H39ZM61 199V198H60ZM94 199V198H93ZM103 199H104V197H103ZM111 199V198H110ZM114 199V198H113ZM119 199V198H118ZM131 199V198H130ZM139 199V198H138ZM157 199V198H156ZM155 199V200H156ZM162 200H163V198H161ZM168 199V198H167ZM174 199V198H173ZM188 199V198H187ZM193 199V198H192ZM202 199V198H201ZM237 199H238V196H237ZM262 199V198H261ZM41 200V199H40ZM50 200V199H49ZM75 200H77V199H75ZM86 200V199H85ZM90 200H92V198L90 199ZM107 200H109V198H107ZM125 200V199H124ZM140 200V199H139ZM143 200V199H142ZM146 200V199H145ZM177 200V199H176ZM189 200V199H188ZM188 200H187V202H188ZM197 200V199H196ZM214 200V199H213ZM231 200H232V198H231ZM246 200V199H245ZM27 201H29L28 199H27ZM32 201V200H31ZM52 201V200H51ZM72 201V200H71ZM86 201H88V200H86ZM101 201H103V200H101ZM111 201V200H110ZM137 201V200H136ZM147 201V200H146ZM151 201L152 202H150V203H154L155 204V202H153L154 200H152V198H151ZM166 201V200H165ZM170 201V200H169ZM179 201V200H178ZM195 201V200H194ZM199 201V200H198ZM197 201V203L199 204L200 202H198ZM224 201V200H223ZM253 201V200H252ZM33 202V201H32ZM38 202V201H37ZM43 202H44V200H43ZM76 202V201H75ZM81 202H82V200H81ZM129 202V201H128ZM132 202H134V200L132 201ZM131 202V203H132ZM158 202V201H157ZM161 202V201H160ZM163 202V201H162ZM168 202V201H167ZM166 202V203H167ZM172 202V201H171ZM221 202V199H219V203ZM245 202V201H244ZM25 203H27L26 201H25ZM38 203H40V202H38ZM45 203V202H44ZM47 203V202H46ZM45 203V204H46ZM56 203V202H55ZM60 203V202H59ZM63 202H61V204H62ZM77 203H79V202H77ZM90 203V202H89ZM93 203H94V201H93ZM97 203V202H96ZM99 203V202H98ZM108 203V202H107ZM124 203V202H123ZM143 203V202H142ZM165 203V202H164ZM190 203H191V200H190ZM196 203V202H195ZM195 203H194V205H195ZM210 203H211V201H210ZM218 203V202H217ZM226 203V205H227V203L229 204V202H225ZM232 203V202H231ZM230 203V204H231ZM7 204V205H8ZM29 204V203H28ZM73 204H74V201H73ZM80 204V203H79ZM78 204V205H79ZM86 203H84V205H85ZM105 204V203H104ZM111 204H112V202H111ZM129 204V203H128ZM140 204V203H139ZM157 204V203H156ZM184 204V203H183ZM188 205H189V203H187ZM203 204V203H202ZM204 204H205V201H204ZM214 204H216V203H214ZM213 204V205H214ZM255 204V203H254ZM1 205V204H0ZM47 205V204H46ZM50 205V204H49ZM54 206H55V204H53ZM58 205V204H57ZM67 205H69V203L67 204ZM77 205V206H78ZM82 205V204H81ZM83 205V206H84ZM100 205V204H99ZM125 205V204H124ZM126 205H127V203H126ZM130 205V204H129ZM138 205V204H137ZM158 205H159V202H158ZM171 205H172V203H171ZM177 205V204H176ZM178 205H179V203H178ZM185 205V204H184ZM212 205V204H211ZM212 205V206H213ZM217 205V204H216ZM242 205V204H241ZM244 205H245V203H244ZM248 205V204H247ZM251 205V204H250ZM24 206H27V205H24ZM45 206V205H44ZM54 206H52V205H50V206H47L46 207V210H44V211H46V216H47V221L45 222L47 225H48V228H50L51 227V229L52 230H54L53 228H52V225H57V228L58 227H60L61 226V220H60V216H61V214L66 210L65 209V206H64V211L61 213L60 212V210L59 209H61V208H59V206L61 207V205L59 204V206H57V207H54ZM96 206H98V205H96ZM96 206L94 207V210L96 209L97 210V208H96ZM118 206V205H117ZM120 206V205H119ZM150 206H151V204H150ZM164 206V205H163ZM187 206V205H186ZM185 206V207H186ZM201 207H205V205H200ZM215 206V205H214ZM237 206V205H236ZM3 207V206H2ZM2 207H0L1 209H3ZM5 207H7V206H5ZM7 207V208H8ZM18 207V206H17ZM16 207V208H17ZM28 207V206H27ZM41 207V206H40ZM62 207H63V205H62ZM82 207V206H81ZM102 207L104 208V206L102 205ZM123 207V206H122ZM155 207V206H154ZM154 207H153V204H152V208L154 209ZM167 207V206H166ZM173 207V206H172ZM180 207V206H179ZM192 207V206H191ZM211 207V206H210ZM221 207V206H220ZM225 207V206H224ZM243 207V206H242ZM13 208V209H14ZM15 208V209H16ZM23 209L24 210V207H20L19 209ZM26 208V207H25ZM37 208V207H36ZM86 208V207H85ZM102 208V209H103ZM107 208V207H106ZM115 208V207H114ZM113 208V209H114ZM126 208V207H125ZM124 208V209H125ZM130 208H133V206L132 207H130ZM156 208H157V206H156ZM189 208H190V205H189ZM212 208V207H211ZM214 208V207H213ZM216 208V207H215ZM231 208V207H230ZM229 208V209H230ZM245 208V207H244ZM247 208V207H246ZM245 208V209H246ZM249 208H251V207H249ZM248 208V209H249ZM6 209V208H5ZM18 209V208H17ZM41 209H44V208H41ZM73 209H75V207L73 208ZM73 209L71 210L70 209V206H69V210H71V211H73ZM92 209H93V207H92ZM92 209H90V210H92ZM99 209V208H98ZM128 209V208H127ZM143 209V208H142ZM146 209V208H145ZM152 209V210H153ZM160 209V208H159ZM175 209H176V207H175ZM186 209V208H185ZM193 209H194V207H193ZM198 208H196L195 210H197ZM216 209H218V207L216 208ZM226 209V208H225ZM238 209V208H237ZM248 209H247V211H248ZM9 210H12V209H9ZM27 210V209H26ZM68 210V209H67ZM139 210V209H138ZM178 210V209H177ZM180 210V209H179ZM179 210H178V212H179ZM195 210H194V212H195ZM199 210V209H198ZM197 210V211H198ZM215 210V209H214ZM231 210H232V208H231ZM240 210V209H239ZM252 210V209H251ZM1 211V210H0ZM2 211H4V209L2 210ZM8 211V210H7ZM39 211H40V208H39ZM88 211V210H87ZM104 211H105V209H104ZM113 210H111V212H112ZM131 211V210H130ZM136 211H137V209H136ZM148 211V210H147ZM158 211V210H157ZM160 211H161V209H160ZM162 211H163V209H162ZM181 211H182V209H181ZM188 211V210H187ZM190 211H192V210H190ZM202 210H200V213H202L201 212ZM226 211V210H225ZM5 212V211H4ZM3 212V213H4ZM11 211H9V213H10ZM13 212V211H12ZM12 212H11V215H9L8 217H12V218H14L15 216L14 215H12ZM92 212V211H91ZM132 212H133V210H132ZM153 212V211H152ZM159 212V211H158ZM185 212V211H184ZM199 212V211H198ZM205 212V211H204ZM211 212H212V210H211ZM219 212V211H218ZM229 212H231V211H229ZM242 212V211H241ZM7 212H5V214H6ZM14 213V212H13ZM16 213V212H15ZM65 213V212H64ZM83 213V212H82ZM87 213V212H86ZM90 213V212H89ZM94 213V212H93ZM101 213H103V212H101ZM110 213V212H109ZM139 213H140V211H139ZM162 213V212H161ZM183 213V212H182ZM188 213H190L189 211H188ZM193 213V212H192ZM197 213V212H196ZM196 213H194V214H196ZM200 213H199V215H200ZM220 213V212H219ZM221 213H222V211H221ZM220 213V214H221ZM223 213H224V211H223ZM222 213V214H223ZM237 213V212H236ZM251 213H252V211H251ZM254 214H255V212H253ZM1 214V213H0ZM8 214V213H7ZM53 214H56L57 216H53ZM114 214V213H113ZM117 214V213H116ZM129 214V213H128ZM132 214H135V213H132ZM185 214V213H184ZM198 214V213H197ZM196 214V215H197ZM233 214V213H232ZM240 214V213H239ZM245 214V213H244ZM16 215V214H15ZM37 215V214H36ZM43 215V214H42ZM76 215V214H75ZM91 215V214H90ZM98 215V214H97ZM100 215V214H99ZM124 215V214H123ZM137 215V214H136ZM138 215H140L141 216V213L140 214H138ZM174 215H175V213H174ZM181 215V214H180ZM187 215V214H186ZM202 215V214H201ZM209 215V214H208ZM214 215V214H213ZM230 215V214H229ZM229 215L227 216V217H229ZM29 215H27V214H25V212H23L21 215H19V218H14V219H10V221H7L6 223H8L11 227H9L10 229L12 228V229H16V231L14 232V230H10V229H6L5 231H3V232H1V228H0V245L1 246H3V248L5 249H7L9 252H11L9 249L10 248H13V246H11V244H13V243H11L10 244V241L11 240H9L8 241V239H14V238H19V237H21V236H19L18 237V235L19 234H21V231L23 232V230L26 228L28 231H26V232H29V236L31 237L32 235H34V234H32V235H30V230H29V226H28V228H27V226L25 227V225H32L33 223H35L34 221H33V219L32 218H30V217H28ZM45 216V215H44ZM67 216V215H66ZM73 216V215H72ZM107 216V215H106ZM113 216V215H112ZM128 216V215H127ZM130 216V215H129ZM132 216V215H131ZM159 216V215H158ZM179 216V215H178ZM189 217H190V214L188 215ZM188 216H187V218H188ZM195 216V215H194ZM220 216L222 217L223 215H219V218H220ZM234 216V215H233ZM240 216H243V215H241L240 214ZM260 216V215H259ZM7 217V216H6ZM7 217V218H8ZM33 217H34V215H33ZM65 217V216H64ZM78 218H79V214H78V216H77ZM102 217V216H101ZM108 217H111L110 216V214L108 215ZM155 217V216H154ZM182 217V216H181ZM181 217H180V220H182L181 219ZM186 217V216H185ZM193 217V216H192ZM197 217V216H196ZM196 217H195V219H196ZM199 217V216H198ZM214 217V216H213ZM249 217V216H248ZM251 217H253V216H251ZM250 217V218H251ZM256 217V216H255ZM5 218V217H4ZM66 218H68V217H66ZM76 218V217H75ZM77 218V219H78ZM95 218V217H94ZM98 219H99V217H97ZM113 218V217H112ZM116 218V217H115ZM120 218V217H119ZM124 218H125V216H124ZM130 218V217H129ZM135 218V217H134ZM141 218H143V217H141ZM146 218V217H145ZM215 218V217H214ZM232 218H234V217H232ZM232 218H230V219H232ZM74 219V218H73ZM132 219V218H131ZM138 219H140V218H138ZM179 219V218H178ZM194 219V218H193ZM213 219V218H212ZM216 219V218H215ZM221 219V218H220ZM220 219H219V221H220ZM235 219V218H234ZM244 219V218H243ZM242 219V220H243ZM1 220V219H0ZM41 220V219H40ZM60 220V221H59ZM68 220L69 219H67V221H66V219H65V221L66 222H68ZM100 220V219H99ZM108 220V219H107ZM122 220H124V219H122ZM135 220H137V218L135 219ZM187 220V219H186ZM185 220V221H186ZM209 220V219H208ZM207 220V221H208ZM218 220V219H217ZM223 220V219H222ZM229 220V219H228ZM245 220V219H244ZM243 220V222H244V224H245V221ZM249 219L247 218V221H248ZM250 220H252V219H250ZM255 220V219H254ZM253 220V221H254ZM262 220V219H261ZM2 221H3V218H2ZM38 221V220H37ZM64 220H63V222H65ZM76 221H78V220H76ZM90 221V220H89ZM88 221V222H89ZM109 221V220H108ZM129 221H130V219H129ZM141 221V220H140ZM139 221V222H140ZM189 221V220H188ZM197 221V220H196ZM195 221V222H196ZM202 221V220H201ZM256 221V220H255ZM254 221V223H256ZM4 222V221H3ZM2 222V223H3ZM70 222V221H69ZM69 222H68V224H69ZM93 222V221H92ZM103 222V221H102ZM113 223L114 224V226H115V223H118V222H120L119 220L117 221L116 220V222L114 223V221H111L110 220V223ZM149 222V221H148ZM192 222V221H191ZM226 222V221H225ZM232 222V221H231ZM41 223V222H40ZM75 223V222H74ZM77 223V222H76ZM75 223V224H76ZM78 223H79V221H78ZM91 223V222H90ZM98 223H99V221H98ZM105 223V222H104ZM108 223V222H107ZM112 223H111V225L110 226H113L112 225ZM121 223V222H120ZM125 223V222H124ZM131 223H132V221H131ZM136 223V222H135ZM134 223V224H135ZM137 223H138V221H137ZM194 223V222H193ZM197 223H200V221L199 222H197ZM201 223H203V222H201ZM209 223V222H208ZM211 223V222H210ZM220 223V222H219ZM230 223V222H229ZM248 222H246V224H247ZM252 223V222H251ZM46 224H43L42 226H44V225H46ZM64 224V223H63ZM67 224V223H66ZM71 224V223H70ZM70 224H69V226H70ZM93 224V223H92ZM92 224H90V225H92ZM101 224V223H100ZM103 224V223H102ZM106 224V223H105ZM109 224V223H108ZM122 224H123V221H122ZM126 224H127V222H126ZM147 224V223H146ZM187 224V223H186ZM205 224V223H204ZM214 224H215V222H214ZM224 224V223H223ZM240 224V223H239ZM243 224V223H242ZM243 224V225H244ZM245 224V225H246ZM249 224V223H248ZM36 225V224H35ZM104 225V224H103ZM107 225V224H106ZM117 225H119V223L117 224ZM125 225V224H124ZM129 225V224H128ZM176 225V224H175ZM182 225V224H181ZM195 225V224H194ZM217 225V224H216ZM216 225H214V226H216ZM225 225V224H224ZM227 225V224H226ZM229 225H232V224H229ZM233 225H235L234 224V222H233ZM232 225V226H233ZM236 225H237V223H236ZM242 225V226H243ZM244 225V226H245ZM251 225V224H250ZM2 226V225H1ZM66 226V225H65ZM92 226H94V225H92ZM127 226V225H126ZM136 226H138V225H136ZM180 226V225H179ZM183 226V225H182ZM191 226V225H190ZM239 226V225H238ZM241 226V227H242ZM35 227V226H34ZM34 227H32V226H30V228H33V230L35 229V230H37L36 228H34ZM41 227V226H40ZM46 227V226H45ZM54 227V226H53ZM68 227V226H67ZM79 227V226H78ZM119 227V226H118ZM130 227H131V225H130ZM132 227H133V225H132ZM139 227V226H138ZM138 227H135V229L137 228L138 229ZM143 227V226H142ZM176 227V226H175ZM181 227V226H180ZM197 227V226H196ZM220 227V226H219ZM225 226H223V228H224ZM227 227V226H226ZM236 227V226H235ZM235 227H234V229H235ZM240 227V226H239ZM238 227V228H239ZM247 227V226H246ZM248 227H250V226H248ZM2 228H3V226H2ZM63 228V227H62ZM65 228V227H64ZM84 228V227H83ZM95 228V227H94ZM94 228H93V230H94ZM105 228H107L108 229V227H105ZM111 228V227H110ZM122 228H123V225H122ZM157 228V227H156ZM192 228V227H191ZM193 228H195V226H193ZM215 228V227H214ZM243 228V227H242ZM251 228H252V225H251ZM261 228V227H260ZM5 229V228H4ZM25 229V230H26ZM39 229V228H38ZM41 229H44L43 227L41 228ZM55 229H56V227H55ZM70 229V228H69ZM69 229H68V232H69ZM72 229V228H71ZM70 229V230H71ZM77 229V228H76ZM76 229H74V230H76ZM80 229V228H79ZM82 229V228H81ZM89 229V228H88ZM113 229V228H112ZM114 229H116V228H114ZM113 229V230H114ZM125 229H127L126 227H125ZM124 229V230H125ZM134 229V228H133ZM177 229V228H176ZM200 229H201V227H200ZM203 229V228H202ZM201 229V230H202ZM205 229V228H204ZM203 229V230H204ZM220 229H222V227H220ZM230 229V228H229ZM245 229V228H244ZM248 229V228H247ZM50 230V229H49ZM73 230V231H74ZM101 230V229H100ZM117 230V229H116ZM116 230H114L113 232H115ZM155 230H157V229H155ZM179 230V229H178ZM183 230V229H182ZM186 230H187V228H186ZM190 230V229H189ZM193 230V229H192ZM199 230V229H198ZM201 230H199V231H201ZM218 230V229H217ZM216 230V231H217ZM226 230V229H225ZM255 230V229H254ZM256 230H257V228H256ZM46 231H47V229H46ZM59 231V230H58ZM63 231H65V230H63ZM83 230H81V232H82ZM102 231V230H101ZM108 231H109V229H108ZM107 231V232H108ZM139 231V230H138ZM176 231V230H175ZM210 230H208V232H209ZM215 231V232H216ZM222 231H223V229H222ZM228 231V230H227ZM232 231V230H231ZM233 231H235V230H233ZM233 231L231 232V233H233ZM42 232H43V230H42ZM50 232V231H49ZM67 232V231H66ZM75 232H77V231H75ZM84 232V231H83ZM89 232V231H88ZM117 232H119L118 230H117ZM122 232V231H121ZM128 232V231H127ZM135 232V231H134ZM158 232V231H157ZM189 232V231H188ZM188 232H187V234H188ZM198 232V231H197ZM211 232V231H210ZM213 232V231H212ZM244 232V231H243ZM256 232V231H255ZM2 233V234H1ZM24 234H25V232H23ZM32 233V232H31ZM47 233V232H46ZM58 233H61L60 231L58 232ZM70 233H71V231H70ZM98 233V232H97ZM96 233V234H97ZM102 233V232H101ZM125 233V232H124ZM129 233V232H128ZM127 233V234H128ZM152 233H154V232H152ZM156 233V232H155ZM191 233H192V231H191ZM200 233V232H199ZM218 233V232H217ZM217 233H216V235H217ZM225 233H227L228 234V232H226L225 231ZM248 233V232H247ZM250 233V232H249ZM258 233V232H257ZM45 234V233H44ZM50 235H53L54 233H52L51 234V232L49 233ZM77 234V233H76ZM80 234H82V233H80ZM85 234V233H84ZM93 234V233H92ZM95 234V233H94ZM93 234V235H94ZM100 234V233H99ZM105 234V233H104ZM116 234V233H115ZM123 234V232L120 234V235H122ZM126 234V233H125ZM131 234H133V233H131ZM159 234V233H158ZM201 234V236H204V235H202V233H200ZM204 234V233H203ZM214 234V233H213ZM222 234V233H221ZM224 234V233H223ZM234 234V233H233ZM240 234V233H239ZM256 234V233H255ZM2 235V236H1ZM3 235H5V237L3 236ZM26 235H27V233H26ZM36 235V234H35ZM41 235V234H40ZM46 235V234H45ZM66 235V234H65ZM72 235V234H71ZM75 235V234H74ZM111 235V234H110ZM151 235V234H150ZM149 235V236H150ZM194 235V234H193ZM192 235V236H193ZM211 235V234H210ZM215 235V236H216ZM218 235H219V233H218ZM241 236H242V233L240 234ZM246 235V234H245ZM57 236V235H56ZM84 236V235H83ZM82 236V237H83ZM90 236V235H89ZM97 236H99V235H97ZM104 236V235H103ZM181 236V235H180ZM187 236V235H186ZM191 236V235H190ZM198 236V235H197ZM196 236V238H197V241H198V237ZM230 236H231V234H230ZM235 236V235H234ZM256 236H259V234L258 235H256ZM26 237V236H25ZM34 237V236H33ZM61 237V236H60ZM68 237L70 238V236L68 235ZM95 237H96V235H95ZM110 237H112V235L110 236ZM154 237V236H153ZM22 238V237H21ZM47 238V237H46ZM48 238H50V237H48ZM47 238V239H48ZM51 238H52V236H51ZM58 238V237H57ZM75 238V237H74ZM91 238V237H90ZM93 238V237H92ZM102 238V237H101ZM155 238V237H154ZM210 238H211V240H212V237L210 236ZM214 238V237H213ZM231 238V237H230ZM257 238V237H256ZM4 239H7V243H9V244H7V243H5V241H4ZM23 239V238H22ZM123 240H124V238H122ZM172 239L174 240V238L172 237ZM188 239V238H187ZM209 239V238H208ZM216 239V238H215ZM243 239V238H242ZM247 239V238H246ZM250 239V238H249ZM253 239H255V236H254V238ZM258 239V238H257ZM29 240V239H28ZM27 240V241H28ZM37 240V239H36ZM57 240V239H56ZM61 240H63V239H61ZM70 240V239H69ZM79 240V239H78ZM85 240V238L83 239V241ZM96 240V239H95ZM126 240V239H125ZM127 240H128V238H127ZM201 240V239H200ZM206 240H207V237H206ZM222 240V239H221ZM220 240V241H221ZM238 240V239H237ZM240 240V239H239ZM4 241V242H3ZM15 241H17V240H15ZM22 241H24V240H22ZM30 241V240H29ZM31 241H35V239L34 240H32L31 239ZM30 241V242H31ZM40 241V240H39ZM50 241H52V240H50ZM82 241V240H81ZM82 241V242H83ZM178 241V240H177ZM179 241H180V239H179ZM183 241V240H182ZM181 241V242H182ZM186 241V240H185ZM185 241H183V242H185ZM213 241L214 240H212V243H213ZM232 241V240H231ZM234 241H236V239L234 240ZM244 241V240H243ZM13 242V241H12ZM46 242V241H45ZM49 242V241H48ZM61 242V241H60ZM95 242V241H94ZM99 242V241H98ZM202 242V241H201ZM245 242V241H244ZM15 243V242H14ZM20 243H21V239H20ZM20 243H18V244H20ZM33 243V242H32ZM47 243V242H46ZM53 243V242H52ZM63 243H64V241H63ZM74 243V242H73ZM77 243V242H76ZM79 243V242H78ZM93 243V242H92ZM195 243V242H194ZM197 243V242H196ZM211 243V242H210ZM227 243V242H226ZM17 244V245H18ZM40 244V243H39ZM50 244V243H49ZM61 244V243H60ZM68 244V243H67ZM71 244V243H70ZM179 244V243H178ZM223 244V243H222ZM232 244V243H231ZM243 244V243H242ZM241 244V245H242ZM7 245H10L9 247L7 246ZM25 245V244H24ZM23 245V246H24ZM27 245V244H26ZM47 245V244H46ZM66 245V244H65ZM198 245V244H197ZM200 245H202L203 246V244L202 243H200ZM237 245H239V244H237ZM0 246V247H1ZM15 247H16V244L14 245ZM20 246V245H19ZM30 246V245H29ZM28 246V247H29ZM35 246V245H34ZM40 246H41V244H40ZM42 246H44L43 244H42ZM49 246V245H48ZM56 246H58V245H56ZM61 246V245H60ZM63 246V245H62ZM77 246H79V245H77ZM104 246V245H103ZM145 246V245H144ZM181 246V245H180ZM194 246V245H193ZM216 246H217V244H216ZM219 246V245H218ZM22 247V246H21ZM36 247V246H35ZM45 247V246H44ZM43 247V248H44ZM47 247V246H46ZM45 247V248H46ZM51 246H49V248H50ZM59 247V246H58ZM65 247V246H64ZM64 247L62 248V249H64ZM72 247V246H71ZM81 247V246H80ZM87 247V246H86ZM95 247H96V244H95ZM94 247V248H95ZM97 247H99L98 245H97ZM96 247V248H97ZM178 247V246H177ZM203 247H206L205 245L203 246ZM223 246H221V248H222ZM245 247V246H244ZM244 247H243V249H244ZM17 248L18 247H16V250H17ZM31 248V247H30ZM38 248V247H37ZM36 248V249H37ZM40 249H41V247H39ZM43 248H42V251H43ZM83 248V247H82ZM81 248V249H82ZM85 248V247H84ZM93 248V247H92ZM193 248V247H192ZM195 248V247H194ZM197 248H198V246H197ZM197 248H196V250H197ZM213 248H214V246H213ZM225 248H226V246H225ZM227 248H229V247H227ZM241 248V247H240ZM1 249H2V247H1ZM20 249V248H19ZM60 249H61V247H60ZM81 249H80V251H81ZM112 249V248H111ZM181 249V248H180ZM200 249V248H199ZM202 249V248H201ZM200 249V250H201ZM242 249V250H243ZM6 250V251H7ZM13 250V249H12ZM21 250V249H20ZM19 250V251H20ZM24 250V252H25V249H23ZM29 250H31V251H33L32 249H29ZM49 250V249H48ZM50 250H51V248H50ZM53 250H54V248H53ZM72 250V249H71ZM84 250V249H83ZM94 250V249H93ZM114 250H115V247H114ZM199 250V251H200ZM231 250V249H230ZM229 250V251H230ZM238 250H239V248H238ZM241 250V251H242ZM246 250V249H245ZM2 251H3V249H2ZM5 251V253H4V255L3 256H6V252ZM14 251H15V248H14ZM55 251V250H54ZM64 251V250H63ZM79 251V252H80ZM112 251V250H111ZM181 251V250H180ZM179 251V252H180ZM183 251V250H182ZM194 251V250H193ZM198 251V250H197ZM204 251V250H203ZM210 251V250H209ZM223 251V250H222ZM232 251V250H231ZM49 252V251H48ZM66 252V251H65ZM71 252V251H70ZM86 251H84L83 252V254L85 253ZM88 252V251H87ZM97 252V251H96ZM104 253H105V251H103ZM115 252H117L116 250H115ZM120 252V251H119ZM218 252V251H217ZM221 252V251H220ZM224 252H226V250L224 251ZM223 252V253H224ZM245 252V251H244ZM19 253V252H18ZM18 253H8L9 255H7L5 258H3L2 257V254L0 253V264H4V262L5 263H7L6 261H8L9 260V262L8 263H10V264H25V262L23 261V259H22V261H20V262H18V263H15L16 261L13 259V258H15L16 259V256L18 255ZM22 253V252H21ZM21 253H20V255H21ZM27 253V252H26ZM26 253H23V254H25L24 255V257H26L28 254H26ZM41 253V252H40ZM46 253V252H45ZM51 253V252H50ZM57 253V252H56ZM75 253V252H74ZM78 253V252H77ZM103 253V254H104ZM111 253H113V252H111ZM118 253V252H117ZM136 253V252H135ZM176 253V252H175ZM182 253V252H181ZM180 253V254H181ZM196 251H195V255H196ZM200 253V252H199ZM233 253V252H232ZM235 253V252H234ZM30 254H31V252H30ZM32 254H34V253H32ZM35 254H36V252H35ZM38 254V253H37ZM53 254H54V252H53ZM52 254V255H53ZM64 255H65V253H63ZM62 254V255H63ZM68 254V253H67ZM71 254V253H70ZM87 254V253H86ZM89 254V253H88ZM116 254V253H115ZM143 254V253H142ZM149 254V253H148ZM147 254V255H148ZM161 254V253H160ZM163 254V253H162ZM161 254V255H162ZM168 254V253H167ZM186 254V253H185ZM189 254V253H188ZM187 254V255H188ZM192 254V253H191ZM204 254V253H203ZM212 254V253H211ZM228 254H229V252H228ZM236 254V253H235ZM242 254H243V252H242ZM253 254V253H252ZM264 254V253H263ZM56 255V254H55ZM69 255V254H68ZM74 255V254H73ZM73 255H71L72 256V259H74L73 258ZM76 255H78V254H76ZM80 255V254H79ZM78 255V256H79ZM93 255V254H92ZM98 255V254H97ZM107 255V254H106ZM109 255V254H108ZM107 255V256H108ZM118 255H119V253H118ZM121 255H122V250H121ZM124 255V254H123ZM139 255V254H138ZM179 255V254H178ZM213 255V254H212ZM223 255H225V254H223ZM234 255V254H233ZM232 255V258L233 257H235L236 258V256H233ZM248 255H251V254H248ZM257 255V254H256ZM259 255V254H258ZM43 256V255H42ZM51 256V255H50ZM89 256V255H88ZM105 256V255H104ZM132 256V255H131ZM135 256V255H134ZM137 256V255H136ZM150 256V255H149ZM164 256V255H163ZM175 256V255H174ZM192 256H193V254H192ZM205 256H206V254H205ZM241 256V255H240ZM20 257V256H19ZM18 257V258H19ZM23 257V258H24ZM29 257V256H28ZM48 257H49V255H48ZM54 257V256H53ZM75 257V256H74ZM80 257V256H79ZM79 257H77V258H79ZM84 257H86L85 255H84ZM90 257H91V255H90ZM90 257H89V259H90ZM113 257V256H112ZM139 256H137L136 258H138ZM143 257V256H142ZM147 257V256H146ZM165 257V256H164ZM176 257H178V256H176ZM199 257H201V256H199ZM203 257L204 256H202V258H199V259H203ZM215 257V256H214ZM213 257V258H214ZM258 257V256H257ZM37 258H38V255H37ZM41 258V257H40ZM51 258V257H50ZM55 258V257H54ZM54 258H53V260H54ZM65 258V260L67 259L66 257H64ZM63 258V259H64ZM82 258V257H81ZM91 258H93V257H91ZM100 258V257H99ZM109 258V257H108ZM125 258V257H124ZM131 258V257H130ZM144 258V257H143ZM142 258V259H143ZM152 258V257H151ZM160 258V257H159ZM158 258V259H159ZM180 258V257H179ZM191 258V257H190ZM193 258V257H192ZM205 258V257H204ZM221 258V257H220ZM225 258H226V256H225ZM229 258L230 257H228V260H229ZM250 258V257H249ZM253 258V257H252ZM263 258V257H262ZM44 259V258H43ZM52 259V258H51ZM70 259V258H69ZM69 259H67V260H69ZM87 259V258H86ZM88 259V260H89ZM112 259V258H111ZM116 259V258H115ZM140 259V258H139ZM141 259V260H142ZM145 259V258H144ZM147 259V258H146ZM149 259V258H148ZM154 259H156V257L154 258ZM153 259V260H154ZM194 259V258H193ZM198 259V256L196 257V260ZM218 259V258H217ZM217 259H216V261H217ZM222 259V258H221ZM227 259V258H226ZM255 259V258H254ZM57 260V259H56ZM66 260V261H67ZM100 260V259H99ZM103 260V259H102ZM113 260V259H112ZM112 260H111V262H112ZM118 260H119V258H118ZM121 260H122V258H121ZM151 260V259H150ZM161 260H162V258H161ZM163 260H164V258H163ZM172 260V259H171ZM183 260V259H182ZM185 260H188V258H186ZM213 260V259H212ZM211 260V261H212ZM224 260V259H223ZM237 260H239V259H237ZM236 260V261H237ZM243 260V259H242ZM252 260V259H251ZM263 260V259H262ZM27 261V260H26ZM32 261V260H31ZM52 261V260H51ZM58 261V260H57ZM64 261V260H63ZM76 260H74L73 262H75ZM91 261V260H90ZM115 261V260H114ZM117 261V260H116ZM123 261V260H122ZM191 261V260H190ZM193 261V260H192ZM191 261V262H192ZM198 261V260H197ZM197 261H195V262H197ZM204 261H206V260H204ZM208 261V260H207ZM215 261V260H214ZM219 261L222 263V261L219 259ZM218 261V262H219ZM226 261V260H225ZM230 261V260H229ZM228 261V262H229ZM233 261V260H232ZM232 261H231V263H232ZM240 261V260H239ZM30 262V261H29ZM35 262V261H34ZM41 262V261H40ZM48 262V261H47ZM55 261H53V264H55L54 263ZM69 262V261H68ZM82 262H85L84 261V259L82 260ZM89 262V261H88ZM102 262H104V261H102ZM118 262V261H117ZM129 262V261H128ZM139 262V261H138ZM145 262V261H144ZM150 261L148 260V263H149ZM156 262H157V260H156ZM155 262V260H154V262L153 263H156ZM168 262V261H167ZM189 262V261H188ZM187 262V263H188ZM199 262V261H198ZM198 262H197V264H198ZM201 262V261H200ZM220 262H219V264H220ZM241 262V261H240ZM245 262H247L246 261V259H245ZM7 263V264H8ZM27 263V262H26ZM44 263V262H43ZM52 263V262H51ZM50 263V264H51ZM57 263V262H56ZM76 263V262H75ZM80 263H81V260H80ZM80 263H78L77 262V264H80ZM85 263H87V260H86V262ZM89 263H91V262H89ZM97 263V262H96ZM132 263V262H131ZM134 263V262H133ZM141 263V262H140ZM158 263V262H157ZM160 263V262H159ZM161 263H163L162 261H161ZM170 263V262H169ZM172 263V262H171ZM170 263V264H171ZM174 263V262H173ZM182 263V262H181ZM193 263V262H192ZM204 263V262H203ZM207 263V262H206ZM225 264H226V262H224ZM235 263V262H234ZM29 264H32V262L31 263H29ZM34 264V263H33ZM45 264V263H44ZM48 264V263H47ZM58 264V263H57ZM98 264V263H97ZM104 264V263H103ZM108 264V263H107ZM110 264V263H109ZM141 264H143V263H141ZM168 264V263H167ZM189 264V263H188ZM191 264V263H190ZM209 264V263H208ZM212 264V263H211ZM218 264V263H217ZM242 264V263H241Z\"/></svg>",
	"mask_w": 264,
	"mask_h": 264
}]
</instances>
